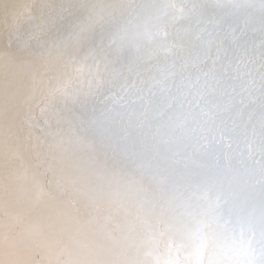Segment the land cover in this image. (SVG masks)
I'll return each mask as SVG.
<instances>
[{
    "label": "rangeland",
    "instance_id": "rangeland-1",
    "mask_svg": "<svg viewBox=\"0 0 264 264\" xmlns=\"http://www.w3.org/2000/svg\"><path fill=\"white\" fill-rule=\"evenodd\" d=\"M4 1V0H3ZM3 1H1L0 0V2H1V6H0V16H1V14H2V21H0L1 23H0V54H1V52L2 51H4V49H5V51L7 52H2V55H3V57H4V59H3V61H2V64H4V65H2V67H0V113H2L3 111H4V115L7 113V114H9L11 117H14L15 119L17 118V122L19 121V120H21V115H22V118H24L25 120L24 121H19V123H17V125L15 124V119H13V118H11V121H10V116H9V118H8V115L6 114L5 116H3L2 114H0V122H5L6 121V119H8L9 121H6L8 124L7 125H5V126H1V124H0V126H1V128L3 127V128H5L4 130L5 131H3L4 133L8 130V127L10 128V125H11V127L12 126H14V124H15V127H17L18 129H20L21 130V128H20V126L18 127V125H21V126H23V125H25L26 126V124H27V122L28 121H31L32 122V119L35 121L36 120V122H34V124H36L39 128H38V130H37V126L36 125H33L34 126V128H36V130L39 132V134L37 133V131H35L34 130V128H33V126L31 127L32 129H29V131H28V129H27V127H25L26 129V131L24 130V127L22 128V130L21 131H18V129L16 128L15 129V127H13V128H10V130L8 131V133L6 134V135H3L2 134V130L3 129H1L0 130V133H1V135H0V141H1V139H4V140H7L8 142H9V140H10V138L9 137H11V140H13V138L12 137H14V140L12 141V143L11 142H9V144H8V147H10L11 145L10 144H13L14 143V141H15V136H17V134H18V132H19V134L21 135L22 133H20V132H23V130L25 131L24 133H26L27 134V131L29 132L28 134H30V132H32V130H34L35 131V133H37V135H35V137L37 138H35L34 137V135L32 136V133H31V135L30 136H28V138L25 136L26 134H24V137H23V135L20 137L19 136V134H18V136L16 137V140H20L21 138L22 139H25V137L30 141V138H31V136H32V138L33 139H31V143L30 142H28V141H26V139H25V142H28L29 143V145H31V144H34L33 145V150H35V148L37 147V146H35L36 144H38L39 146H42L41 145V143H37L38 141H41L42 143H44L43 144V147H47V143H46V140H45V142L44 141H42V139H45L46 138V136L45 135H47L48 134V130H50V131H53V130H51V129H54L55 127H57V128H55V129H58L59 127L61 128V129H63L64 130V128L65 129H67L68 130V128L70 127V124L72 123V129L71 130H73V132H70L71 130H70V128H69V130L67 131V130H64V131H66V132H64V133H67V132H70L71 134L72 133H74V134H72L73 135V138L72 137H69V136H72V135H69V134H65L64 136L66 137V135H67V141H68V139H70V144H73V142L74 143H76L75 145L76 146H80L81 145V147L84 145L83 144V142L82 141H84V137H82V136H79V135H81V134H79L80 132L81 133H83V131L85 132V131H87L88 129H90V132L88 131V132H85V134L86 135H88V137L86 136V135H84V136H86L87 138H85V140L89 143V141H91V139L93 138V136H96V138H99V139H96L95 137V139L97 140V142L95 141L94 143H96L95 145L97 146H95L94 145V143H92V141H91V144H93V145H91L90 144V146H91V148H92V146H93V148H95V150L94 151H92V150H90L91 148H89V144L88 143H86V142H84V143H86L87 144V146H88V153H91L92 154V152H93V154L94 153H96V154H94V156H93V154H92V157H91V155H90V157L92 158V159H90V157H88V158H84V155L87 153V149H85V145L81 148V147H75L76 148V150H75V148L74 147H72V145H70V144H65V142H67L65 139H64V141H63V143L61 144V146H59L60 148L59 149H61V147H63V149L65 148V146H66V148L67 149H71V147H72V151H71V153L69 154V152L70 151H68V152H66L65 151V149L63 150V149H61L62 151H60V150H58L57 151V149H56V152H58V154L56 155V156H58L61 152L63 153V152H65L66 154H61V155H59L57 158H58V160H59V166L58 167H61V168H59V170L61 169V170H63V172L62 171H60V172H62V174H64L65 175V177H67V178H70V179H72V180H75L76 181V184L74 185V187H73V185L72 184H69L71 187H73L74 189H76V186L77 185H79V184H81V182H82V184H81V186H83L86 190H83L82 189V187L80 188L81 190H79V188H77L78 190H77V192H80V193H78L79 195H82L81 197L77 194V192H75V191H72L73 189L69 186V188L67 187V190L68 189H70L71 191H72V193L70 192V194H69V192L66 190V191H64L61 195L62 196H60V198L62 197V199L61 200H64L63 202H65L64 204L66 205V203L68 202L69 203V201H68V199H70L71 200V202L70 203H72V204H74V202L75 203H79V202H84V201H86V204L87 205H89V204H94L95 203V205L97 206V204L98 203H96L97 201L99 202V200H100V202H99V204L100 203H102V202H104L105 203V201H106V203L104 204V203H102L101 205H99L98 204V206L97 207H100V206H104V205H106V206H104V207H108V204H109V202H110V207H114V206H132V205H138V206H141L142 207V209H144L146 206H149V205H151L152 203H156V204H159V205H162V206H167V204H175L176 202H180V201H196L197 203H198V205L199 206H202V207H210V208H217V207H222V206H226V207H228V206H230L229 208H233V207H236V206H238V203L237 202H234L235 201V199L236 198H238V197H240L242 194H244L245 193V191L247 190V189H253V188H264V176H262V177H260V175L261 174H258V173H262V171H260L259 169L261 168V169H264V168H262L261 166H263L264 167V148L262 149L261 148V146L262 147H264L262 144H264L263 142V140H264V136H262V137H260V134H264L263 132V127H264V121H263V110L262 109H264L263 107H264V57H262V56H264V20H262V18H264L263 16H264V14L262 13L264 10V8H263V5L261 4V3H264L263 2V0L261 1L260 0V2H258V1H256V0H249L250 1V3H248V0H230V2H229V0H227V1H224V0H222V2H221V0H217L218 2H214L213 3V1H216V0H205V7H203V4L201 5L200 3H204L203 1L204 0H200V3H198L199 5H200V8H201V10L199 9V5L197 4V3H193L194 1H196V0H156L155 1V5L153 4V2H154V0H137V2H136V0H132V2H131V0H101V1H99V0H90L89 2H93V3H86L84 0V2L86 3V7H84L86 10H89V8H90V6H91V10H89L88 12H84V11H86V10H84V8H82L83 6H84V4H82V5H79L78 6V4L81 2V3H83L82 2V0L79 2V0L77 1V0H64V1H62V0H54L55 2H57L58 4L57 5H55L56 3L55 2H52L53 0H5L4 2ZM7 1H9L10 3H12L14 6L12 7V4H10L9 2H8V4H7ZM12 1V2H11ZM73 2V3H76V5L75 4H73L72 3V5H74L75 6V8H74V6H72L71 5V3L69 4V3H66V5L64 4L65 2ZM127 1V2H126ZM130 1V2H129ZM138 1H140V2H138ZM152 1V2H151ZM159 1V2H158ZM166 1H167V3H166ZM199 1V0H198ZM197 1V2H198ZM238 1V3L240 2L241 3V1H242V3H241V6H240V3H239V5H238V3H236V4H234L235 2H237ZM14 2V3H13ZM20 2V3H19ZM64 2V3H63ZM95 2H97V7H92L94 4H95ZM107 2V4H105ZM134 2V3H133ZM150 3L151 2V4H148V3ZM157 2H158V4H157ZM162 2H164V4L162 5ZM177 4H176V3ZM180 2V3H179ZM220 2V3H219ZM224 2V3H223ZM225 2H228L227 4L225 3ZM234 2V3H233ZM244 2V3H243ZM251 2H253V4L255 3V2H258V3H255V4H258L259 6H260V11H261V15L263 14V16L261 17V16H259V15H255V14H258V11H259V8H257V7H259V6H257V5H255L256 7V9L254 8V6H252L253 4L251 3ZM3 3V4H2ZM18 3V4H17ZM42 3V4H41ZM53 3V4H52ZM78 3V4H77ZM119 3H120V5H121V7L122 6H124L123 8H120V5H119ZM124 3V4H123ZM126 3H127V5H126ZM131 4V6H130V4ZM140 4V6H141V8L143 9H137V8H139V7H137V5H139ZM159 3H160V5H159ZM166 3V4H165ZM182 3V4H181ZM216 3V4H215ZM232 3V4H231ZM247 3V4H246ZM262 5H260V4ZM6 4V5H5ZM17 4V5H16ZM50 4V5H49ZM69 4V5H68ZM123 4V5H122ZM175 4V5H174ZM198 5V9H196V7H192V5ZM218 4V5H217ZM222 4V5H221ZM223 4H225V6L223 5ZM234 4V6H231V5H233ZM243 4V5H242ZM2 5H3V7H2ZM5 5V6H4ZM10 5H11V8H9L10 7ZM47 5V6H46ZM59 5V7L60 6H62V9L61 8H58V10H57V6ZM87 5H89V8L87 7ZM100 5H102L101 7H103V8H101L100 7ZM151 5H154V6H151ZM165 5V6H164ZM187 5V6H186ZM193 5V6H194ZM214 5V6H213ZM219 5H221L222 7H221V9H224V11H225V9H226V7L227 8H229V6L231 7V9L229 8V9H226V12H227V14H226V12H223V10H221L220 9V7H219ZM229 5V6H228ZM250 5H251V7L252 8H254L255 10L254 11H256L257 10V13H255V12H253V10H252V8H250L251 10H249L248 8H246V7H250ZM7 6V7H6ZM19 6V7H18ZM40 6V7H39ZM55 6V7H54ZM66 6H67V9L68 8H70L71 6L73 7L71 10L70 9H68L69 11H70V13H69V11L66 9V11H65V9L64 8H66ZM81 6V7H80ZM95 6H96V4H95ZM115 6V7H114ZM129 6V7H128ZM134 6H135V8H136V10H137V12H136V10H135V8H134ZM144 6H146L145 8H144ZM150 6V7H149ZM166 6H167V8H166ZM176 6V7H175ZM183 6L185 7L186 6V8L184 9L183 8ZM223 6L225 7V8H223ZM245 9H247V10H244V8ZM15 7V8H14ZM23 7V8H22ZM78 7L79 8H81V9H78ZM105 7H107V8H105ZM155 7H158V8H156L155 9ZM175 7V8H174ZM216 8V9H214V8ZM219 7V8H218ZM16 11V12H14L13 11V9ZM18 10H17V9ZM20 8V9H19ZM25 8V9H24ZM105 8V9H104ZM113 8H114V10H113ZM130 8H131V10H130ZM163 8H165V10L163 9ZM172 8V9H171ZM183 10H181V9ZM210 8H211V10H213V11H211L212 12V16H213V14H215L213 17H209L210 19H208V18H206L205 16H208L207 14H208V11L210 10ZM232 8H234V9H232ZM239 8V9H238ZM241 8V9H240ZM8 9H10L9 11H10V13H7V12H9L8 11ZM26 11V9L28 10V11H24V10ZM29 9H31V10H29ZM49 9V10H48ZM64 9V11L67 13V15L68 14H70V17H66V13H65V15H63L62 13V11L61 10H63ZM75 9V10H74ZM96 9V10H95ZM134 9V10H133ZM220 9V10H219ZM21 10H23L22 12H21ZM79 10V11H78ZM81 10V11H80ZM107 10V11H106ZM116 10V11H115ZM125 10V11H124ZM167 10V11H166ZM168 10H170V11H168ZM176 10V11H175ZM194 10L196 11V13H198V12H200V13H198V16L200 15V16H202V19H198L199 17L198 16H195V14L196 13H194ZM203 10H204V12H203ZM215 10H218V11H215ZM234 10V11H233ZM239 12H238V11ZM263 10V11H262ZM2 11V12H1ZM5 11H6V13H5ZM20 11L21 12V14H19L18 12ZM68 11V12H67ZM72 11V12H71ZM96 11V12H95ZM104 11V12H103ZM138 11H140V12H138ZM159 11V12H158ZM228 11L230 12V13H228ZM239 13V14H237L236 13V16H233L232 17V15L230 16V14L231 13ZM236 11V12H235ZM245 11H248V12H245ZM259 11V12H260ZM12 12H14L15 13V15L12 13ZM25 12V13H24ZM60 13V14H58V13ZM62 12V13H61ZM74 12V13H73ZM82 12V13H81ZM85 14H84V13ZM118 12V13H117ZM124 12V13H123ZM129 14H128V13ZM157 12V13H156ZM168 12V13H167ZM171 12V13H170ZM203 12V13H202ZM207 12V13H206ZM211 12L209 11V13H210V15H211ZM222 12V13H221ZM244 12V13H243ZM250 12V14H254L255 16H253V15H247L248 13ZM3 13H4V15H3ZM50 13V14H49ZM75 15V17H74V19H73V14ZM92 13V14H91ZM102 13L103 14H105V15H102ZM115 13H116V15H115ZM127 13V14H126ZM136 13V14H135ZM139 13V14H138ZM205 13V14H204ZM223 13H224V15H223ZM8 14V15H7ZM12 14H13V16H12ZM23 14V15H22ZM30 14V15H29ZM46 14V16L48 17H46L45 16V18H47V19H50L49 20V22L51 23H47V22H43V20L44 21H46L45 20V18L43 17V15H45ZM73 16H72V15ZM79 14H80V16H79ZM84 14V15H83ZM113 14L115 15V16H113ZM202 14H204V15H202ZM222 14V15H221ZM247 16H246V15ZM260 14V13H259ZM12 16V17H10V16ZM29 17H28V16ZM32 15V17L34 18V17H38L37 18V20H36V18H34V19H31L32 17H30ZM36 15V16H35ZM50 15H52L51 16V18H54V16H55V18L54 19H57V17H58V19H63L64 21L66 20V21H68V22H64L63 20L61 21V20H55L53 23H54V25H53V23H52V21H53V19H51L50 18ZM63 15V16H62ZM92 15V16H91ZM219 15V18H221V19H217V16ZM229 16V17H227V16ZM242 15V17H240ZM4 16V17H3ZM6 16V17H5ZM14 16H15V18H14ZM19 16V17H18ZM43 17L42 19L40 18L39 19V17ZM72 16V17H71ZM101 16H105L104 18H102ZM120 18H119V17ZM259 16V17H258ZM18 17V18H17ZM80 17V18H79ZM90 17V18H89ZM128 17V18H127ZM207 19V20H209L208 22H207V20L205 19V18ZM215 17V18H214ZM225 17H226V19H225ZM234 17H237L238 19H235ZM252 17H254V18H252ZM260 18L258 21L256 20V23H255V20L254 19H257V18ZM0 18V19H1ZM3 18H4V20L6 19V18H8V19H6V21L7 22H5L4 20H3ZM25 18V19H24ZM107 18H109V19H107ZM196 18V19H195ZM201 18V17H200ZM233 18V20L231 21V19ZM241 18H243L242 19V21H240L241 20ZM250 18V19H249ZM9 19H12V20H10V23H9ZM16 19H17V21H16ZM23 19L25 20V21H23ZM74 21H73V20ZM101 19V20H100ZM112 19V20H111ZM130 19V20H129ZM247 19V20H246ZM21 20V21H20ZM30 20V21H29ZM33 20V21H32ZM121 21V23H120V21ZM123 20V21H122ZM227 20H228V22L230 21V23H228L227 22ZM236 20V21H235ZM252 20H253V22H252ZM262 20V21H261ZM4 21V23H2ZM29 21V22H28ZM34 22L33 24H31L32 22ZM38 21H40V22H42V23H39ZM73 21V22H72ZM104 21V22H103ZM118 21V22H117ZM181 21V22H180ZM200 21V22H199ZM201 21H203V22H201ZM221 21V24L219 23ZM243 22V23H241L242 25H244L243 26V28H240L239 29V25L237 24L236 25V27L238 28V30L236 29V28H234L235 27V23H238V22ZM245 21L247 22V23H245ZM248 21H249V23H251V24H253V26H252V28H251V26L249 27V24H248ZM259 21H260V23H259ZM19 22V23H18ZM40 24V27H38L39 25L37 24ZM60 22V23H59ZM64 22V23H63ZM72 22V23H71ZM81 22H82V24H81ZM101 22V23H100ZM108 24H107V23ZM115 22V23H114ZM186 22V23H185ZM212 22V23H211ZM223 22H225V24H226V26L223 24ZM227 22V23H226ZM235 22V23H234ZM258 22V23H257ZM263 22V23H262ZM7 23V24H6ZM10 25H9V24ZM56 23V24H55ZM61 23H62V25H61ZM66 23H67V25H66ZM93 23V24H92ZM100 23V24H99ZM106 23V24H105ZM112 24V26H111V24ZM113 23H114V25H113ZM118 23H119V25H118ZM124 23V24H123ZM126 23V24H125ZM128 23H129V25H128ZM138 25H136V24ZM216 23V24H215ZM3 24H5V25H3ZM12 24V25H11ZM41 24L43 25V26H41ZM44 24H45V26H44ZM48 26H47V25ZM58 24H60V25H58ZM72 24V25H71ZM75 26H74V25ZM104 24V25H103ZM191 24V25H190ZM217 24H220V25H218L217 26ZM231 24L232 25H234L231 29H229L230 27H228V26H231ZM240 24V25H241ZM248 24V25H247ZM257 25V29L255 28V26ZM2 25V26H1ZM23 25H26V27L25 26H23ZM50 25H53L55 28H54V31H55V33H56V35H55V33H54V31H52L51 29L53 28V26H50ZM55 25H57L58 26V28H56V26ZM66 26V27H62V26ZM102 27H101V26ZM106 25V26H105ZM133 25L134 26H136V27H133ZM184 25V26H183ZM191 27H190V26ZM204 25H206V27L204 26ZM208 25V26H207ZM211 25H213L212 27H211ZM242 25L240 26V27H242ZM247 27H246V26ZM259 25V26H258ZM24 28H23V27ZM28 26H35L34 28H36L37 29V31H36V29L34 30V29H32L31 30V28L30 27H28ZM40 29V33L42 34L43 33V35H41L40 37L39 36H37V35H39L40 33H38V28ZM46 26H47V28H46ZM59 26H61V27H59ZM69 28H68V27ZM79 26H81V27H79ZM98 27V29H97V27ZM112 27L111 29V31L114 33H116L117 35H115V33H114V35L112 34V32L109 30L110 28H108V27ZM113 26H115V29H114V27ZM117 26V27H116ZM128 28H127V27ZM187 26V27H186ZM195 26V27H194ZM200 26V27H199ZM216 26V27H215ZM7 27V28H6ZM27 27H28V30H27ZM42 27V28H41ZM46 28L45 30H44V28ZM51 27V28H50ZM105 28V30H104V28ZM125 27V28H124ZM186 27V28H185ZM205 27V28H204ZM225 27H226V29H225ZM228 27V28H227ZM246 27V28H245ZM4 28V29H3ZM8 28H10V29H8ZM23 28V29H22ZM26 28V29H25ZM49 28H50V30L53 32V34H52V32L49 30ZM67 30H66V29ZM77 28V29H76ZM119 28V29H118ZM138 30H137V29ZM178 28V29H177ZM201 28V29H200ZM215 28H217V30L215 29ZM223 28V29H222ZM248 28H249V30L250 31H248ZM251 28V29H250ZM6 29V30H5ZM11 29H12V31H11ZM14 29V30H13ZM25 29V30H24ZM29 29L31 30V32H32V34L31 33H29L30 31H29ZM42 29V30H41ZM48 29V30H47ZM56 29H58V30H56ZM60 29V30H59ZM61 29H64V30H61ZM81 29H83L84 30V32H83V36H84V38H83V36L81 37V40H79V42L78 43H76V42H73V34H75L77 31H79V30H81ZM100 29V30H99ZM107 29V30H106ZM121 29V30H120ZM130 29V30H129ZM192 29V30H191ZM197 29H198V32H197ZM206 29V30H205ZM209 29V30H208ZM216 30L217 32H215V35H218V37L217 36H215V35H213V36H215V38L214 37H211V34H214V32L213 33H210V31L212 32L213 30ZM241 29H243V30H241ZM255 29V30H254ZM27 30V31H26ZM34 30V31H33ZM95 30V31H94ZM108 30H109V35H111V36H109L108 35ZM118 32L119 31V33H117L116 31ZM126 30V31H125ZM133 30V31H132ZM178 30V31H177ZM194 30V31H193ZM218 30H220L219 32H218ZM225 30V31H224ZM230 30H232L233 32H230V33H228V31H230ZM253 30H254V33H255V31L257 30L259 33H260V36H258V35H255V37L252 35V37H251V31L253 32ZM29 31V32H28ZM41 31H43V32H41ZM50 31V32H49ZM56 31H61L60 33V36H59V34H58V32H56ZM65 31H67V32H65ZM91 31H93V32H91ZM132 31V32H131ZM192 31H193V33H192ZM200 31H202V35H201V32ZM227 31V32H226ZM250 33H248V32ZM256 31V33L255 34H257L258 32ZM36 34H34V33ZM46 32V33H45ZM48 32V33H47ZM75 32V33H74ZM89 32V33H88ZM98 32V33H97ZM100 32V33H99ZM101 32H104V33H101ZM121 32V33H120ZM123 32V33H122ZM127 32V33H126ZM135 32H137L138 33V35H137V33H135ZM139 32H141V38H142V41H141V38H140V40H138L139 39V37H140V33ZM196 32V33H195ZM225 32L228 34V35H226L225 34ZM1 33H3L4 35H2L1 36ZM51 33V34H50ZM97 33V34H96ZM125 33V34H124ZM130 33V34H129ZM198 33V34H197ZM204 33V34H203ZM217 33V34H216ZM247 33V34H246ZM28 34H30L29 36H28ZM45 34H47V35H45ZM65 34H67V35H65ZM87 34V35H86ZM125 35L124 36V45H121L120 43L121 42H123V40H121V38L123 37V36H121V35ZM128 34V35H127ZM133 34V35H132ZM144 34V35H143ZM190 34H192V35H190ZM196 34V35H195ZM201 35V37H199L200 35ZM206 34V35H205ZM232 34H233V37H232ZM253 34V33H252ZM10 35V36H9ZM26 35V36H25ZM32 35V36H31ZM53 35V36H52ZM56 37H55V36ZM58 35V36H57ZM63 35V36H62ZM72 36V37H70V36ZM120 36V37H117V36ZM148 37H147V36ZM193 35H195L196 36V39H192V37H194L195 38V36H193ZM199 35V36H198ZM205 35V36H204ZM222 35V36H221ZM225 35H226V37H228V38H226L225 37ZM229 35H230V37H232V38H230L229 37ZM235 35V36H234ZM238 35H241V36H239V37H237ZM13 36V37H12ZM35 36L38 38L39 37V39L41 40H44L45 41V45H44V42L43 41H40V40H36L37 38H35ZM45 36H47V39L48 38H50V39H54V41L53 42H51V43H49L50 42V39H48V44L46 43L47 42V40L45 39L46 37ZM65 36V37H64ZM100 36V37H99ZM108 36L110 37V38H108ZM127 36V37H126ZM129 36H131L130 37V40H128L127 38H129ZM144 36V37H143ZM150 36V37H149ZM151 36H153L154 37V39H155V41H154V39L153 38H151ZM257 36V37H256ZM5 37H6V39L7 40H2V39H5ZM45 37V38H44ZM53 37H55V38H53ZM60 39L59 40V43L57 42L58 40V38ZM67 37V38H66ZM90 37V38H89ZM93 37V38H92ZM113 37H115V38H113ZM134 37L136 38V40L134 39ZM137 37H138V39H137ZM156 37V38H155ZM172 37H174L173 39H172ZM176 37H178L177 39H175ZM222 38V37H224L223 39H226L225 41H222V39L219 41V39H217V38ZM235 37H236V39H235ZM240 37H243V38H240ZM44 38V39H43ZM65 38V39H64ZM92 38V39H91ZM100 38H102V39H100ZM117 38H120L119 39V41H121V42H119L118 43V39ZM143 38H145V39H143ZM151 39V41L152 42H150V45L148 44L149 42L148 41H150V40H147V39ZM158 38V39H157ZM202 38V39H201ZM212 38V39H211ZM214 38V39H213ZM257 38H259L260 40H262V41H260L259 39H257ZM33 39H35V41L33 40ZM55 39L57 40V41H55ZM114 39V40H113ZM128 40V42H127V40ZM132 39V40H131ZM134 39V40H133ZM156 39H157V41H158V43L156 42ZM183 39V40H182ZM217 40V42H218V44H220V46H218L215 42H216V40ZM229 39V40H228ZM243 39H244V41H243ZM246 39V40H245ZM3 42H2V41ZM28 40V41H27ZM71 40V41H70ZM89 40H90V42H89ZM111 42H110V41ZM143 40H145L144 41V44H143ZM147 40V41H146ZM161 40V41H160ZM174 40H176V42L174 41ZM204 40V41H203ZM215 40V41H214ZM231 40V41H230ZM238 40H239V42H238ZM240 40L241 41H243V42H245L244 43V45H243V42H241V44H240ZM253 42H251V41ZM254 40H255V42L257 43V41L259 42V43H257L258 45H260L259 46V49L257 50V48H258V46L256 45V43L254 42ZM8 41V42H7ZM18 41H20L19 43H18ZM38 41V42H37ZM64 41V42H63ZM70 41V42H69ZM93 41V42H92ZM142 43H141V42ZM229 41L231 42V43H229ZM233 41V42H232ZM5 42H7L6 44H5ZM10 42V43H9ZM14 42V43H13ZM15 42H16V44H15ZM23 42V43H22ZM30 43V45L32 44L31 42H33V44H35L34 46L33 45H29V43ZM36 42V43H35ZM65 42H68V44L72 47H69V49L67 48L66 49V53H65V56H67V55H69L70 54V52H71V54L70 55H75V56H78V57H91V55L90 54H93V56L95 55V53H96V55H95V59H97V61L94 59V57L92 56V60H94V61H96L95 62V64L98 62H100V61H98V60H103V58L102 57H104V62L102 61V62H100L99 64L101 65L99 68H100V70H99V68L97 67V68H95L94 69V67L93 66H96V65H94V61H93V63H92V61H91V69H93L92 71H94L93 72V74H92V71H91V75H89V78H88V76H87V78L84 80V84H85V86L86 85H88V86H86V88H85V86H84V84L83 85H81L80 86V88L82 89V86H83V91L84 92H81V90H80V94H79V96L81 97V99L83 100H81L80 98H78V100H81V101H79V103L81 102V104H83L84 103V101L86 102H88V98H90L91 100H89V102L85 105V103H84V105L82 106L83 108H79V103L77 104L76 102H78V100H76L74 103L75 104H73L72 103V101L71 102H69L70 103V106H69V103L67 104V103H65V102H63V101H56L55 102V104H53V106H51V107H55V108H51L52 110L50 111V108H49V111L52 113V111H62L61 112V114L63 115H61V114H59L60 112H55V113H53L52 114V116H53V118L51 119L50 117V123L49 122H47L48 124H50V126L52 127V128H49V129H45V130H47L46 132H45V130H43L45 127H49V126H45V125H47V123L45 122L46 120H44V118H46L47 116H51L50 114H46L47 112H45V114H46V116H45V114H44V118L42 117V115L43 114H41L40 115V107L42 106V103H41V97H42V94L44 93V91L45 90H43L42 89V91H41V94L39 93L40 91H38L39 90V87L40 88H44L45 86L47 87V85H48V83L46 82V83H44V84H39V87L38 86H32V84H33V82L31 81L32 79H30L31 78V75L32 74H30V72L31 73H33L34 71H38V69L40 68V70H42L41 71V73L40 74H44L43 75V78H46V79H43V81H49V80H51L52 78H53V75H51V74H54V76L56 75L55 74V72H57V70L59 69H61V68H59L60 66H62V64H63V59L61 58V57H59L58 58V55L56 54L57 53V51L54 53V51H52L53 52V55H51L50 57L48 56V54L46 53V52H49V49H48V51H46L47 49L46 48H49L50 46H51V44H52V48H54V45H57V43H58V45H63V44H60V43H65ZM106 42H108V43H110L109 45H108V43H106ZM115 42H117V43H115ZM134 42H135V45H134ZM145 42L147 43V44H145ZM165 42V43H164ZM196 42L197 43H199V44H196ZM213 42V43H212ZM248 42V43H247ZM263 42V43H262ZM9 43V44H8ZM18 43V44H17ZM21 43H22V45L24 46H22L21 45ZM72 43V44H71ZM111 43H113V44H111ZM126 43H127V46H126ZM128 43H130L129 45H131V47L129 48V45H128ZM155 43V44H154ZM162 43V45H160ZM166 43H167V46H166ZM174 43V44H173ZM179 45H178V44ZM191 43L194 45V43H195V45H197V47H193V45H191ZM202 43H204V44H202ZM211 43V44H210ZM239 43V44H238ZM250 43H252V46L250 47ZM255 43V46H257V48L253 45ZM12 44V45H11ZM15 44V45H14ZM40 44H42V45H40ZM46 44H47V47H46ZM50 44V46H48ZM79 44H80V46H79ZM84 44V45H83ZM98 44V45H97ZM101 44V45H100ZM103 44V45H102ZM115 44V45H114ZM151 44H154V45H156V47L154 46V45H151ZM223 44V45H222ZM231 44V45H230ZM235 46H234V45ZM250 44V45H249ZM26 45V46H25ZM108 45V46H107ZM162 46V47H160V46ZM175 45V46H174ZM215 45H217V46H215ZM5 46V47H4ZM11 46V48H9ZM13 46V47H12ZM18 48H17V47ZM45 46V47H44ZM90 46V47H89ZM111 46V47H110ZM122 46H124V47H122ZM135 46V47H134ZM137 46V47H136ZM139 46V47H138ZM146 46L148 47V48H146ZM158 46V47H157ZM212 46V47H211ZM221 46L222 47H224V48H221ZM245 46H246V48H245ZM20 47V48H19ZM22 47V48H21ZM26 47H27V49L29 50H27L26 49ZM30 47H32V48H30ZM45 49H44V48ZM75 47V48H74ZM111 48V49H108V48ZM127 47V48H126ZM160 47V48H159ZM166 49H165V48ZM199 47V48H198ZM214 47H216V48H214ZM226 47H228V48H226ZM250 47V48H249ZM252 47H253V49H256V50H254L253 51V49H252ZM255 47V48H254ZM8 48V49H7ZM39 48V49H38ZM51 48V47H50ZM50 49V50H56V49ZM79 48H81V50H78ZM83 48V49H82ZM101 48H104V49H101ZM123 49H127L126 50V53L128 54H130L129 56L130 57H132V58H128V56H127V54H124L125 53V51H123V52H121ZM129 48V49H128ZM140 49V50H138L139 52H134V55L136 56V58H134L132 55H133V53H131L132 51L131 50H133L134 49V51H136V49ZM148 49V50H145V49ZM158 48L159 49H162L163 48V50H158ZM173 48V49H172ZM176 48V49H175ZM179 48V49H178ZM211 48H214V50H216V51H214L213 49L211 50ZM225 48H226V50L228 51L229 50V53L230 54H232L233 56H234V58H233V56L232 55H230V54H228V52L226 51L225 52ZM262 50H261V49ZM19 49V50H18ZM23 49H26V50H23ZM42 49L43 50H45V51H42ZM74 49V52L73 51H71V50H73ZM76 49H77V51H76ZM110 50V52H109V55H108V50ZM115 51V53L113 54L112 52H114L113 50ZM131 49V50H130ZM143 51H142V50ZM169 49V50H168ZM194 49V50H193ZM195 49H197V50H195ZM219 49H220V51H219ZM224 49V50H223ZM239 49H241V50H239ZM248 51L247 53L249 54H246L244 51ZM18 50V52L16 53V51ZM41 52H39V51ZM93 52H92V51ZM98 50H100L99 52H97ZM107 50V51H106ZM117 50V51H116ZM129 50V52H127ZM150 50V51H149ZM151 50H153V51H151ZM200 50V51H199ZM231 50V51H230ZM239 50V55L240 54H244V56L242 55H240V59L238 60L237 58V53L235 52V51H238ZM15 51V52H14ZM22 51H24V53H31V54H33V56H31V58H30V61H28L27 63H24L23 61H22V58H23V56H24V53L22 52ZM31 51V52H30ZM35 51V52H34ZM36 51H38L37 52V55L38 56H36ZM68 51H70V52H68ZM80 51V52H79ZM91 51V52H90ZM112 51V52H111ZM195 51V53H193ZM257 51V52H256ZM259 51V52H258ZM21 52V55L19 54ZM52 52H51V54H52ZM73 52V53H72ZM79 52V53H78ZM82 52H84L83 54H81ZM89 52V53H88ZM101 52H103V55L104 56H102V53ZM147 52V53H146ZM152 52V53H151ZM153 52H155V55H153L154 53ZM211 53V55H210V53ZM244 52V53H243ZM10 53V54H9ZM13 53V54H12ZM16 53V54H15ZM47 55H46V54ZM87 53V54H86ZM100 53V54H99ZM111 53H112V55H111ZM138 53V54H137ZM141 55H140V54ZM216 53L217 54V56L216 55H214V54ZM258 53V54H257ZM41 54H42V56H41ZM45 54V55H44ZM98 54V55H97ZM108 55L109 57H106L105 55ZM146 56H145V55ZM148 54H150V55H148ZM210 56H209V55ZM250 54H252V55H250ZM6 55V56H5ZM17 55V56H16ZM23 55V56H22ZM57 55V56H56ZM84 55V56H83ZM90 55V56H89ZM100 55V56H99ZM110 55H111V57L113 58L114 57V55L115 56H117L116 58H111V60H108L109 58H110ZM142 55H143V57H142ZM165 55V56H164ZM190 55V56H189ZM246 55H248V57L250 56V58H248V57H246ZM20 56V57H19ZM36 56V57H35ZM41 56V57H40ZM47 59V65H45V63H44V61H45V59H44V57ZM55 56H56V58H55ZM96 56H98V57H96ZM102 56V57H101ZM127 56V57H126ZM140 57V58H138V57ZM150 56V57H149ZM185 56V57H184ZM230 56V57H229ZM258 56V57H257ZM16 57H18V58H16ZM35 57V58H34ZM41 58V60L42 61H40V59H38V58ZM43 57V58H42ZM102 59H101V58ZM106 57V58H105ZM183 57H184V59H183ZM214 57V58H213ZM216 57V58H215ZM244 58V59H242V58ZM246 57V58H245ZM254 57V58H253ZM257 57V58H256ZM262 57V58H261ZM11 58L13 59V60H11ZM48 58H49V61H48ZM52 58V59H51ZM60 59V62H62L61 64H59L60 62H59V60L58 59ZM119 58V59H118ZM153 58V59H152ZM154 58H156V59H158L157 61H156V59H154ZM163 58V59H162ZM177 58V59H176ZM193 58V59H192ZM209 58V59H208ZM260 58V59H259ZM16 59H18V60H16ZM21 59V60H20ZM36 59L38 60V61H36ZM107 61H106V60ZM136 59V60H135ZM151 61H150V60ZM173 59H174V61H173ZM208 59V60H207ZM219 59V60H218ZM234 59V60H233ZM245 59H250L249 61H247V60H245ZM251 59H252V61H251ZM255 61H254V60ZM15 60V61H14ZM31 60H33V61H31ZM54 60V61H57L58 62V64L56 63V62H52V61ZM89 60V59H88ZM91 60V59H90ZM90 60L88 61V63L90 64ZM115 60H117V62L115 61ZM127 60V61H126ZM140 60H143V61H140ZM149 60V61H148ZM160 60L162 61V62H160ZM163 60H164V62H163ZM179 60V61H178ZM189 60V61H188ZM210 60V61H209ZM212 60V61H211ZM217 60V61H216ZM231 60V61H230ZM243 60H245L244 62H242ZM11 61H13V62H11ZM110 65V67H108L109 65L108 64H106V62ZM112 62L111 64H110V62ZM135 61V62H134ZM150 64H152V66L151 65H149V63ZM155 61V66L153 65V62ZM158 61H159V63H158ZM177 61V62H176ZM4 62V63H3ZM31 62V63H30ZM39 62V63H38ZM119 62V63H118ZM133 62V63H132ZM136 62H138V63H136ZM142 62V63H141ZM145 62V63H144ZM209 62H211V63H209ZM219 62V63H218ZM230 62H232V63H230ZM255 62V63H254ZM256 62H257V66L258 67H256ZM259 62H260V64H259ZM21 63V64H20ZM32 63H34V65L32 64ZM43 63H44V65H43ZM51 63V64H50ZM53 63H55V64H53ZM102 63V64H101ZM103 63H104V65H103ZM115 63V64H114ZM122 63L124 64V65H122ZM131 63V64H130ZM135 63V64H134ZM139 63H140V65H139ZM146 63H148V65L146 64ZM250 63V64H249ZM253 63V64H252ZM262 63V64H261ZM38 64L40 65H42L43 67H41V65L40 66H38ZM50 64V65H49ZM114 64V65H113ZM117 64V65H116ZM133 64V65H132ZM145 66H144V65ZM157 64V65H156ZM163 64V65H162ZM174 64V65H173ZM178 64V65H177ZM180 64H182V65H180ZM198 64V65H197ZM231 64V65H230ZM236 64H238V65H236ZM240 64V65H239ZM252 64V65H251ZM15 65V66H14ZM49 65V66H48ZM102 65H103V67H102ZM130 65V66H129ZM139 65V66H138ZM166 65H168V66H166ZM173 65V66H172ZM184 65H186V66H184ZM206 65V66H205ZM207 65H209L210 67H207ZM218 65V66H217ZM233 65V66H232ZM236 65V66H235ZM245 65V66H244ZM251 65V66H250ZM254 65V66H253ZM22 66V67H21ZM29 66H32V67H37V69H35L34 71H33V68L31 67H29ZM48 66V67H47ZM53 66V67H52ZM55 66H59L58 67V69H57V67H55ZM99 66V65H98ZM119 66V70H118V67ZM138 66V67H137ZM141 66V67H140ZM143 66V67H142ZM174 66H176V67H174ZM180 66V67H179ZM212 66L214 67V68H212ZM217 66V67H216ZM233 68H232V67ZM235 66V67H234ZM259 66H260V68H259ZM15 67V68H14ZM27 67H29V68H27ZM39 67V68H38ZM108 67V68H107ZM130 67H131V69H130ZM133 67V68H132ZM134 67L136 68L135 70L136 71H139L140 70V72H135V70H134ZM146 69H145V68ZM154 68V69H149V68ZM162 67V68H161ZM170 67H172V68H170ZM179 67V68H178ZM195 67V68H194ZM228 67V68H227ZM239 67V68H238ZM5 68H7V70L5 69ZM18 70H17V69ZM22 68V69H21ZM42 68V69H41ZM44 68H47V70H48V72L47 71H45V69ZM51 68H53L52 70L53 71H51L50 69ZM56 68V69H55ZM102 68H103V70H102ZM128 68V69H127ZM138 68V69H137ZM203 68H205V69H203ZM224 68V69H223ZM27 72H29V70H30V72L28 73L29 74V76L30 77H28V76H26L27 74H26V71ZM109 70V75H108V70ZM111 69V70H110ZM143 71H142V70ZM145 69V70H144ZM148 69H149V71L150 72H148ZM163 69V70H162ZM171 69V70H170ZM183 69V70H182ZM198 69V70H197ZM200 69V70H199ZM203 69V70H202ZM225 69H226V71H225ZM228 69H230V70H228ZM240 69H242V71L240 70ZM249 69V70H248ZM256 69H258V70H256ZM15 70V71H14ZM56 70V71H55ZM100 71L101 73H98L97 71ZM107 70V71H106ZM115 70V71H114ZM130 70V71H129ZM161 72H160V71ZM167 70V72H165ZM178 72H177V71ZM191 70V71H190ZM209 70V71H208ZM228 70V71H227ZM233 70V71H232ZM246 70V71H245ZM256 70V72H254ZM261 70V71H260ZM5 71V72H4ZM9 71V72H8ZM12 71V72H11ZM23 71V72H22ZM37 71H36V73H37ZM55 71V72H54ZM97 72V77H99V78H95L96 77V75L94 74V73H96ZM112 71V72H111ZM168 71H169V73H168ZM180 71V72H179ZM182 71H184V72H182ZM194 71V72H193ZM213 71V72H212ZM216 71V72H215ZM220 71V72H219ZM224 71V72H223ZM253 71V72H252ZM258 71V72H257ZM263 71V72H262ZM48 73V75H51L50 77V79L48 80L47 78H49V76L47 75V73ZM104 72H105V74H104ZM118 72V73H117ZM131 74H130V73ZM153 72H155V73H153ZM202 72H203V74H202ZM206 72V73H205ZM234 72V73H233ZM239 72V73H238ZM246 72V73H245ZM248 72V73H247ZM4 73V74H3ZM7 73V74H6ZM24 73H25V75H24ZM111 73H115V75L113 76V74H111ZM121 73V76L119 75ZM135 73H136V75H135ZM146 73V74H145ZM148 73V74H147ZM150 73V74H149ZM151 73H153L152 75H151ZM160 73V74H159ZM161 73H162V75H164V77L161 75ZM165 73V74H164ZM177 73V74H176ZM209 73V74H208ZM215 73V74H214ZM218 73V74H217ZM220 73H222V75L220 74ZM224 73V74H223ZM22 74V75H21ZM40 74H39V71H38V75L40 76ZM101 74V75H100ZM117 74V75H116ZM137 74H139V75H137ZM170 74V75H169ZM188 74V75H187ZM212 74V75H211ZM243 74H245V75H243ZM250 74V75H249ZM254 74H256V75H254ZM45 75H47L46 77H45ZM93 75H95L94 76V78L95 79H93V81L91 80V78H93ZM110 75H111V79H110ZM130 77V79H129V77ZM149 75V77H147ZM155 75V76H154ZM161 75V76H160ZM195 75V76H194ZM236 75V76H235ZM258 75V76H257ZM7 76V77H6ZM12 76V77H11ZM91 76V77H90ZM116 76V77H115ZM118 76H119V78L121 79H119L118 78ZM190 76V77H189ZM199 76V77H198ZM200 76H201V78H200ZM230 76V77H229ZM240 76V77H239ZM243 76H244V78H243ZM260 76V77H259ZM125 77V78H124ZM138 79H137V78ZM157 77H160V79L159 80H161V81H157V79H154L153 80V78H157ZM168 77V78H167ZM172 77V78H171ZM183 77V78H182ZM237 77V78H236ZM249 77V78H248ZM253 77V78H252ZM7 78V79H6ZM16 78V79H15ZM19 78V79H18ZM29 80V81H27V79ZM114 78V79H113ZM118 78V79H117ZM127 78V79H126ZM148 78V79H147ZM182 78V79H181ZM193 78V79H192ZM196 78V79H195ZM198 78H199V80H198ZM212 78V79H211ZM217 78V79H216ZM221 78V79H220ZM236 78V79H235ZM2 79V80H1ZM13 80V82H12V80ZM123 79V80H122ZM133 79H135V80H133ZM175 79V80H174ZM180 79H181V81H180ZM184 79V80H183ZM207 79V80H206ZM27 82H26V81ZM87 80V81H86ZM91 82H90V81ZM100 80H101V82H102V84H103V86H102V84H101V82H100ZM130 80V81H129ZM140 80V81H139ZM148 80H150V81H148ZM219 80H220V82H219ZM221 80H223V81H221ZM225 80V81H224ZM233 80V81H232ZM237 80V81H236ZM253 80V81H252ZM261 80H263V81H261ZM9 81V82H8ZM27 83V84H24L25 82ZM31 81V82H30ZM108 81H110V83L108 82ZM112 81V82H111ZM115 81H117V83L115 82ZM128 81V82H127ZM132 81V82H131ZM135 83H134V82ZM157 81V82H156ZM177 81H178V83H177ZM183 81H184V83H183ZM208 81V82H207ZM5 84H4V83ZM21 83V84H19V83ZM24 82V83H23ZM88 82V83H87ZM95 82V83H94ZM98 82V83H97ZM104 82V83H103ZM124 84H123V83ZM126 82V83H125ZM150 82V83H149ZM155 82V83H154ZM215 82V83H214ZM222 82V83H221ZM226 82H228V83H226ZM235 82H237L236 84H235ZM248 82V83H247ZM252 82V83H251ZM8 83V84H7ZM12 83H14V84H12ZM16 83V84H15ZM24 85H23V84ZM32 83V84H31ZM97 83V84H96ZM112 83H114V84H112ZM122 83V84H121ZM128 83V84H127ZM162 83V84H161ZM180 83V84H179ZM205 83V84H204ZM211 83V84H210ZM217 83V85H215ZM239 83H240V85H239ZM244 83V84H243ZM249 83H251V84H249ZM258 83V84H257ZM30 84H31V86H30ZM47 84V85H46ZM89 84H90V86H89ZM92 84H93V87H92ZM95 84H96V86H95ZM132 84V85H131ZM133 84L135 85V86H133ZM137 84V85H136ZM144 84H145V87H144ZM183 84H185V85H183ZM221 84V85H220ZM222 84H223V86H222ZM256 84V85H255ZM18 85V86H17ZM19 85H20V87L23 89L24 88V90L22 91L23 93V95H25L26 97H28V99H29V104L27 103L28 102V100H27V98L25 97V96H23L20 92V90L21 89H19ZM30 86V87H28V88H25L26 86ZM42 87H41V86ZM44 85V86H43ZM107 85H108V87H107ZM113 85V86H112ZM143 85V86H142ZM146 85H148V86H146ZM155 87H154V86ZM158 85V86H157ZM171 85H173V86H171ZM181 85V86H180ZM231 85V86H230ZM258 85V86H257ZM262 85V86H261ZM4 86V87H3ZM101 88H100V87ZM142 87V88H140V87ZM152 86V87H151ZM163 86V87H162ZM183 86V87H182ZM204 86V87H203ZM227 86L229 87L230 86V88H227ZM242 86V87H241ZM4 88V90L2 89V88ZM31 87H33V88H35V89H31ZM37 87V88H36ZM88 87V88H87ZM114 89H113V88ZM135 87V88H134ZM154 87V88H153ZM160 87V88H159ZM213 87V88H212ZM12 88V89H11ZM14 88V89H13ZM18 89V91H19V93H18V91H17V89ZM89 88H91V89H89ZM95 88H97V90L95 89ZM107 88H109L110 90H111V93H110V90H106ZM140 91L139 93H138V90ZM144 88H146V89H144ZM147 88H149V89H153V90H149V89H147ZM163 88V89H162ZM171 88V89H170ZM185 88V89H184ZM210 88V89H209ZM216 88V89H215ZM218 88H220V89H218ZM231 89V91H228V90H226V89ZM256 88H258V89H256ZM26 89H27V91H29V92H33L34 90L36 91V92H34V93H32L33 95L36 93V95H34V97L35 96H37V94H38V97H35V102L38 100V102L41 104H39L38 103V110H37V107L36 106H34V104H35V102H34V104L31 102V100H34V97L33 96H31L32 98L30 99V95H32L31 93H27L26 92ZM44 89H46V88H44ZM84 89H86V91L84 90ZM94 89V90H93ZM102 89V90H101ZM135 89H136V91H135ZM142 89V90H141ZM168 89V90H167ZM180 89V90H179ZM192 89V90H191ZM8 90V91H7ZM16 90V91H15ZM41 90V89H40ZM88 90H89V92H91V93H88ZM113 90L115 91V92H113ZM144 90V91H143ZM146 90V91H145ZM148 90H149V92H148ZM176 90V91H175ZM182 90V91H181ZM212 90V91H211ZM221 90V91H220ZM251 90V91H250ZM10 91V92H9ZM16 93H15V92ZM38 91V92H37ZM94 91V92H93ZM98 91H100V92H98ZM107 91V92H106ZM143 91V92H142ZM162 91H164V92H162ZM178 91V92H177ZM233 91H236V92H233ZM24 92H26V93H24ZM43 92V93H42ZM104 92V93H103ZM146 92L148 93V94H146ZM152 92H154L153 94H152ZM166 92V93H165ZM167 92H169V93H167ZM180 92V93H179ZM185 92V93H184ZM193 92V93H192ZM218 92H220V93H218ZM222 92V93H221ZM238 92H241V93H238ZM9 93H11V94H9ZM13 93V94H12ZM84 94L85 93V97L84 96H81L82 94ZM88 93V94H87ZM102 93V94H101ZM107 93V94H106ZM108 93H110V94H108ZM144 93V94H143ZM150 93H151V96H153V97H151L150 96ZM164 93V94H163ZM171 93V95H169ZM175 93V94H174ZM214 93H215V95H214ZM11 95V96H9V95ZM28 94H30L29 96H28ZM86 94H87V96H88V98L86 97ZM99 94H101V96H99ZM138 94H140V95H138ZM178 94V95H177ZM182 96H181V95ZM196 94V95H195ZM201 94V95H200ZM210 94V95H209ZM217 94V95H216ZM240 94V95H239ZM242 94H243V96H242ZM263 94V95H262ZM5 95V96H4ZM14 95V96H13ZM18 95L20 96L19 98H21V99H19V98H17L18 97ZM93 95V96H92ZM97 95V96H96ZM105 95V96H104ZM106 95L107 96H109V98L107 97L106 98ZM111 95V96H110ZM115 95V96H114ZM138 95V96H137ZM145 95V96H144ZM163 95H164V98H163ZM166 95V96H165ZM189 95V96H188ZM198 95H199V97H198ZM212 95V96H211ZM259 95H261V96H259ZM7 96H9L10 98L11 97H16L17 99H19V100H16V98H15V100H16V105L14 104V102L13 101H15L14 100V98H12L13 100L11 101L10 100V98H6ZM39 96H41V97H39ZM121 96V97H120ZM135 96H137V97H139V98H137V97H135ZM147 96V97H146ZM156 96V97H155ZM168 96V97H167ZM190 96H192V97H190ZM207 96V97H206ZM25 97V99H23ZM84 97V98H83ZM96 97V98H95ZM98 97V98H97ZM105 97V98H104ZM115 99H113V98ZM141 97V98H140ZM182 97H183V99H182ZM206 97V98H205ZM219 97V98H218ZM239 97V98H238ZM37 98H39V99H37ZM85 98H86V100H85ZM100 98V99H99ZM110 98H112L111 100H113L112 101V103H110L111 101L109 100ZM145 98H147V99H145ZM153 100H152V99ZM205 98V99H204ZM259 98H260V100H259ZM2 99V100H1ZM9 99V100H8ZM37 99V100H36ZM88 99V100H87ZM94 99V100H93ZM95 99L97 100V101H95ZM137 99V100H136ZM142 99V100H141ZM155 99H159V100H155ZM177 99V100H176ZM199 99H201L200 101H199ZM223 99V100H222ZM226 99V100H225ZM241 99V100H240ZM244 99V100H243ZM261 99H262V101H261ZM20 100H21V103H20ZM39 100H41V101H39ZM102 100V101H101ZM106 100H108L107 101V103L109 102L110 104H111V106L113 105V107H111L110 105H108L107 103H105L104 101H106ZM147 100V101H146ZM152 100V101H154V102H150V101ZM207 100V101H206ZM247 100H248V102H247ZM8 103H6V102ZM19 101V102H18ZM92 103H91V102ZM115 101H116V103H115ZM156 101H158V105H156ZM160 101H161V103L163 104V105H161V103H160ZM162 101H164V102H162ZM199 101V102H198ZM224 101V102H223ZM232 101V102H231ZM257 101V102H256ZM261 101V102H260ZM2 102V103H1ZM13 103L12 105V108H10L11 106H8V105H11V103ZM19 103V105L21 104V106H22V104L23 105H25L24 106V108H25V110L26 111H28V113H27V115H26V113H25V115H23L22 114V111H23V106L21 107L20 106V109H21V111H19V112H21L20 114H18V112H16V111H18L17 110V105H18V103ZM28 104H26V103ZM57 102L58 103H61L62 102V104H60L59 106L57 105ZM99 102V103H98ZM119 102V103H118ZM189 102V103H188ZM217 102V103H216ZM37 103V102H36ZM95 103V104H94ZM103 104V106H102V104ZM128 103V104H127ZM131 103H133V104H131ZM154 103V104H153ZM167 103V104H166ZM209 103V104H208ZM214 103V104H213ZM223 103V106L222 105H220V104H222ZM229 103V104H228ZM234 103H235V105H234ZM240 103V104H239ZM254 103H256L255 105H254ZM31 104H33V106L35 107V108H33V106L31 105ZM73 104V105H72ZM94 104V105H93ZM104 104H105V106H107V107H104ZM171 106H170V105ZM253 104V105H252ZM19 105H18V107H19ZM30 105V106H29ZM66 106L65 108L63 107V106ZM68 105V106H67ZM75 105V106H74ZM90 106V105H93V107H88V106ZM143 105H145V107H146V109H145V107L143 106ZM155 106L154 108L156 109H154L153 108V106ZM165 105H166V107H168V108H166L165 107ZM192 105V106H191ZM238 105V106H237ZM243 105V106H242ZM246 105H247V107H246ZM257 105V106H256ZM261 105V106H260ZM2 106H3V108L6 110V108H7V111H5L4 109H2ZM14 106H15V108L16 109H13L14 108ZM28 106V107H27ZM71 106L73 107V109L71 108ZM86 106V107H85ZM98 106H100V107H98ZM157 106V107H156ZM162 107V109H161V107ZM178 106V107H177ZM187 106V107H186ZM195 106V107H194ZM250 106V107H249ZM251 106H252V108H251ZM255 106V107H254ZM29 107H31V108H29ZM59 107V108H58ZM69 107V108H68ZM75 107H78V109H77V112H75L76 111V108ZM97 107V108H96ZM103 108V110H102V108ZM139 108V110L138 109H136L137 111H134L135 110V108ZM151 107V108H150ZM177 107V108H176ZM182 107H183V109H182ZM210 107L212 108V109H210ZM226 107V108H225ZM234 107H236V109H237V111H236V109L234 108ZM238 107V108H237ZM242 108L241 109V111H242V114H241V111H240V108ZM245 107H246V109H245ZM258 107L260 108V109H258ZM29 108V109H28ZM67 108H68V110H67ZM87 108H88V110H90L91 108H93L92 110H90V111H88L87 110ZM111 108V109H110ZM131 108H133V109H131ZM193 108V109H192ZM206 108H207V110H206ZM232 108H234V109H232ZM254 111H251V109ZM262 108V109H261ZM19 109V110H20ZM32 111H31V110ZM61 109V110H60ZM72 109V110H71ZM75 109V110H74ZM99 109V110H98ZM119 109V110H118ZM142 109V110H141ZM152 110V112H150L151 110ZM153 109H154V112H153ZM160 110V112H159V110ZM174 109V110H173ZM227 109V110H226ZM230 109V110H229ZM249 109H250V111L252 112V114H250L251 112H248L249 111ZM258 109V110H257ZM8 110H11V111H13V110H16V111H14V114L15 113H17L18 115H20V116H16V115H13V113L12 112H8ZM24 110V111H25ZM65 110H67L68 111V113L67 112H65ZM69 110H71V112L69 113ZM73 110H74V112H73ZM85 110V111H84ZM97 110V111H96ZM100 110H101V112H100ZM106 110V111H105ZM109 110V111H108ZM118 110V111H117ZM148 110V111H147ZM150 110V111H149ZM161 110H163V111H165V113L164 112H162ZM171 110V111H170ZM209 110V111H208ZM229 110V111H228ZM246 110V113L248 114V115H245L246 113H244L243 111H245ZM255 110L257 111L256 113H255ZM260 110H262L261 111V113H260ZM36 111H37V113H36ZM96 111V112H95ZM132 111H134V113L132 112ZM140 112V114H139V112ZM141 111H143V112H141ZM146 112V114H145V112ZM173 111V112H172ZM231 111V112H230ZM240 111V112H239ZM259 111V112H258ZM40 112V113H39ZM86 112H87V117L88 118H90V119H88V118H86L85 116V114H86ZM90 112H93L94 113V115H93V117H94V119H93V117L91 116L90 117V115H92V113L91 114H89ZM106 112H108V114L106 113ZM124 112H126V113H124ZM149 114H148V113ZM176 112V113H175ZM226 112V113H225ZM237 114H235V113ZM11 113V114H10ZM29 113H32V114H30L29 115ZM34 113H36L37 114V116L36 115H33ZM72 113H74V114H72ZM79 113H81V114H79ZM85 115L84 116V118L82 117V115L83 114ZM99 113V114H98ZM106 113V114H105ZM120 113V114H119ZM135 114V115H133V114ZM138 113V114H137ZM156 113V114H155ZM158 113V114H157ZM161 113V114H160ZM171 113V114H170ZM179 113H180V115H179ZM224 113V114H223ZM229 115H228V114ZM55 114V115H54ZM57 114H59V116L57 115ZM72 114V115H71ZM152 114V115H151ZM167 114V115H166ZM29 115V116H28ZM61 115V116H60ZM74 115H76V116H74ZM80 115V116H79ZM103 115H104V117H103ZM133 117L132 119H130L131 117ZM144 116V118H146V119H143V116ZM149 115V116H148ZM154 115H156V118H155V116ZM175 115V116H174ZM204 115H206V116H204ZM233 115H236V117L235 116H233ZM248 116V118H246L245 117V121L243 120V119H241V121L239 120V118H242L243 116ZM251 115V116H250ZM257 115H261L260 116V118H261V122H263L262 124H263V127L261 126V125H259L260 123L258 122V120H260V118H257ZM7 116V117H6ZM24 116V117H23ZM29 117V119H27L28 117ZM38 117V119L39 120H41L42 122H40V121H38L37 120V118H33V117ZM55 116V117H54ZM111 116V117H110ZM148 116V117H147ZM154 117V119H153V117ZM174 116V117H173ZM199 116V117H198ZM202 116H204V118L202 117ZM217 116V117H216ZM226 116V117H225ZM230 116V117H229ZM252 116H254V118H253V121H251V117ZM258 116V117H259ZM2 117H6V118H4V120L2 121L1 120V118ZM25 117H27V118H25ZM56 117H59V118H56ZM60 117H62V119L60 118ZM65 117H66V119H65ZM67 117H69L68 119L70 120L71 119V121H68L67 120ZM98 117V118H97ZM103 117V118H102ZM135 117V118H134ZM161 117V118H160ZM164 117H166V118H164ZM195 117H197V118H195ZM201 117V118H200ZM213 119H212V118ZM230 118V120H229V118ZM238 117V118H237ZM77 118L79 119V123H77L78 121H77ZM81 118H83V119H81ZM86 118V120H84ZM91 118H92V120H91ZM99 119L100 118V120H99V122L102 124V126L104 127L106 124H107V126L109 127V128H107V126L106 127H104L107 131H108V133H107V131H105V129L101 126V124L99 125V123H98V121H97V119ZM115 118V119H114ZM117 118V119H116ZM124 118V119H123ZM149 118V119H148ZM151 118H152V120H151ZM159 118V119H158ZM175 118V119H174ZM177 118V119H176ZM180 118V119H179ZM210 118V119H209ZM226 118V119H225ZM250 118V119H249ZM257 118V119H256ZM61 119V121L63 120V119H65V120H63L61 123L59 122V120ZM76 119V120H75ZM175 120V121H173V120ZM185 119V120H184ZM207 119H208V121H207ZM236 119H238L237 121H236ZM246 119H247V121H246ZM257 120V122H255L256 120ZM15 122H14V121ZM44 120V121H43ZM57 120H58V122L60 123V125L58 124V122H57ZM84 120V121H83ZM91 120V121H90ZM95 122H94V121ZM102 120V121H101ZM104 120H105V122H107L106 124H105V122H104ZM111 120V121H110ZM118 120V121H117ZM136 120V121H135ZM202 120V121H201ZM204 120V121H203ZM205 120H206V122H205ZM211 120V121H210ZM225 120V121H224ZM229 121V123H227L228 121ZM232 120H233V122H235V123H233L232 122ZM242 120L244 121V122H246V124L244 123V122H242ZM255 120V121H254ZM48 121V120H47ZM52 121H54V123L55 124H53V123H51ZM66 121V122H65ZM75 121V122H74ZM138 121V122H137ZM149 121V122H148ZM153 121H154V123H153ZM155 121H156V123H155ZM160 121V122H159ZM249 121V122H248ZM10 122H11V124H10ZM23 123V125H22V123ZM26 122V123H25ZM67 123V122H69V123H67V124H65V123ZM71 122V123H70ZM96 123V125L97 126H95V124L94 123ZM102 122H104V124L102 123ZM109 122V123H108ZM129 124H128V123ZM191 122V123H190ZM203 122H204V124H203ZM212 122V123H211ZM225 122V123H224ZM230 122H231V124H230ZM254 122H255V125H257L256 126V128H255V130H254V127H253V129L251 128V125H253L254 124ZM25 123V124H24ZM39 123V124H38ZM44 123H45V125H44ZM83 123H84V125H83ZM91 123H92V125L95 127V128H97L98 126L101 128L99 131L98 130H94L95 128L93 127V126H91V127H93L92 128V130H91V127H90V125H91ZM112 123V124H111ZM193 123H195V124H193ZM207 123H210V124H208L207 125ZM214 123V124H213ZM217 123V124H216ZM218 123H222L221 125V127H222V129H221V127H220V125L218 124ZM233 123V124H232ZM237 123H239V124H237ZM241 123H242V125H244L245 127L247 126V127H249L250 129H249V131H248V128L246 127H244V126H241ZM244 123V124H243ZM259 123V124H258ZM3 124V123H2ZM41 124H42V127L43 128H41ZM62 124V125H61ZM74 124L75 125H78L79 127H81L82 125L84 126H82L81 127V129L83 128V131L82 130H79V127L77 126V127H75L74 126ZM114 124V125H113ZM125 124V125H124ZM135 124V125H134ZM139 124V125H138ZM158 124V125H157ZM187 126H186V125ZM197 124V125H196ZM230 124V125H229ZM235 124H237L236 126L237 127H232V125H234L235 126ZM251 124V125H250ZM4 125V124H3ZM28 125V124H27ZM57 125V126H56ZM86 125H89V127H86ZM110 125V126H109ZM123 125V126H122ZM127 125V126H126ZM152 125H153V127H154V129H153V131H152V129H151V127H152ZM172 125V126H171ZM197 127H196V126ZM199 125V126H198ZM214 126V130H212V127ZM255 125H253V126H255ZM6 126H8V127H6ZM36 126V127H35ZM45 126V127H44ZM55 126V127H54ZM59 126V127H58ZM63 126V127H62ZM68 126V127H67ZM118 126V127H117ZM122 126V127H121ZM132 126V127H131ZM146 126H147V128H146ZM151 126V127H150ZM162 127V131H163V129L165 130V131H167V133H165V131H163V132H161V127ZM193 126V127H192ZM195 126V127H194ZM230 126V127H229ZM238 126H240V128L238 127ZM260 126H261V128H260ZM29 127V125H28V128H30ZM75 127V128H74ZM99 127L97 128V129H99ZM113 127V128H112ZM130 127V128H129ZM152 127V128H153ZM160 127V128H159ZM199 127V128H198ZM216 127H217V131L218 132H216L215 131V129H216ZM220 127V128H219ZM260 129V131H259V129ZM7 128V129H6ZM74 128V129H73ZM116 128V129H115ZM127 128H128V130H127ZM135 128V129H134ZM155 128H157V130L155 129ZM176 128H177V130H176ZM233 129V130H231V131H229L230 129ZM236 128V129H235ZM245 129V131H246V129H247V132L248 133H246L245 135L243 134L244 133V129ZM13 129H15L14 131L17 133H15V132H12V130ZM43 130L44 132H45V138H43V137H40L41 135H40V132L41 131H39V130ZM75 129H77L78 130V132L79 133H77V132H75V131H77V130H75ZM86 129V130H85ZM104 129V130H103ZM123 129V130H122ZM141 129H143L142 131H141ZM183 129V130H182ZM187 129V130H186ZM194 129V130H193ZM198 129V130H197ZM203 129H204V131H203ZM235 129V130H234ZM253 131H252V130ZM96 131V135H95V132L94 131ZM111 130H113V133H112V131ZM127 130V131H126ZM139 130V131H138ZM177 132H176V131ZM186 130V131H185ZM196 130V131H195ZM201 130V132H199L198 133V131H200ZM209 130V132L208 133H210V136L208 137V141H210V142H212V144H210L211 146H213V148H215L217 151H215V152H213L215 149H213V148H211V146H209V142L208 143H206V141L207 140H205L206 138H207V135H209L206 131H208ZM212 130V131H211ZM243 130V133L242 132H240V131H242ZM261 130L263 131V132H261ZM18 131V132H17ZM42 131V132H43ZM105 131V132H104ZM116 131H118V132H116ZM142 133H141V132ZM148 131V132H147ZM156 131V132H155ZM184 131V132H183ZM189 131V132H188ZM193 131H195L194 133H193ZM220 131H223V132H221L222 133V136H223V140L224 141H221L222 140V137H220L221 135H219L220 134ZM227 131H229L231 134L233 133L234 135H233V137H232V135L230 136V133H228ZM233 131V132H232ZM254 131H256V132H260L258 135H257V133L255 132V135H253L254 134ZM10 132V133H9ZM11 132H12V136H11ZM41 132V133H42ZM94 133V135L93 134H91L90 136H89V134L90 133ZM116 132V133H115ZM124 132V133H123ZM126 132H127V134H126ZM136 132V133H135ZM146 132V133H145ZM150 132H151V136H150ZM158 132H160L161 133V135H164V136H162L161 137V135H160V133H158ZM180 132V133H179ZM182 132V133H181ZM213 132H216V133H213ZM237 132V133H236ZM249 132L250 133H252V136L249 134ZM79 134V135H77L78 136V138L79 137H81V138H79V140H81V141H78V140H75L74 138H76V136L74 137V135H76V134ZM112 133V134H111ZM140 135H138V134ZM146 135H145V134ZM154 133V134H153ZM158 133V134H157ZM165 133V134H164ZM192 133V134H191ZM197 133V134H196ZM206 135H205V134ZM240 133H242V134H240ZM10 136H9V135ZM16 134V135H15ZM44 134V133H43ZM101 134V135H100ZM109 136H108V135ZM114 134V135H113ZM116 134V135H115ZM118 134H120V135H122V137H120V135H118ZM127 135V136H123V135ZM136 134V135H135ZM152 134H153V136H152ZM167 134H169L168 136H166ZM183 134V135H182ZM187 135V137H188V141H187V137H186V135ZM189 134H191L192 136L193 135H195V137L193 136V137H191V135H189ZM198 134H200V136L201 137H199V135ZM217 134V136L221 139H219L218 137H216L215 135ZM8 135V137H7V139H5L4 137L5 136H7ZM14 135V136H13ZM83 135V134H82ZM93 135V136H92ZM106 135V136H105ZM117 135H118V137H117ZM142 135V136H141ZM147 135H149L150 136V138H154V141L156 140V142H153L150 138H149V136H147ZM171 135V136H170ZM177 135V136H176ZM202 135H204V138H203V136ZM214 137H213V136ZM237 135V136H236ZM239 135V136H238ZM240 135H241V138L243 139L244 138V136L245 137H247L244 141L246 142V140L248 139V135H250L249 136V142H248V147H246L247 146V144L242 140H239V137H240ZM247 135V136H246ZM259 136V140H258V138L257 137H254V136ZM3 136V137H2ZM37 136H39V137H37ZM48 136V135H47ZM97 136H101V138L100 137H97ZM104 136V139L102 138ZM110 136H114V138L113 137H110ZM131 136V137H130ZM137 136H139L138 138H137ZM154 136H156V139H155V137ZM159 136V137H158ZM166 136V137H165ZM197 136V137H196ZM228 136H230L231 137V140H230V143H229V137ZM20 137V138H19ZM89 137H91L90 138V140H88L89 139ZM106 137V138H105ZM120 137V138H119ZM143 137L145 138V139H143ZM163 137H165V138H163ZM168 137V138H167ZM182 137V138H181ZM214 138V140L212 141V140H210L209 138ZM235 137V138H234ZM35 138V139H34ZM108 138H110V139H108ZM120 140H119V139ZM124 140V141H122V139ZM127 138V139H126ZM142 138V139H141ZM161 138V139H160ZM171 138V139H170ZM173 138V139H172ZM195 139L196 140V142H197V139L199 140V142H195V140H193V139ZM203 138V142L202 141H200L201 139ZM217 138V139H216ZM228 138V139H227ZM234 138V139H233ZM256 138H257V140H256ZM21 139V142H19L18 141V143H14L13 144V147H17V144H18V146L21 148V146L20 145H22L23 143H22V141H24V140H22ZM48 139H49V137H48ZM72 139H74L75 141H71ZM77 139V138H76ZM107 139V141H103V140H106ZM139 139H141V140H139ZM150 140L152 143H147V142H145V141H147V140ZM167 141H166V140ZM183 139V140H182ZM185 139H186V141H185ZM219 139V140H218ZM236 139V140H235ZM260 139H262V140H260ZM4 140H2L1 141V145H0V162H2L1 164H0V166H2V164H4V161H10V163L8 162V165L10 166V168L11 167H14L15 166V164L17 163V161L15 160V158H14V155L15 154H13L12 155V153L13 152H17L16 150L18 149V148H16L15 150H14V148L12 149V146H11V155L9 154V152H10V150L9 149H7V145L5 144V141ZM38 140V141H37ZM98 140H99V142H98ZM127 140H129V141H127ZM138 140V141H137ZM163 141V142H161V141ZM165 140V141H164ZM173 140H175V141H173ZM190 140V141H189ZM216 140V141H215ZM226 140H228V142L226 141ZM237 142V143H235V141ZM250 140H253L254 142H255V140H256V142H261V144L259 145L258 143H256V145H255V143H253V141H252V143L250 142ZM6 141V143H8ZM78 142V144H77V142ZM100 141H102V142H100ZM117 141V142H116ZM120 141V143H118ZM137 141V142H136ZM149 141V142H150ZM157 141H160L159 143L157 142ZM171 143H169V142ZM181 141V142H180ZM185 142V144L187 143V145L189 146V149L191 148V149H193L194 147H196L195 149H193L192 150V152L193 153H190L191 152V149L189 150L188 149V146L187 145H185L183 142ZM205 141V142H204ZM231 141H233L234 142V144H235V146H232V145H234L233 144V142H231ZM4 142V143H3ZM33 142V143H32ZM35 142V143H34ZM47 142H48V140H47ZM81 142H82V144H81ZM105 144H104V143ZM128 142V143H127ZM139 142H140V144H139ZM144 142V144L142 145V143ZM166 142V143H165ZM168 142V143H167ZM174 142V143H173ZM217 142V143H216ZM218 142H219V144H218ZM224 142V143H223ZM27 143V144H28ZM79 143H80V145H79ZM97 143H99V145H102L101 146V148H106V147H108V148H106L105 150H106V152H105V150L104 149H101L100 150V148H98V144ZM109 143V144H108ZM177 143V144H176ZM192 143V145H190ZM201 143H203V144H201ZM207 144V147H206V144ZM229 143V144H228ZM250 143V144H249ZM15 144H16V146H15ZM27 144H23L24 146H29V145H27ZM46 144V145H45ZM108 144V145H107ZM127 144V145H126ZM140 146H139V145ZM152 144V145H151ZM176 144V146H175V148H171V146L170 145H172V146H174ZM202 145V147H200L201 145ZM205 144V146H203ZM218 144V145H217ZM237 144H239L238 146H241V148H244L245 150L248 148V150L249 151H251V154H249L248 155V151L246 150V152L244 153V152H242V154L244 153L245 155H247L248 157L250 156V158H248L247 157V160H249V161H247L246 160V158H244L245 157V155L243 154H240L241 152H239V151H236V149L238 148V146H237ZM243 144H246V146L245 145H243ZM255 145V146H253L252 147V145ZM6 145V146H5ZM74 145V144H73ZM74 145V146H75ZM103 145L105 146V147H103ZM107 145V146H106ZM116 145V146H115ZM146 145H149L148 146V148L146 147ZM150 145H151V148H150ZM156 145H157V149L155 148L156 147ZM160 145L163 147L164 146V148H166V145H167V148H168V145H169V147L171 148H168V149H170V152L172 151V149H173V152H171V153H177L176 154V158L178 159V160H180V161H178L176 158H175V154H170V152L168 153L167 151H166V149H165V151H163L162 152V150H164V148H160ZM179 147H178V146ZM182 145V147H181V149L183 150V152L181 153V149H180V146ZM200 145V146H199ZM215 145H217V146H215ZM219 145H221V146H224V148L227 150V153H225V155H224V153L223 152H226L225 150H224V148L223 147H221L220 146V148H219ZM228 145V146H227ZM250 145H251V147H250ZM2 146H4V148H5V153H6V155L7 156H5V153H3L2 154V151H4V149H3V147ZM24 146H22V150L20 149H18V151L20 152H22L23 153V150L24 149H26V151H25V157H26V155L28 156V154L29 155H31L30 153H32V149H30V148H32L31 146L28 148V150H27V148H25ZM34 146H35V148H34ZM38 146V147H39ZM68 146L70 147V148H68ZM124 146H126V147H124ZM135 146V147H134ZM138 146V147H137ZM144 146V147H143ZM152 146H153V148H152ZM187 146V147H186ZM191 146V147H190ZM198 146H199V149H198ZM215 146V147H214ZM237 146V147H236ZM242 146H244V147H242ZM260 146V147H259ZM1 147H2V151H1ZM37 147V148H38ZM43 147H42V151H46V149H44L43 150ZM100 147V146H99ZM111 147V148H110ZM124 147V148H123ZM206 147V148H205ZM211 149H210V148ZM234 147V148H233ZM236 147V148H235ZM259 147V149H257ZM40 149H41V147H39ZM38 148V149H39ZM74 148V149H73ZM98 148V149H97ZM119 148V149H118ZM142 148V149H141ZM145 148V149H144ZM150 148V149H149ZM176 148H178V150H180V152L179 151H176L175 149ZM186 148L187 150H189V152L185 149V151H187V153L185 154L186 156H187V158L189 157L190 159L189 160H186L187 158L185 157V155H184V153H185V151H184V149ZM201 148V149H200ZM204 148V150L206 149V151L207 152H209V155H205L207 152H201V151H203L202 149ZM221 149V150H223L222 152H221V150L220 151H218L219 149ZM249 148H253V150L252 149H249ZM254 148H256V149H254ZM37 149V150H38ZM35 150V151H37L38 153H44V152H42L41 150ZM79 149H80V151H79ZM84 149L86 150L83 154H82V152L84 151ZM97 149V150H96ZM118 149V150H117ZM124 149V150H123ZM141 149V150H140ZM155 149L156 150H158V152L160 153V152H162V153H160V156H161V159L163 160H161L160 159V156H158L157 154H159V153H156L157 151H155ZM196 149H198V150H196ZM209 149L212 151H209ZM229 149V150H228ZM235 151L236 153H238V154H240V155H235V153L233 154V151ZM238 149H240V148H238ZM237 149V150H238ZM263 151H262V150ZM9 150V151H8ZM14 150V151H13ZM81 150H83V151H81ZM108 150V151H107ZM149 150H151V151H149ZM154 150V152H155V154H156V156H154V154H153V151ZM176 152H175V151ZM230 150H231V152H230ZM256 150V151H255ZM7 151H8V154H7ZM13 151V152H12ZM60 151V152H59ZM77 153H76V152ZM99 151H101L100 152V154H101V157H100V155H99V153L97 154V152H99ZM103 151V152H102ZM138 151V152H137ZM194 151H200V152H195L194 153ZM230 153H229V152ZM259 152L260 151V154H259V156L260 155H262V156H258V154H256L255 152ZM36 152V153H37ZM78 152H80V154L78 153ZM105 152V154H103ZM115 154H113V153ZM118 152V153H117ZM119 152H120V154H122V153H125V156H126V158H125V162H122L123 164H125V168H128V165H129V163H131V162H133L134 161V159L137 161V163H139V168H144V169H146V172H144V171H141L140 173H143L144 172V174H138L137 173V175H138V177H136L137 175H132L130 172H133V171H129V170H135L136 172L138 171L137 169V167H135L134 169H132V167L129 165V169H127L126 170V172H127V174H128V177L130 176V175H132L131 176V178L129 177V179L127 178V174H123V175H120L119 177L117 176V177H115L113 180H112V178H109L108 176L111 174V172L109 171L110 169L112 170L118 163H119V159H120V157L118 156L119 155ZM135 152V155H132V153H134ZM141 152V153H140ZM145 152H147V153H145ZM149 152V153H148ZM152 152V153H151ZM182 155V156H184L183 158L184 159H182V157L180 156V154ZM219 152H220V155H221V157L223 158V159H225V158H227V157H230L233 161L236 159L235 158V156L236 157H238L237 159H236V161H234V162H237L236 164H234L233 165V162H229V159H228V161H227V159H225L226 161H224L225 162V164H224V162L223 163H221L222 161V158L220 157H218L219 159H220V163H221V165H218V167L219 166H221L220 167V169L222 170V167L223 166H225V165H227L226 166V168L224 167V169L225 170H228L229 168V170L228 171H230V174H228L229 172L228 171H226V173H223L221 170H218V171H216L215 170V168H218L216 165L219 163L218 161V163L217 162H215L214 163V161H216V160H219V159H215V158H217V157H215V155L217 156V155H219ZM254 152V154L252 155V153ZM261 152H262V154H261ZM164 153V154H163ZM197 153H199V154H204L203 156L201 155H199V154H197ZM214 153H215V155H214ZM216 153H218V154H216ZM247 153V154H246ZM24 154V153H23ZM33 154V153H32ZM68 154L72 157V158H74V157H76L77 159H78V161H80L81 162V160L83 161V158H84V161H83V163H87L86 161L88 160V164H83L82 162V164L83 165H81V163H78V161H71V157H68V158H66L67 159V161L64 159L63 161H61V159L62 158H65V157H63V156H68ZM81 154L83 155V158L82 159H80L79 160V158L80 157H82L81 156ZM108 154H110L111 155V157H110V155H108ZM137 154H140V155H137ZM142 154V155H141ZM151 154H152V156H151ZM165 154H166V157H168V159L165 157ZM168 154V155H167ZM170 154V155H169ZM179 154V157H181L180 159H179V157L177 156ZM189 154H190V156H189ZM194 156H198V158L197 157H194ZM197 154V155H196ZM208 154V153H207ZM228 154H233L232 156L230 155V156H228ZM256 154V155H255ZM4 155V156H3ZM88 154H86V156H87ZM103 155V156H102ZM106 155V158L104 157ZM109 157H108V156ZM130 155H132V156H130ZM211 155H214V159H213V156H211ZM219 155V156H220ZM2 156V157H1ZM13 158H12V157ZM32 156V155H31ZM61 156V157H60ZM85 156V157H86ZM89 156V155H88ZM100 157V159H102V160H98V158L97 159H95L96 157ZM129 156V157H128ZM143 156V157H142ZM147 156V157H146ZM157 157V159L156 158H154V157ZM163 156H164V159H163ZM171 156V157H170ZM191 156H192V158H191ZM207 157V158H205L204 159V157ZM209 156V157H208ZM227 156V157H226ZM251 156H256V159H258V160H255V158H253V157H251ZM79 157V158H78ZM94 157V158H93ZM200 157H202V159H199ZM211 157V158H210ZM10 158H12V159H10ZM28 158H32V157H29L28 156ZM71 158V159H70ZM103 158H105V159H103ZM110 160V161H112V162H110L108 159ZM138 158H140V159H138ZM148 158V159H147ZM150 158V159H149ZM156 160V162L154 161V159ZM186 158V159H185ZM194 158H197L196 160L194 159ZM235 158V159H234ZM239 158H241L242 159V161H244V159L246 160V163H243V162H238V161H241V160H239ZM261 160H260V159ZM68 159H70V160H68ZM75 159V158H74ZM74 159H72V160H74ZM117 160V161H115V160ZM129 159H131V160H129ZM145 159V160H144ZM171 159H172V161H171ZM206 159H208L209 161H211L210 163H213V165L212 164H208L207 165V163H209V161H207ZM86 160V161H85ZM91 160H93V162L91 161ZM96 160V161H95ZM107 160V161H106ZM129 160V161H128ZM148 160H150V161H148ZM161 160V161H160ZM165 160V161H164ZM176 160V161H175ZM184 160H186V164H184ZM200 160V161H199ZM202 160V161H201ZM251 160V161H250ZM252 160H253V162H252ZM260 160V161H259ZM15 161V162H14ZM65 161H66V163H65ZM70 161H71V163H70ZM105 161L107 162V163H105ZM110 163H109V162ZM131 161V162H130ZM148 161V162H147ZM169 161L171 162L170 164H169ZM184 161V162H183ZM188 161H190L191 163H193L194 161H195V163H193V166L191 165V163H189ZM199 161V162H198ZM203 161H207V162H205V164L203 165ZM256 161V163H254ZM257 161L258 162H261L262 161V165L261 164H259V165H257V166H260V167H255L253 164H257ZM69 162V163H68ZM77 164H76V163ZM98 162H102V163H98ZM129 162V163H128ZM155 163V165H154V163ZM163 162H165V163H163ZM172 162H174V163H172ZM181 162H182V164H184L182 167H181ZM230 164H229V163ZM249 162H251V163H253L252 164V166L255 168V169H251V170H248V169H250V168H252V166L251 167H249L250 166V164L251 163H249ZM6 164H4L3 165V168H4V170L5 171H7L8 169H9V166H7V162H5ZM76 164L77 166H76V169H75V166H74V164ZM92 163L94 164V165H92ZM105 163V165H102V164H104ZM128 163V164H127ZM149 165V166H147V164ZM159 163V165H157ZM163 163V164H162ZM197 163H199V164H197ZM219 163V164H220ZM226 163H228V164H226ZM239 163H240V165L243 163V165H239ZM249 164V166H248V164ZM64 164V165H63ZM68 164V165H67ZM69 164H70V166H69ZM95 164H96V166H97V164L99 165L97 168L95 167ZM126 164H127V166H126ZM151 164V165H150ZM155 166V168H154V166ZM188 164V165H187ZM192 166V167H196L195 169H193L192 167H189L190 165ZM196 164H197V166H196ZM200 164H202L201 165V167H203V168H201V167H198V165H200ZM215 164V165H214ZM224 164V165H223ZM231 164L234 166V167H232L231 166ZM244 164H245V166H244ZM102 165V166H101ZM163 165H164V167H163ZM165 165H167V166H165ZM185 165L187 166L186 168H185ZM206 165H207V167H209L208 169H206L207 171H209V172H207L206 170H205V168H207L206 167ZM209 165H212V166H216L215 168H211V166H209ZM5 166V167H4ZM7 166V167H6ZM68 166V167H67ZM80 166H82V167H80ZM83 166H86V167H90V168H88V170H84L83 168H86V167H83ZM92 166V167H91ZM105 166V167H104ZM147 166V167H146ZM176 168V170H175V168ZM248 167V169H247V167ZM71 167H73L74 169H73V171H72V168ZM79 167L82 169H80L79 170ZM100 167H101V169H100ZM151 167V168H150ZM156 167H157V169H156ZM163 167V168H162ZM235 167H238L239 168V170L240 169H242L240 172H247V171H245V169L246 170H248V171H250V175H246V174H248V173H246L245 175H242L243 173H240V172H238L239 170L236 168L235 169ZM244 167V168H243ZM246 167V168H245ZM8 168V169H7ZM78 168V169H77ZM103 168V169H102ZM173 168V170H175L176 171V173H175V171L174 172H172V171H168V170H170V169H172ZM177 168L178 169H180L181 171H183V172H181L180 170H179V172H178V170H177ZM198 168H201L200 170L201 171H203V174L204 175H202V173L200 172L199 173V171L200 170H198ZM232 168H233V170L235 169V171L234 172H232L233 170H232ZM258 168V171L259 172H256L257 173V177H256V175L254 176L253 175V171L255 170L256 171V169ZM89 169H90V171L92 170L93 171V173L92 172H90L89 171ZM99 169V170H98ZM162 169L165 171H162ZM193 169V170H192ZM203 169V170H202ZM211 169H214V170H212L211 171ZM59 170H58V174L59 175H61V176H64V175H62L60 172H59ZM77 170V171H76ZM105 170H107V171H105ZM156 170H158V171H156ZM186 170H191V171H193V172H191V171H189L190 172V174L188 175V174H185L184 172H186ZM195 170V171H194ZM238 170V171H237ZM71 171V172H70ZM83 171L84 173H85V171H86V173H87V175H83L84 173H81V172ZM95 171H96V173H95ZM135 171L133 172V174H136L135 173ZM162 171V172H161ZM197 171H198V173H197ZM205 171V172H204ZM222 173H221V172ZM254 171V172H255ZM264 171V170H263ZM77 172H79V173H77ZM89 172V173H88ZM102 172V173H101ZM105 172L107 173V174H105ZM125 172V173H126ZM129 172V173H128ZM158 172V173H157ZM169 174H168V173ZM174 173V174H172V173ZM177 172H178V174H180V175H177ZM182 173V175H183V173H184V177L185 178H190L191 180H192V178L193 177H191V176H194V178L193 179H196V181H194V182H199L200 183V181L202 180L201 179V177L200 176H202V178H203V180L201 181V182H204V183H206L207 181H205L206 179L205 178H207V180H208V178L211 180V182H212V185H211V182L210 181H208V182H210L209 184L211 185H209L208 184V182L206 183V184H208L207 186H208V188H209V186H210V189H208L207 187H206V190H204L205 188H203V186L205 187L206 185L204 184V183H198L199 184V186H197V184H195L193 181H192V183H190L191 181H190V179H188V181H185V182H183L184 183V185L183 184H181L182 182L181 181H183V179L184 178H181L182 176H181V173ZM188 172V171H187ZM186 172V173H187ZM232 172V173H231ZM235 172H237V174H234L233 175V173H235ZM85 173V174H86ZM99 173V174H98ZM109 173V174H108ZM160 173H162V174H160ZM167 173V174H166ZM191 173H192V175H191ZM240 173V174H239ZM264 173V172H263ZM71 174H73V175H71ZM77 174V175H76ZM96 174H98L97 176H99L100 177V179L102 178L103 180H100V183H99V178L97 177V176H95ZM106 175V177H104L105 175ZM130 174V175H129ZM149 174V180L147 181V180H144V179H147L148 178V176L147 175ZM165 174V175H164ZM194 174V175H193ZM197 174V175H196ZM199 174V175H198ZM201 174V175H200ZM215 174V175H214ZM101 175V176H100ZM143 175H144V177H143ZM162 175V178H165V179H162L161 177H159V176H161ZM167 175V176H166ZM174 175H177L176 176V178L174 177ZM190 176V177H186V176ZM230 175V176H229ZM263 175V174H262ZM77 177V178H75V177ZM90 176H91V180L92 181H94V179L95 178H97V179H95V181L94 182H92V181H87V180H89V178H90ZM93 176L95 177L94 179H93ZM123 178H122V177ZM126 177V179H128L127 181H125L126 179H125V177ZM141 176V177H140ZM153 176H154V178H153ZM169 176H170V178H169ZM179 176V177H178ZM181 176V177H180ZM219 177L218 179H217V177ZM255 178H254V177ZM88 179H87V178ZM121 177V178H120ZM133 177H135V178H133ZM156 177H158V179L156 178ZM197 177V178H196ZM198 177H199V179H198ZM212 177V178H211ZM216 177V178H215ZM49 177H45V179H46V181H47V179H48ZM85 178V179H84ZM107 178H108V180H107ZM139 178H141V179H139ZM144 178V179H143ZM153 178V179H152ZM170 179V182L171 183H169V181H165V180H169ZM175 178V180L173 181V179ZM223 178V179H222ZM237 179L236 180V182H240V183H235V181H234V184H231V182L230 183H228V181H233V180H235V179ZM247 178H250V179H248L247 180ZM254 178V179H253ZM259 178H261V180H259ZM79 179H81L80 181H78ZM87 179V180H86ZM115 179H119V181H116ZM122 179V181H120ZM137 179H138V181H137ZM158 180V182H156L157 180ZM181 180L180 182H178L179 180ZM215 179V180H214ZM221 179H222V181L224 180V179H226V180H224V181H227L226 182V184H225V186H223L224 185V181H223V184L222 183H219L218 182V180L219 181H221ZM227 179H229V180H227ZM242 179H243V181H242ZM85 180V181H84ZM98 180V181H97ZM106 180V181H105ZM111 180V181H110ZM114 180H115V182H114ZM124 180V181H123ZM151 180H153L152 182H150V183H148L149 181H151ZM155 180V181H154ZM161 180H163V181H161ZM176 180H178L177 182H178V184H177V182H176ZM185 180V179H184ZM200 180V181H199ZM213 180H214V182H213ZM249 180H251V181H249ZM257 180H259L258 182H259V184H258V182H255V181H257ZM45 181V182H46ZM83 181L86 183L85 185H84V183H83ZM105 182L104 184H106V182H108V181H110V182H108V185H110V186H108L107 184V187L105 188V190H108V189H110V190H112L113 189V192L115 193L116 192V194H113L112 193V191L110 192V191H107V192H105L103 189H104V185H102L103 184V182ZM145 181V182H144ZM161 181V182H160ZM190 181V182H189ZM215 181H217L216 182V184H215V187H214V184L213 183H215ZM242 181V182H241ZM247 181V182H246ZM249 181V182H248ZM80 182V183H79ZM87 182L89 183L88 185L90 186H93L94 185V187L92 188L91 186V189H90V187L89 186H87ZM97 182H98V185L100 184V186H99V188H102V190H103V192H102V190L101 189H98L97 190V187H98V185H97ZM112 182V183H111ZM121 182H123L122 183V186L120 187V183ZM136 183L135 185H134V189H132V192L133 191H137V192H139V194H141L140 195V197L137 195L138 193H134V195H133V197H135V198H132V201H130L129 203L130 204H127L126 202V204L124 203V204H121V202L120 201H115V200H113L112 199V197H114L115 195L117 196L118 194H119V192H117L118 190H116L117 188H116V185L118 186V189H119V191L121 190V189H123L124 187V185H125V183ZM140 182V183H139ZM148 183L147 185L145 184V185H142V183ZM153 182H154V184H153ZM173 182L175 183V184H177L176 186L173 184ZM157 183H159V184H157ZM160 183H162V186H161V184ZM187 183V184H186ZM194 183V184H193ZM93 184V185H92ZM111 184H113V185H111ZM114 184H116L115 185V187H113L114 186ZM150 184V185H149ZM156 184V185H155ZM163 184H168L167 186L168 187H166L165 188V186L166 185H163ZM173 184V186H175L176 187V190L177 191H173V189H175L174 187L172 188L171 187V185ZM193 184L195 187L197 186V188L195 189V187L192 185ZM180 185H182V187H179ZM185 185H187L186 187H187V190L189 191V189H191L190 187H189V185L192 187V189L191 190H194V191H192V192H190L189 191V193H187L186 191H185ZM236 185V186H235ZM88 187V189L86 188V187ZM141 186H143L144 187V190H145V193H144V191L142 190V188L143 187H141ZM145 186H151V192H150V188L148 189V191L146 190V188H148V187H145ZM164 186V187H163ZM177 186L179 187V188H182V189H184L183 191H181L179 188L177 189ZM212 186L214 187L213 189H211L212 188ZM109 187V188H108ZM155 187V189H154V191H156L155 193L154 192H152L153 191V188ZM159 188V189H157V188ZM184 187V188H183ZM108 188V189H107ZM116 188V189H115ZM121 188V189H120ZM162 188H164L163 190H160V189H162ZM194 188V189H193ZM95 189V190H94ZM115 189V190H114ZM171 189H172V191H171ZM199 189V190H198ZM223 189V190H222ZM93 190H94V192H93ZM141 190V191H140ZM157 190H159V191H157ZM165 190H166V192H165ZM179 190V191H178ZM92 191V192H91ZM142 191H143V193H144V195H142ZM68 192V193H67ZM108 192H110V193H108ZM147 192H149V193H147ZM160 192V193H159ZM169 192V195H170V192H171V194L172 193H176V192H178L177 194H175L176 196H174V195H167L165 198H163L164 196H165V194H167ZM69 194L68 196H72V198H69L67 195H65V194ZM92 195H91V194ZM104 193V194H103ZM109 196L110 195V197H108L106 194ZM118 193V194H117ZM146 193H147V195H146ZM150 193H152L151 195L152 196H149V194ZM153 193L155 194V195H153ZM185 193H187V194H185ZM157 194V195H156ZM161 194V195H160ZM65 195V196H64ZM73 195H74V197H73ZM75 195H77V197L75 196ZM85 195V196H84ZM95 195V196H94ZM114 195V196H113ZM138 196L139 197V202H137L138 200L136 199V196ZM160 195V196H159ZM162 195H164V196H162ZM66 198V200L64 199V197ZM67 196V197H66ZM84 196V197H83ZM97 196V199L95 198ZM115 196V197H116ZM119 196V195H118ZM142 196H143V198H144V200H141V199H143L142 198ZM154 196V197H153ZM156 196H157V198H156ZM161 197V199L159 198V197ZM170 197V199H169V197ZM174 196V197H173ZM83 197V198H82ZM93 197V198H92ZM137 197V198H138ZM146 197H148V199L149 200H147V198ZM152 197V198H151ZM168 197V198H167ZM173 197V198H172ZM79 198V199H78ZM84 198H86V199H84ZM91 198V199H90ZM105 198H106V200H105ZM150 198H151V200H150ZM153 198H155V199H153ZM159 198V199H158ZM167 198V199H166ZM227 198V199H226ZM234 198V199H233ZM79 200L78 202L77 201H75V200ZM82 199V201H80ZM92 199H95L96 200V202L93 200V202L94 203H92ZM153 199V200H152ZM231 199V200H230ZM74 200V201H73ZM87 200L89 201L88 203H87ZM102 200V201H101ZM111 200V201H110ZM137 200V201H136ZM234 200V201H233ZM113 201V202H112ZM115 201V202H114ZM143 201V202H142ZM116 202L118 203L119 202V205L117 204V205H115L116 204ZM68 203H67V205H68ZM69 203V204H70ZM123 203V202H122ZM230 203V204H229ZM71 204V205H72ZM113 204H114V206H113ZM240 204V203H239ZM75 206H77V207H87V208H89V209H91V207H92V205H90V207L89 206H87V205H85V202L82 204V205H84V206H82L80 203L79 204H74ZM95 205H94V207H95ZM14 206V205H13ZM94 207H92V208H94ZM175 210V212L178 210L177 208H175L174 209ZM21 231V228L19 227L18 229H17V232L13 235V237H15L16 236V234L17 233H19ZM147 235V232L145 233H142V234H139V236L135 239V241L136 242H139V241H141L145 236ZM73 238H75V239H79L80 241H82V244H83V247H81V246H77V245H72V251H73V256L75 255V257L77 256L78 257V259H80V260H83V258L84 257H86V256H91V257H93L94 258V262H95V264H98V261L96 260V258H95V256H96V252L93 250V247H94V242L92 241V239H90V238H87V235L84 233L83 234V232L82 231H80V232H77L74 236H72ZM87 240V243H86V245L84 246V242ZM125 240H127V241H129V242H132V240L130 239H122L121 237H119L117 240H114V241H109L108 242V246L109 247H112L117 241L119 242H122V243H124V244H126V241ZM120 245V244H119ZM126 245H130V244H126ZM7 251V250H6ZM12 257H13V259H21V260H25V261H31V262H36V261H39L40 259H41V253H40V251L38 250V249H36V248H34V247H32V246H30L26 241H24L23 239H21L18 243H17V245H16V247H14L12 250ZM59 250H57L56 252H58ZM55 252V253H56ZM19 253V254H18ZM55 253H54V251H52V255H55ZM85 253V254H84ZM129 254H131V253H129ZM132 255H134V254H131V256Z\"/></svg>",
    "mask_w": 264,
    "mask_h": 264
},
{
    "label": "bare ground",
    "instance_id": "bare-ground-1",
    "mask_svg": "<svg viewBox=\"0 0 264 264\" xmlns=\"http://www.w3.org/2000/svg\"><path fill=\"white\" fill-rule=\"evenodd\" d=\"M1 1H3V0H1ZM4 1H5V0H4ZM4 1H3V2H4ZM13 1H14V0H13ZM15 1H16V0H15ZM17 1H18V0H17ZM29 1H30V0H29ZM62 1H64V0H62ZM71 1H72V0H71ZM77 1H78V0H77ZM80 1H81V0H79V2H80ZM84 1L86 2L87 0H84ZM84 1L82 0L83 3H81V2H80L79 4L77 3L78 6L84 4V3H85ZM89 1H90V0H88L86 3H89V4H90V3H93V2H89ZM96 1H97V0H96ZM99 1H101V0H99ZM105 1H106V0H105ZM111 1H112V0H111ZM146 1H147V0H146ZM148 1H149V0H148ZM155 1H156V0H154L153 4L155 3ZM167 1H168V0H167ZM167 1H166V3H167ZM176 1H177V0H176ZM197 1H198V0L194 1L193 3H194V4H195V3H197V4L200 3V0H199L198 2H197ZM218 1H219V0H218ZM218 1H217V0H216V1H213V3H214V2H218ZM224 1H227V0H224ZM232 1H233V0H232ZM234 1H235V0H234ZM238 1H239V0H238ZM238 1L235 2V3L233 2V3L236 4V3H238ZM251 1H252V0H251ZM256 1H258V0H256ZM261 1H262V0H261ZM8 2H9V1H7V4H8ZM11 2H12V1H11ZM52 2H55V1L53 0ZM73 2H74V1H73ZM73 2H69V1H68V2H65V3L63 2V3H64L65 5H66V3H69V4L71 3V5H72ZM97 2H98V1H97ZM97 2H95L96 6H95V4H94L92 7H94V8L97 7ZM126 2H127V1H126ZM129 2H130V1H129ZM131 2H132V0H131ZM136 2H137V0H136ZM138 2H140V1H138ZM151 2H152V1H151ZM151 2H150V3L147 2V3H148V4H151ZM158 2H159V1H158ZM158 2H157V4H158ZM203 2H204V3H200V4H201V5L203 4V7H205V6H204V5H205V0H204ZM221 2H222V0H221ZM229 2H230V0H229ZM258 2H260V0H259ZM258 2H255V3H258ZM263 2H264V0H263ZM9 3H10V2H9ZM13 3H14V2H13ZM19 3H20V2H19ZM55 3H56L55 5L58 4L57 2H55ZM86 3L84 4V6H83L82 8L86 7ZM133 3H134V2H133ZM166 3H165V4H166ZM175 3H176V2H175ZM179 3H180V2H179ZM219 3H220V2H219ZM223 3H224V2H223ZM225 3L227 4L228 2H225ZM239 3H240V2H239ZM239 3H238V5H239ZM241 3H242V1H241ZM241 3H240V6H241ZM243 3H244V2H243ZM248 3H250L249 0H248ZM251 3L253 4V2H251ZM255 3H254V4H255ZM2 4H3V3H2ZM10 4H12V3H10ZM17 4H18V3H17ZM17 4H16V5H17ZM41 4H42V3H41ZM52 4H53V3H52ZM69 4H68V5H69ZM73 4L76 5V3H73ZM105 4H107V2H106ZM123 4H124V3H123ZM123 4H122V5H123ZM129 4H130V3H129ZM138 4H139V3H138ZM155 4H156V3H155ZM155 4H154V5H155ZM163 4H164V2H162V5H163ZM176 4H177V3H176ZM181 4H182V3H181ZM194 4H193V5H194ZM197 4L194 5V6L192 5V7H193V8L196 7V6L198 7L199 4H198V5H197ZM215 4H216V3H215ZM228 4H229V3H228ZM231 4H232V3H231ZM234 4L231 5V6H234ZM246 4H247V3H246ZM254 4L252 5V6H254V8L256 7L255 5L259 6L258 4H255V5H254ZM259 4H260V3H259ZM261 4L263 5L264 3H261ZM261 4H260V5H261ZM5 5H6V4H5ZM5 5H4V6H5ZM49 5H50V4H49ZM90 5H91V4H90ZM119 5H120V3H119ZM126 5H127V3H126ZM154 5H151V6H154ZM159 5H160V3H159ZM174 5H175V4H174ZM217 5H218V4H217ZM221 5H222V4H221ZM221 5H219L220 9H221V7H222ZM223 5L225 6V4H223ZM229 5H230V4H229ZM229 5H228V6H229ZM242 5H243V4H242ZM262 5H261V6H262ZM0 6H1V2H0ZM13 6H14V5L12 4V7H13ZM46 6H47V5H46ZM72 6H74V5H72ZM72 6L70 7L71 9L73 8ZM76 6H77V5H76ZM101 6H102V5H100V7H101ZM124 6H125V5H124ZM124 6L121 7V5H120V8H123ZM130 6H131V4H130ZM139 6H140V4L137 5V7H139ZM164 6H165V5H164ZM186 6H187V5H186ZM186 6H185V7L183 6V8L185 9ZM213 6H214V5H213ZM224 6H223V8H225ZM2 7H3V5H2ZM6 7H7V6H6ZM18 7H19V6H18ZM39 7H40V6H39ZM54 7H55V6H54ZM80 7H81V6H80ZM87 7L89 8V5H87ZM114 7H115V6H114ZM128 7H129V6H128ZM145 7H146V6H144V8H145ZM149 7H150V6H149ZM175 7H176V6H175ZM175 7H174V8H175ZM197 7H196V9H198ZM219 7H218V8H219ZM242 7H243V6H242ZM9 8H11V5H10ZM14 8H15V7H14ZM22 8H23V7H22ZM58 8H61V9H62V6L59 7V5H58V6H57V10H58ZM70 8H68V9H70ZM74 8H75V6H74ZM90 8H91V6H90ZM90 8H89V10H91ZM101 8H103V7H101ZM105 8H107V7H105ZM105 8H104V9H105ZM134 8H135V6H134ZM142 8H143V7H142ZM142 8H141V6H140V7L137 8V9L139 10V9H142ZM156 8H158V7H155V9H156ZM166 8H167V6H166ZM201 8H202V7H201ZM201 8H200V5H199V9H200V10H201ZM213 8H214V7H213ZM216 8H217V7H216ZM216 8H214V9H216ZM229 8L231 9L230 6H229ZM229 8L226 7V9H229ZM243 8H244V7H243ZM246 8H248L249 10H251L250 8H252V7H251V5H250V7H246ZM254 8H252L253 12L257 13V10L254 11L256 8H255V9H254ZM257 8H259V11H260V9H261L262 7L260 8V6H259V7H257ZM263 8H264V5H263ZM263 8H262V9H263ZM12 9H13V8H12ZM16 9H17V8H16ZM19 9H20V8H19ZM24 9H25V8H24ZM24 9H23V10H24ZM64 9H65V11H66L67 6H66V8H64ZM64 9L61 10V11L63 12V13L61 12L63 15H65V13H66V12L64 11ZM68 9H67V10H68ZM71 9H70V10H71ZM78 9H81V8L78 7ZM145 9H146V8H145ZM163 9L165 10V8H163ZM171 9H172V8H171ZM180 9H181V8H180ZM202 9H203V8H202ZM220 9H219V10H220ZM226 9H225V11H224V9H221V10H223V12H226ZM232 9H234V8H232ZM238 9H239V8H238ZM240 9H241V8H240ZM9 10H10V9H8V11H9ZM17 10H18V9H17ZM23 10H21V12H22ZM29 10H31V9H29ZM48 10H49V9H48ZM74 10H75V9H74ZM84 10H86V9L84 8ZM89 10H86V11H84V12H88ZM95 10H96V9H95ZM113 10H114V8H113ZM130 10H131V8H130ZM133 10H134V9H133ZM135 10H136V8H135ZM142 10H143V9H142ZM181 10H182V9H181ZM234 10H235V9H234ZM234 10H233V11H234ZM244 10H247V9L244 8ZM252 10H251V11H252ZM263 10H264V9H263ZM263 10H262V11H263ZM10 11H11V10H10ZM10 11L7 12V13H10ZM13 11L16 12L14 9H13ZM24 11H25V10H24ZM26 11H28V10L26 9ZM26 11H25V12H26ZM68 11H69V10H68ZM68 11H67V12H68ZM78 11H79V10H78ZM80 11H81V10H80ZM106 11H107V10H106ZM115 11H116V10H115ZM124 11H125V10H124ZM166 11H167V10H166ZM168 11H170V10H168ZM175 11H176V10H175ZM182 11H183V10H182ZM209 11L211 12V11H213V10H211V8H210ZM209 11H208V14H207L208 16H205V17L208 18V19H210L211 17H213V16L215 15V14H213V16H212V12H211V15H210ZM215 11H218V10H215ZM233 11H232V12H233ZM237 11H238V10H237ZM259 11H258V14H255V15H259V16L262 17L263 14H264V11L262 12V13H263L262 15H261V11H260V12H259ZM1 12H2V11H1ZM14 12H12V13L15 15ZM17 12H18V11H17ZM21 12L19 11L18 13L21 14ZM25 12H24V13H25ZM64 12H65V13H64ZM71 12H72V11H71ZM84 12H83V13H84ZM95 12H96V11H95ZM103 12H104V11H103ZM136 12H137V10H136ZM138 12H140V11H138ZM158 12H159V11H158ZM203 12H204V10H203ZM203 12H202V13H203ZM230 12H231V11H230ZM230 12L228 11V13H230ZM235 12H236V11H235ZM238 12H239V11H238ZM245 12H248V11H245ZM5 13H6V11H5ZM26 13H27V12H26ZM57 13H58V12H57ZM69 13H70V11H69ZM73 13H74V12H73ZM73 13H72V14H73ZM81 13H82V12H81ZM117 13H118V12H117ZM123 13H124V12H123ZM127 13H128V12H127ZM127 13H126V14H127ZM156 13H157V12H156ZM167 13H168V12H167ZM170 13H171V12H170ZM194 13H196L195 10H194ZM198 13H200V12H198ZM198 13H196L195 16H198ZM206 13H207V12H206ZM221 13H222V12H221ZM236 13H237V12H236ZM236 13L233 12V13L230 14V16H231L232 14H233L232 17H233V16H236ZM243 13H244V12H243ZM259 13H260V14H259ZM10 14H11V13H10ZM13 14H12V16H13ZM49 14H50V13H49ZM58 14H60V13H58ZM72 14H71V15H72ZM84 14H85V13H84ZM84 14H83V15H84ZM91 14H92V13H91ZM128 14H129V13H128ZM135 14H136V13H135ZM138 14H139V13H138ZM204 14H205V13H204ZM204 14H202V15H204ZM226 14H227V12H226ZM237 14H239V13H237ZM249 14H250V12H249L247 15H249ZM3 15H4V13H3ZM7 15H8V14H7ZM22 15H23V14H22ZM29 15H30V14H29ZM60 15H61V14H60ZM63 15H62V16H63ZM73 15H74V14H73ZM73 15H72V16H73ZM75 15H76V14H75ZM75 15L73 16V19H74ZM102 15H105V14L102 13ZM115 15H116V13H115ZM115 15L113 14V16H115ZM221 15H222V14H221ZM223 15H224V13H223ZM245 15H246V14H245ZM247 15H246V16H247ZM250 15L255 16L254 14H250ZM250 15H249V16H250ZM9 16H10V15H9ZM12 16H10V17H12ZM27 16H28V15H27ZM35 16H36V15H35ZM45 16H46V14L43 15L44 18H45ZM51 16H52V15H50V18H51ZM67 16L70 17V14L67 15V13H66V17H67ZM72 16H71V17H72ZM79 16H80V14H79ZM91 16H92V15H91ZM210 16H211V17H210ZM226 16H227V15H226ZM259 16H258V17H259ZM1 17H2V14H1L0 18H1ZM3 17H4V16H3ZM5 17H6V16H5ZM18 17H19V16H18ZM18 17H17V18H18ZM28 17H29V16H28ZM30 17H32V15H31ZM43 17L40 16L39 19H40V18L42 19ZM46 17H47V16H46ZM68 17H67V18H68ZM101 17L104 18L105 16H104V17L101 16ZM118 17H119V16H118ZM198 17H199V18H198L199 20L202 19V16L199 15ZM200 17H201V18H200ZM205 17H204V18H205ZM209 17H210V18H209ZM227 17H229V16H227ZM240 17H242V15H241ZM261 17H260V18H261ZM263 17H264V16H263ZM14 18H15V16H14ZM34 18H36V20H37L38 17H34ZM34 18L32 17L31 19H34ZM44 18H43V19H44ZM47 18H48V17H47ZM47 18H45L46 21H44V20L42 19L43 22H47V23H48L50 19H47ZM54 18H55V16H54ZM54 18H51V19H53L52 23H53L55 20H56V21H57V20H61V21L63 20V19H61V18L58 19V17H57V19H54ZM75 18H76V17H75ZM79 18H80V17H79ZM89 18H90V17H89ZM119 18H120V17H119ZM127 18H128V17H127ZM206 18H205V19H206ZM214 18H215V17H214ZM218 18H219V15L217 16V19H218ZM234 18H235V19H238L237 17H234ZM252 18H254V17H252ZM256 18H257V17H256ZM260 18L254 19V20H255V23H256V20L258 21ZM6 19H8V18H6ZM6 19L4 20V18H3V20H4L5 22H7ZM24 19H25V18H24ZM24 19H23V21H25ZM73 19H72V20H73ZM107 19H109V18H107ZM195 19H196V18H195ZM211 19H212V18H211ZM219 19H221V18H219ZM225 19H226V17H225ZM242 19H243V18H241L240 21H242ZM249 19H250V18H249ZM10 20H12V19H9V23H10ZM34 20H35V19H34ZM100 20H101V19H100ZM109 20H110V19H109ZM111 20H112V19H111ZM129 20H130V19H129ZM206 20H207V19H206ZM232 20H233V18L231 19V21H232ZM243 20H244V19H243ZM246 20H247V19H246ZM262 20H264V18H262ZM262 20H261V21H262ZM0 21H2V18L0 19ZM4 21H3L2 23H4ZM16 21H17V19H16ZM20 21H21V20H20ZM29 21H30V20H29ZM29 21H28V22H29ZM32 21H33V20H32ZM32 21H31V22H32ZM63 21H64V20H63ZM73 21H74V20H73ZM73 21H72V22H73ZM119 21H120V20H119ZM122 21H123V20H122ZM208 21H209V20H207V22H208ZM235 21H236V20H235ZM240 21H239L238 23H235V22H234V23H235V24H234V25H235L234 28H236L237 30H238V28H237L238 26L236 27L237 24L239 25V29H240V28H243V26H244V25L241 24V23H243V22H240ZM34 22H35V21H34ZM34 22H32L31 24H33ZM38 22H39V23H42V22H40V21H38ZM50 22H51V21H50ZM50 22H49V23H50ZM64 22H68V21L65 20ZM64 22H63V23H64ZM72 22H71V23H72ZM103 22H104V21H103ZM117 22H118V21H117ZM180 22H181V21H180ZM199 22H200V21H199ZM201 22H203V21H201ZM227 22H228V20H227ZM227 22H226V23H227ZM252 22H253V20H252ZM252 22H251V23H252ZM0 23H1V22H0ZM9 23H8V24H9ZM18 23H19V22H18ZM36 23H37V22H36ZM59 23H60V22H59ZM100 23H101V22H100ZM100 23H99V24H100ZM106 23H107V22H106ZM106 23H105V24H106ZM114 23H115V22H114ZM114 23H113V25H114ZM120 23H121V21H120ZM185 23H186V22H185ZM211 23H212V22H211ZM219 23L221 24V21H220ZM228 23H230V21H229ZM245 23H247V22L245 21ZM251 23H249V21H248L249 27H250L251 25L253 26V24H254V23H253V24H251ZM257 23H258V22H257ZM259 23H260V21H259ZM262 23H263V22H262ZM6 24H7V23H6ZM37 24H38V23H37ZM42 24H43V23H42ZM42 24H41V26H43ZM50 24H51V23H50ZM55 24H56V23H55ZM81 24H82V22H81ZM92 24H93V23H92ZM107 24H108V23H107ZM110 24H111V23H110ZM123 24H124V23H123ZM125 24H126V23H125ZM135 24H136V23H135ZM215 24H216V23H215ZM220 24H217V26L220 25ZM223 24L226 26L225 22H223ZM240 24L242 25V27H240V26H241ZM243 24H244V23H243ZM248 24H247V25H248ZM3 25H5V24H3ZM9 25H10V24H9ZM11 25H12V24H11ZM38 25H39L38 27H40V24H38ZM46 25H47V24H46ZM53 25H54V23H53ZM53 25H50V26H53ZM58 25H60V24H58ZM61 25H62V23H61ZM66 25H67V23H66ZM71 25H72V24H71ZM73 25H74V24H73ZM103 25H104V24H103ZM118 25H119V23H118ZM128 25H129V23H128ZM136 25H137V24H136ZM190 25H191V24H190ZM190 25H189V26H190ZM234 25L231 24V26H228V27H230L229 29H231ZM255 25H256V24H255ZM1 26H2V25H1ZM23 26L26 27V25H23ZM23 26H22V27H23ZM44 26H45V24H44ZM47 26H48V25H47ZM47 26H46V28H47ZM55 26H56V28H58L57 25H55ZM74 26H75V25H74ZM100 26H101V25H100ZM105 26H106V25H105ZM111 26H112V24H111ZM137 26H138V25H137ZM183 26H184V25H183ZM204 26L206 27V25H204ZM207 26H208V25H207ZM212 26H213V25H211V27H212ZM245 26H246V25H245ZM252 26H251V28H252ZM258 26H259V25H258ZM28 27H30V28L32 27L31 30H32V29H34V30L36 29V28H34L35 26H28ZM28 27H27V30H28ZM36 27H37V26H36ZM38 27H37V28H38ZM59 27H61V26H59ZM62 27H66V26L63 25ZM67 27H68V26H67ZM79 27H81V26H79ZM96 27H97V26H96ZM101 27H102V26H101ZM113 27H114V29H115V26H113ZM116 27H117V26H116ZM126 27H127V26H126ZM133 27H136V26L133 25ZM186 27H187V26H186ZM186 27H185V28H186ZM190 27H191V26H190ZM194 27H195V26H194ZM199 27H200V26H199ZM205 27H204V28H205ZM215 27H216V26H215ZM228 27H227V28H228ZM246 27H247V26H246ZM246 27H245V28H246ZM256 27H257V25L255 26V28H256ZM6 28H7V27H6ZM23 28H24V27H23ZM23 28H22V29H23ZM41 28H42V27H41ZM43 28H44V27H43ZM46 28H44V30H45ZM50 28H51V27H50ZM50 28H49V30H50ZM54 28H55V27L53 26V28H52L51 30L54 31ZM68 28H69V27H68ZM103 28H104V27H103ZM105 28H106V27H105ZM105 28H104V30H105ZM108 28H110V29H109L110 31L112 30V29H111L112 27L109 26ZM124 28H125V27H124ZM127 28H128V27H127ZM251 28H250V29H251ZM3 29H4V28H3ZM8 29H10V28H8ZM25 29H26V28H25ZM25 29H24V30H25ZM38 29H39V28H38ZM65 29H66V28H65ZM76 29H77V28H76ZM97 29H98V27H97ZM118 29H119V28H118ZM136 29H137V28H136ZM177 29H178V28H177ZM200 29H201V28H200ZM215 29L217 30V28H215ZM215 29H214L212 32L210 31V33H213V32H214V34H211V37H214V38H215V36L218 37V35H215V32H217ZM222 29H223V28H222ZM225 29H226V27H225ZM252 29H253V28H252ZM256 29H257V28H256ZM5 30H6V29H5ZM13 30H14V29H13ZM27 30H26V31H27ZM31 30L29 29L30 32H29V31H28V32L32 34ZM34 30H33V31H34ZM41 30H42V29H41ZM47 30H48V29H47ZM51 30H50V31H51ZM56 30H58V29H56ZM59 30H60V29H59ZM61 30H64V29H61ZM66 30H67V29H66ZM99 30H100V29H99ZM106 30H107V29H106ZM109 30H108V32H107L108 35L110 34V33H109ZM120 30H121V29H120ZM129 30H130V29H129ZM137 30H138V29H137ZM191 30H192V29H191ZM205 30H206V29H205ZM208 30H209V29H208ZM226 30H227V29H226ZM241 30H243V29H241ZM254 30H255V29H254ZM254 30H253V32L251 31V37H252V35H253L254 37H255V35L260 36V33L257 31L258 29L256 30V31L258 32L257 34H255L256 31H255V33H254ZM11 31H12V29H11ZM36 31H37V29H36ZM39 31H40V29L38 30V33H40ZM50 31H49V32H50ZM52 31H51V32H52ZM94 31H95V30H94ZM115 31H116V30H115ZM125 31H126V30H125ZM132 31H133V30H132ZM132 31H131V32H132ZM177 31H178V30H177ZM193 31H194V30H193ZM193 31H192V33H193ZM219 31H220V30H218V32H219ZM224 31H225V30H224ZM248 31H250L249 28H248ZM248 31H247V32H248ZM41 32H43V31H41ZM56 32H58V34H59V36H60V34H61L60 32H61V31H60V32H59V31H56ZM65 32H67V31H65ZM91 32H93V31H91ZM111 32H112V31H111ZM116 32H117V31H116ZM197 32H198V29H197ZM200 32H201V35H202V31H200ZM226 32H227V31H226ZM226 32H225V34L228 35ZM230 32H233V31H232V30L228 31V33H230ZM33 33H34V32H33ZM45 33H46V32H45ZM47 33H48V32H47ZM54 33H55V31H54ZM74 33H75V32H74ZM88 33H89V32H88ZM97 33H98V32H97ZM97 33H96V34H97ZM99 33H100V32H99ZM101 33H104V32H101ZM114 33H115V32H114ZM114 33L112 32L113 35H114ZM117 33H119V31H118ZM120 33H121V32H120ZM122 33H123V32H122ZM126 33H127V32H126ZM135 33H137V32H135ZM139 33H140V34H139L140 37H139V39H138V37H137L138 40H140V38H141V32H139ZM195 33H196V32H195ZM248 33H249V32H248ZM252 33H253V34H252ZM34 34H35V33H34ZM50 34H51V33H50ZM52 34H53V32H52ZM112 34H111V35H112ZM124 34H125V33H124ZM124 34L121 35V36H123V37L121 38V40H123V42L119 41L120 38H117V39H118V43L121 42V43H120L121 45H124V44H123L124 41H125V40H124V36H125ZM129 34H130V33H129ZM197 34H198V33H197ZM203 34H204V33H203ZM216 34H217V33H216ZM246 34H247V33H246ZM249 34H250V33H249ZM2 35H4V34L1 33V36H2ZM29 35H30V34H28V36H29ZM32 35H33V34H32ZM32 35H31V36H32ZM35 35H36V34H35ZM41 35H43V33H42V34L40 33V34L37 35V36L40 37ZM45 35H47V34H45ZM55 35H56V33H55ZM55 35H54V36H55ZM65 35H67V34H65ZM73 35H74V34H73ZM86 35H87V34H86ZM111 35H109V36H111ZM115 35H117V34L115 33ZM127 35H128V34H127ZM132 35H133V34H132ZM137 35H138V33H137ZM143 35H144V34H143ZM190 35H192V34H190ZM195 35H196V34H195ZM195 35H193V36H195ZM199 35H200V34H199ZM199 35H198V36H199ZM201 35H200L199 37H201ZM205 35H206V34H205ZM205 35H204V36H205ZM213 35H215V36H213ZM226 35H225V37H226ZM9 36H10V35H9ZM25 36H26V35H25ZM43 36H44V35H43ZM47 36H48V35H47ZM47 36H45L46 38H45V37H44V38L47 40L46 43L48 44V39H50V38L47 39ZM52 36H53V35H52ZM57 36H58V35H57ZM62 36H63V35H62ZM69 36H70V35H69ZM109 36H108V38H110ZM146 36H147V35H146ZM221 36H222V35H221ZM234 36H235V35H234ZM239 36H241V35H238L237 37H239ZM12 37H13V36H12ZM39 37L37 38V37L35 36V38H37L36 40H40ZM55 37H56V36H55ZM55 37H53V38H55ZM64 37H65V36H64ZM70 37H72V36H70ZM99 37H100V36H99ZM117 37H120V36L118 35ZM126 37H127V36H126ZM130 37H131V36H129V38H127V39L130 40ZM143 37H144V36H143ZM147 37H148V36H147ZM149 37H150V36H149ZM217 37H216V38H217ZM229 37H230V35H229ZM232 37H233V34H232ZM232 37H230V38H232ZM256 37H257V36H256ZM40 38H41V37H40ZM44 38H43V39H44ZM57 38H58V37H57ZM66 38H67V37H66ZM83 38H84V36H83ZM89 38H90V37H89ZM92 38H93V37H92ZM92 38H91V39H92ZM113 38H115V37H113ZM131 38H132V37H131ZM151 38L154 39L153 36H151ZM155 38H156V37H155ZM173 38H174V37H172V39H173ZM177 38H178V37H176L175 39H177ZM214 38H213V39H214ZM223 38H224V37H222V38H220V39L217 38V39H219V41H220L221 39H222V41H225L226 39H223ZM226 38H228V37H226ZM240 38H243V37H240ZM64 39H65V38H64ZM100 39H102V38H100ZM127 39H126V40H127ZM134 39L136 40L135 37H134ZM134 39H133V40H134ZM143 39H145V38H143ZM157 39H158V38H157ZM157 39H156V42L158 43ZM192 39H196V36H195V38L192 37ZM201 39H202V38H201ZM211 39H212V38H211ZM235 39H236V37H235ZM257 39H259V38H257ZM2 40L5 41V40H7V39H6V37H5V39H2ZM2 40H1V41H2ZM33 40L35 41V39H33ZM57 40H58V41H57ZM57 40L55 39V41H57V42L59 43V40H60V39L58 38ZM80 40H81V39H80ZM113 40H114V39H113ZM128 40H127V42H128ZM131 40H132V39H131ZM147 40H150V41H148L149 43L147 42V43L150 45V42H152L151 39L149 38V39H147ZM147 40H146V41H147ZM182 40H183V39H182ZM215 40H216V39H215ZM215 40H214V41H215ZM228 40H229V39H228ZM236 40H237V39H236ZM245 40H246V39H245ZM259 40H260V39H259ZM27 41H28V40H27ZM40 41H43V42H44V45H45V41H44V40L41 39ZM53 41H54V39H53V40L50 39V42H49V43H51V42H53ZM70 41H71V40H70ZM70 41H69V42H70ZM109 41H110V40H109ZM136 41H137V40H136ZM141 41H142V38H141ZM141 41H140V42H141ZM144 41H145V40H143V44H144ZM154 41H155V39H154ZM160 41H161V40H160ZM174 41L176 42V40H174ZM203 41H204V40H203ZM219 41H218V42H219ZM230 41H231V40H230ZM230 41H229V43H231ZM243 41H244V39H243ZM243 41L240 40V44H241V42H243ZM250 41H251V40H250ZM260 41H262V40H260ZM2 42H3V41H2ZM7 42H8V41H7ZM7 42H5V44H6ZM19 42H20V41H18V43H19ZM37 42H38V41H37ZM63 42H64V41H63ZM89 42H90V40H89ZM92 42H93V41H92ZM110 42H111V41H110ZM218 42H217V40H216L215 43H216L218 46H220V44H218ZM232 42H233V41H232ZM238 42H239V40H238ZM251 42H252V41H251ZM254 42H255V40H254ZM0 43H1V42H0ZM9 43H10V42H9ZM9 43H8V44H9ZM13 43H14V42H13ZM18 43H17V44H18ZM22 43H23V42H22ZM22 43H21V45H22ZM28 43H29V42H28ZM31 43H32L31 45H33V46L35 45V44H33V42H31ZM35 43H36V42H35ZM58 43H57V45H58ZM67 43H68V42H67ZM76 43H78V42H76ZM106 43H108V42H106ZM115 43H117V42H115ZM118 43H117V44H118ZM141 43H142V42H141ZM147 43L145 42V44H147ZM164 43H165V42H164ZM212 43H213V42H212ZM244 43H245V42H243V45H244ZM247 43H248V42H247ZM252 43H253V42H252ZM252 43H250L251 45L249 44L250 47L252 46ZM255 43H256V42H255ZM255 43L253 44L254 46H255ZM257 43H259V42L257 41ZM257 43H256V45L258 46V48H257V46H255V47H256L257 50H258L260 45H258ZM262 43H263V42H262ZM15 44H16V42H15ZM15 44H14V45H15ZM47 44H46V47H47ZM52 44H53V43H52ZM52 44H51V46H50V44H49L48 46H50V47L52 48ZM60 44H64V43H60ZM71 44H72V43H71ZM109 44H110V43H108V45H109ZM111 44H113V43H111ZM129 44H130V43H128V45H129ZM154 44H155V43H154ZM154 44H151V45H154ZM158 44H159V43H158ZM173 44H174V43H173ZM177 44H178V43H177ZM196 44H199V43L196 42ZM202 44H204V43H202ZM210 44H211V43H210ZM238 44H239V43H238ZM11 45H12V44H11ZM29 45H30V43H29ZM31 45H30V46H31ZM40 45H42V44H40ZM83 45H84V44H83ZM97 45H98V44H97ZM100 45H101V44H100ZM102 45H103V44H102ZM108 45H107V46H108ZM114 45H115V44H114ZM134 45H135V42H134ZM156 45H157V44H156ZM156 45H154V46L156 47ZM160 45H162V43H161ZM160 45H159V46H160ZM178 45H179V44H178ZM191 45H193V44L191 43ZM204 45H205V44H204ZM217 45H215V46H217ZM222 45H223V44H222ZM230 45H231V44H230ZM233 45H234V44H233ZM22 46H23V45H22ZM25 46H26V45H25ZM62 46H63V45H62ZM71 46H72V45H71ZM71 46L69 45V47H71ZM79 46H80V44H79ZM126 46H127V43H126ZM166 46H167V43H166ZM174 46H175V45H174ZM234 46H235V45H234ZM4 47H5V46H4ZM12 47H13V46H12ZM16 47H17V46H16ZM23 47H24V46H23ZM44 47H45V46H44ZM44 47H43V48H44ZM50 47H49V48H46V49H47L46 51H48V49L50 50V49H51ZM69 47H68V49H69ZM89 47H90V46H89ZM110 47H111V46H110ZM122 47H124V46H122ZM130 47H131V45H129V48H130ZM134 47H135V46H134ZM136 47H137V46H136ZM138 47H139V46H138ZM157 47H158V46H157ZM160 47H162V46H160ZM160 47H159V48H160ZM193 47H197V45H195V43H194ZM211 47H212V46H211ZM250 47H249V48H250ZM255 47H254V48H255ZM9 48H11V46H10ZM17 48H18V47H17ZM19 48H20V47H19ZM21 48H22V47H21ZM30 48H32V47H30ZM71 48H72V47H71ZM74 48H75V47H74ZM107 48H108V47H107ZM124 48H125V47H124ZM126 48H127V47H126ZM129 48H128V49H129ZM146 48H148V47L146 46ZM159 48H158V50H163V48H162V49H159ZM164 48H165V47H164ZM198 48H199V47H198ZM214 48H216V47H214ZM214 48H211V50H212V49L214 50ZM221 48H224V47L221 46ZM226 48H228V47H226ZM226 48H225V52L227 51ZM245 48H246V46H245ZM5 49H6V48H5ZM5 49H4V51H5ZM7 49H8V48H7ZM26 49H27V47H26ZM26 49H23V50H26ZM38 49H39V48H38ZM44 49H45V48H44ZM52 49H55V47L52 48ZM82 49H83V48H82ZM101 49H104V48H101ZM108 49H111V48H108ZM108 49H107V50H108ZM120 49H121V48H120ZM144 49H145V48H144ZM165 49H166V48H165ZM172 49H173V48H172ZM175 49H176V48H175ZM178 49H179V48H178ZM252 49H253V47H252ZM260 49H261V48H260ZM18 50H19V49H18ZM18 50L16 51V53L18 52ZM27 50H28V49H27ZM78 50H81V48H79ZM104 50H105V49H104ZM107 50H106V51H107ZM112 50H113V49H112ZM121 50H122V49H121ZM126 50H127V49H123L121 52L125 51V53H124V52H123V53H124V54H127V53H126ZM130 50H131V49H130ZM138 50H140V49L137 48L136 51H134V49L131 50V51H132L131 53H133L132 56H133L134 58H136V56L134 55V52H139ZM141 50H142V49H141ZM145 50H148V49H145ZM168 50H169V49H168ZM193 50H194V49H193ZM195 50H197V49H195ZM223 50H224V49H223ZM239 50H241V49H239ZM239 50H238V51H235L236 53L238 52V53H237V55H238V56H237V57H238L237 59H238V60L240 59V58H239L240 55H241V56H242V55L244 56L245 53H246V54L249 53L248 51H247V52H248V53H247L246 51H244V50L242 49L245 53L243 52L244 54H240V55H239ZM254 50H256V49H253V51H254ZM261 50H262V49H261ZM4 51H2V52H4ZM28 51H29V50H28ZM38 51H39V50H38ZM38 51H36V56H38V55H37V52H38ZM42 51H45V50L42 49ZM52 51H54V53L56 52V50H51V52H52ZM71 51L74 52V49L71 50ZM76 51H77V49H76ZM91 51H92V50H91ZM91 51H90V52H91ZM99 51H100V50H98L97 52H99ZM113 51H114V50H113ZM116 51H117V50H116ZM142 51H143V50H142ZM149 51H150V50H149ZM151 51H153V50H151ZM199 51H200V50H199ZM214 51H216V50H214ZM219 51H220V49H219ZM230 51H231V50H230ZM2 52H1V54H2ZM5 52H6V51H5ZM7 52H8V51H7ZM7 52H6V53H7ZM14 52H15V51H14ZM22 52L24 53V51H22ZM30 52H31V51H30ZM34 52H35V51H34ZM39 52H40V51H39ZM68 52H70V51H68ZM73 52H72V53H73ZM79 52H80V51H79ZM79 52H78V53H79ZM92 52H93V51H92ZM107 52H108V55H109L110 50H108ZM111 52H112V51H111ZM127 52H129V50H128ZM227 52H228V54H230V53H229V50H228ZM256 52H257V51H256ZM258 52H259V51H258ZM16 53H15V54H16ZM31 53H32V52H31ZM31 53H24V56L22 55V56H23L22 61H23L24 63H27L28 61H30L31 56H33V54H31ZM40 53H41V52H40ZM46 53L48 54L49 52H46ZM46 53H45V54H46ZM65 53H66V52H65ZM74 53H75V52H74ZM83 53H84V52H82L81 54H83ZM88 53H89V52H88ZM101 53H102V56H104V55H103V52H101ZM112 53L114 54L115 51L112 52ZM112 53H111V55H112ZM146 53H147V52H146ZM151 53H152V52H151ZM153 53H154L153 55H155V52H153ZM193 53H195V51H194ZM209 53H210V52H209ZM9 54H10V53H9ZM12 54H13V53H12ZM19 54L21 55V52H20ZM45 54H44V55H45ZM47 54H46V55H47ZM56 54H57V53H56ZM70 54H71V52H70ZM70 54H69V55H70ZM86 54H87V53H86ZM99 54H100V53H99ZM137 54H138V53H137ZM139 54H140V53H139ZM141 54H142V53H141ZM141 54H140V55H141ZM213 54H214V53H213ZM257 54H258V53H257ZM3 55H4V54H3ZM51 55H53V52H52ZM57 55H58V54H57ZM57 55H56V56H57ZM90 55H91V57H88V56H87V57H88L89 60L91 59L89 65H92V64H91V61H92V63H93V61H94V60H92V56H93V54H90ZM90 55H89V56H90ZM95 55H96V53H95ZM95 55L93 56L94 59H95ZM97 55H98V54H97ZM108 55L106 54L105 56H106V57H109ZM111 55H110V58H109L108 60H111V58H112ZM129 55H130V54L128 53V54H127L128 58L130 57ZM144 55H145V54H144ZM148 55H150V54H148ZM208 55H209V54H208ZM210 55H211V53H210ZM210 55H209V56H210ZM214 55L217 56L216 53H215ZM230 55H232V54H230ZM248 55H249V54H248ZM248 55H246V57H248ZM250 55H252V54H250ZM5 56H6V55H5ZM16 56H17V55H16ZM36 56H35V57H36ZM41 56H42V54H41ZM41 56H40V57H41ZM56 56H55V58H56ZM83 56H84V55H83ZM99 56H100V55H99ZM102 56H101V57H102ZM127 56H126V57H127ZM145 56H146V55H145ZM164 56H165V55H164ZM189 56H190V55H189ZM232 56H233V55H232ZM19 57H20V56H19ZM35 57H34V58H35ZM40 57H39L38 59H40V61H42ZM43 57H44V56H43ZM43 57H42V58H43ZM45 57H46V56H45ZM45 57H44V59H46ZM77 57H78V56H77ZM85 57H86V56H85ZM96 57H98V56H96ZM101 57H100V58H101ZM106 57H105V58H106ZM116 57H117V56L114 55L113 58H116ZM137 57H138V56H137ZM140 57H141V56H140ZM140 57H138V58H140ZM142 57H143V55H142ZM149 57H150V56H149ZM184 57H185V56H184ZM184 57H183V59H184ZM229 57H230V56H229ZM246 57H245V58H246ZM257 57H258V56H257ZM257 57H256V58H257ZM262 57H264V56H262ZM262 57H261V58H262ZM16 58H18V57H16ZM58 58H59V56H58ZM58 58H57V59H58ZM102 58H103V60H104V57H102ZM102 58H101V59H102ZM113 58H112V59H113ZM130 58H132V57H130ZM130 58H129V59H130ZM213 58H214V57H213ZM215 58H216V57H215ZM233 58H234V56H233ZM241 58H242V57H241ZM248 58H250V56H249ZM253 58H254V57H253ZM13 59H14V58H13ZM13 59L11 58V60H13ZM51 59H52V58H51ZM60 59H61V58H60ZM60 59H58L59 62H60ZM62 59H63V58H62ZM62 59H61V60H62ZM116 59H117V58H116ZM118 59H119V58H118ZM152 59H153V58H152ZM154 59H156V58H154ZM162 59H163V58H162ZM176 59H177V58H176ZM192 59H193V58H192ZM208 59H209V58H208ZM208 59H207V60H208ZM242 59H244V58H242ZM259 59H260V58H259ZM263 59H264V58H263ZM16 60H18V59H16ZM20 60H21V59H20ZM89 60H88V61H89ZM95 60L97 61V59H95ZM103 60H102V61H103ZM105 60H106V59H105ZM113 60H114V59H113ZM135 60H136V59H135ZM149 60H150V59H149ZM149 60H148V61H149ZM157 60H158V59H156V61H157ZM218 60H219V59H218ZM233 60H234V59H233ZM245 60H247V59H245ZM245 60H243L242 62H244ZM249 60H250V59H248L247 61H249ZM253 60H254V59H253ZM14 61H15V60H14ZM31 61H33V60H31ZM36 61H38V60L36 59ZM48 61H49V58H48ZM51 61H52V60H51ZM53 61H54V60H53ZM53 61H52V62H53ZM96 61H94V65H96V66H93L94 69L97 68V67L99 68V67L101 66L99 63L102 62L101 60H98V61H100V62H99V63L97 62V63L95 64ZM106 61H107V60H106ZM106 61H105V62H106ZM115 61L117 62V60H115ZM126 61H127V60H126ZM140 61H143V60H140ZM148 61H147V62H148ZM150 61H151V60H150ZM173 61H174V59H173ZM178 61H179V60H178ZM188 61H189V60H188ZM209 61H210V60H209ZM211 61H212V60H211ZM216 61H217V60H216ZM230 61H231V60H230ZM251 61H252V59H251ZM254 61H255V60H254ZM11 62H13V61H11ZM33 62H34V61H33ZM54 62H56V63L58 64L57 61H54ZM62 62H63V61H62ZM62 62H60L59 64H61ZM103 62H104V61H103ZM109 62H110V61H109ZM134 62H135V61H134ZM160 62H162V61L160 60ZM163 62H164V60H163ZM176 62H177V61H176ZM249 62H250V61H249ZM3 63H4V62H3ZM30 63H31V62H30ZM38 63H39V62H38ZM111 63H112V62H110V64H111ZM118 63H119V62H118ZM132 63H133V62H132ZM136 63H138V62H136ZM141 63H142V62H141ZM144 63H145V62H144ZM148 63H149V62H148ZM148 63H146V64L148 65ZM154 63H155V61L153 62V65L155 66ZM158 63H159V61H158ZM209 63H211V62H209ZM218 63H219V62H218ZM230 63H232V62H230ZM254 63H255V62H254ZM20 64H21V63H20ZM32 64L34 65V63H32ZM47 64H48V63H47ZM50 64H51V63H50ZM50 64H49V65H50ZM53 64H55V63H53ZM101 64H102V63H101ZM106 64H108V63L106 62ZM106 64H105V65H106ZM114 64H115V63H114ZM114 64H113V65H114ZM130 64H131V63H130ZM134 64H135V63H134ZM159 64H160V63H159ZM249 64H250V63H249ZM252 64H253V63H252ZM252 64H251V65H252ZM259 64H260V62H259ZM261 64H262V63H261ZM2 65H4V64H2ZM40 65H41V64H40ZM40 65L38 64V66H40ZM43 65H44V63H43ZM49 65H48V66H49ZM98 65H99V66H98ZM103 65H104V63H103ZM103 65H102V67H103ZM105 65H104V66H105ZM108 65H109V64H108ZM111 65H112V64H111ZM116 65H117V64H116ZM122 65H124V64L122 63ZM132 65H133V64H132ZM139 65H140V63H139ZM139 65H138V66H139ZM143 65H144V64H143ZM149 65L152 66V64H150V63H149ZM156 65H157V64H156ZM162 65H163V64H162ZM173 65H174V64H173ZM173 65H172V66H173ZM177 65H178V64H177ZM180 65H182V64H180ZM197 65H198V64H197ZM230 65H231V64H230ZM236 65H238V64H236ZM236 65H235V66H236ZM239 65H240V64H239ZM251 65H250V66H251ZM255 65H256V67H258V66H257V62H256ZM14 66H15V65H14ZM34 66H35V65H34ZM48 66H47V67H48ZM129 66H130V65H129ZM138 66H137V67H138ZM144 66H145V65H144ZM166 66H168V65H166ZM184 66H186V65H184ZM205 66H206V65H205ZM217 66H218V65H217ZM217 66H216V67H217ZM232 66H233V65H232ZM232 66H231V67H232ZM235 66H234V67H235ZM244 66H245V65H244ZM253 66H254V65H253ZM21 67H22V66H21ZM29 67L31 68L32 66H29ZM29 67H27V68H29ZM41 67H43V66L41 65ZM52 67H53V66H52ZM55 67H57V66H55ZM58 67H59V66H58ZM58 67H57V69H58ZM108 67H110V65H109ZM108 67H107V68H108ZM140 67H141V66H140ZM142 67H143V66H142ZM174 67H176V66H174ZM179 67H180V66H179ZM179 67H178V68H179ZM207 67H210V66L207 65ZM14 68H15V67H14ZM32 68H33V71H34L35 69H37V67H36V68H35V67H32ZM34 68H35V69H34ZM38 68H39V67H38ZM59 68H61V66H60ZM100 68H101V67H100ZM100 68H99V70H100ZM117 68H118V70H119V66H118ZM132 68H133V67H132ZM144 68H145V67H144ZM161 68H162V67H161ZM170 68H172V67H170ZM194 68H195V67H194ZM212 68H214V67L212 66ZM227 68H228V67H227ZM232 68H233V67H232ZM238 68H239V67H238ZM259 68H260V66H259ZM263 68H264V67H263ZM5 69L7 70V68H5ZM16 69H17V68H16ZM21 69H22V68H21ZM41 69H42V68H41ZM44 69H45V68H44ZM52 69H53V68H51L50 70L53 71ZM55 69H56V68H55ZM127 69H128V68H127ZM130 69H131V67H130ZM135 69H136V68L134 67V70H135ZM137 69H138V68H137ZM145 69H146V68H145ZM145 69H144V70H145ZM149 69L152 70V69H154V68L152 67V68H149ZM149 69H148V72H150ZM203 69H205V68H203ZM203 69H202V70H203ZM223 69H224V68H223ZM17 70H18V69H17ZM24 70H25V69H24ZM42 70H43V69H42ZM42 70H40V68L38 69L39 74L41 73ZM58 70H59V69H58ZM58 70H57V71H58ZM92 70H93V69H91V71H92ZM99 70H98L97 72H98V73H101ZM102 70H103V68H102ZM107 70H108V69H107ZM107 70H106V71H107ZM110 70H111V69H110ZM141 70H142V69H141ZM162 70H163V69H162ZM170 70H171V69H170ZM182 70H183V69H182ZM197 70H198V69H197ZM199 70H200V69H199ZM228 70H230V69H228ZM228 70H227V71H228ZM240 70L242 71V69H240ZM248 70H249V69H248ZM256 70H258V69H256ZM256 70H255L254 72H256ZM14 71H15V70H14ZM25 71H26V70H25ZM36 71H37V70H36ZM36 71H34V72L36 73ZM38 71H37V73H36L37 76H39V75H38ZM55 71H56V70H55ZM55 71H54V72H55ZM114 71H115V70H114ZM129 71H130V70H129ZM142 71H143V70H142ZM152 71H153V70H152ZM159 71H160V70H159ZM176 71H177V70H176ZM190 71H191V70H190ZM208 71H209V70H208ZM225 71H226V69H225ZM232 71H233V70H232ZM245 71H246V70H245ZM260 71H261V70H260ZM4 72H5V71H4ZM8 72H9V71H8ZM11 72H12V71H11ZM22 72H23V71H22ZM29 72H30V70H29ZM29 72L26 71V74H27L26 76H28V77H30L29 74H28ZM31 72H32V71H31ZM31 72H30V74H33V73H34V72L31 73ZM42 72H43V71H42ZM47 72H48V70H47ZM47 72H46V73H47ZM93 72H94V71H92V74H93ZM95 72H96V71H95ZM97 72L94 73V74L96 75L95 78H99V77H97V76L99 75V74L97 75ZM111 72H112V71H111ZM135 72H136V73H137V72H140V70H139V71H136V70H135ZM160 72H161V71H160ZM165 72H167V70H166ZM177 72H178V71H177ZM179 72H180V71H179ZM182 72H184V71H182ZM193 72H194V71H193ZM212 72H213V71H212ZM215 72H216V71H215ZM219 72H220V71H219ZM223 72H224V71H223ZM252 72H253V71H252ZM257 72H258V71H257ZM262 72H263V71H262ZM56 73H57V72H55V74H56ZM109 73H110V72H109V70H108V75H109ZM117 73H118V72H117ZM129 73H130V72H129ZM136 73H135V75H136ZM153 73H155V72H153ZM153 73H151V75H152ZM168 73H169V71H168ZM205 73H206V72H205ZM233 73H234V72H233ZM238 73H239V72H238ZM245 73H246V72H245ZM247 73H248V72H247ZM3 74H4V73H3ZM6 74H7V73H6ZM104 74H105V72H104ZM111 74H113V76L115 75V73H111ZM130 74H131V73H130ZM145 74H146V73H145ZM147 74H148V73H147ZM149 74H150V73H149ZM155 74H156V73H155ZM159 74H160V73H159ZM164 74H165V73H164ZM176 74H177V73H176ZM202 74H203V72H202ZM208 74H209V73H208ZM214 74H215V73H214ZM217 74H218V73H217ZM220 74L222 75V73H220ZM223 74H224V73H223ZM0 75H1V74H0ZM21 75H22V74H21ZM24 75H25V73H24ZM47 75H48V73H47ZM47 75H45V77H46ZM51 75H53V77H54V74H51ZM51 75H48V76H49V78H47L48 80L52 77ZM95 75H93V78H91L92 81H93V79H95V78H94ZM100 75H101V74H100ZM116 75H117V74H116ZM119 75L121 76V73H120ZM137 75H139V74H137ZM161 75H162V73H161ZM161 75H160V76H161ZM169 75H170V74H169ZM187 75H188V74H187ZM211 75H212V74H211ZM243 75H245V74H243ZM249 75H250V74H249ZM254 75H256V74H254ZM50 76H51V77H50ZM91 76H92V75H91ZM91 76H90V77H91ZM127 76H128V75H127ZM154 76H155V75H154ZM162 76L164 77V75H162ZM194 76H195V75H194ZM235 76H236V75H235ZM257 76H258V75H257ZM263 76H264V75H263ZM6 77H7V76H6ZM11 77H12V76H11ZM31 77H32V75H31ZM115 77H116V76H115ZM128 77H129V76H128ZM147 77H149V75H148ZM189 77H190V76H189ZM198 77H199V76H198ZM229 77H230V76H229ZM239 77H240V76H239ZM259 77H260V76H259ZM86 78H87V76H86ZM86 78H85V79H86ZM88 78H89V76H88ZM111 78H112V77H111V75H110V79H111ZM118 78H119V76H118ZM118 78H117V79H118ZM124 78H125V77H124ZM136 78H137V77H136ZM138 78H139V77H138ZM138 78H137V79H138ZM158 78L160 79V77H157V78H153V80H154V79H157V81H158V80H159ZM167 78H168V77H167ZM171 78H172V77H171ZM182 78H183V77H182ZM182 78H181V79H182ZM200 78H201V76H200ZM236 78H237V77H236ZM236 78H235V79H236ZM243 78H244V76H243ZM248 78H249V77H248ZM252 78H253V77H252ZM6 79H7V78H6ZM15 79H16V78H15ZM18 79H19V78H18ZM26 79H27V78H26ZM28 79H29V78H28ZM28 79H27V81H29ZM30 79H31V78H30ZM43 79H46V78H43ZM113 79H114V78H113ZM119 79H120V78H119ZM126 79H127V78H126ZM129 79H130V77H129ZM147 79H148V78H147ZM181 79H180V81H181ZM192 79H193V78H192ZM195 79H196V78H195ZM211 79H212V78H211ZM216 79H217V78H216ZM220 79H221V78H220ZM1 80H2V79H1ZM11 80H12V79H11ZM120 80H121V79H120ZM122 80H123V79H122ZM133 80H135V79H133ZM161 80H162V79H161ZM161 80H159V81H161ZM174 80H175V79H174ZM183 80H184V79H183ZM198 80H199V78H198ZM206 80H207V79H206ZM25 81H26V80H25ZM25 81H24V82H25ZM27 81H26V82H27ZM31 81H32V80H31ZM31 81H30V82H31ZM49 81H50V80H49ZM49 81H46V80H45V81H43V82H44V83H46V82L48 83ZM86 81H87V80H86ZM89 81H90V80H89ZM129 81H130V80H129ZM139 81H140V80H139ZM148 81H150V80H148ZM157 81H156V82H157ZM199 81H200V80H199ZM221 81H223V80H221ZM224 81H225V80H224ZM232 81H233V80H232ZM236 81H237V80H236ZM252 81H253V80H252ZM261 81H263V80H261ZM8 82H9V81H8ZM12 82H13V80H12ZM24 82H23V83H24ZM26 82H25L24 84H27ZM90 82H91V81H90ZM100 82H101V80H100ZM108 82L110 83V81H108ZM111 82H112V81H111ZM115 82L117 83V81H115ZM127 82H128V81H127ZM131 82H132V81H131ZM133 82H134V81H133ZM135 82H136V81H135ZM135 82H134V83H135ZM207 82H208V81H207ZM219 82H220V80H219ZM3 83H4V82H3ZM18 83H19V82H18ZM23 83H22V84H23ZM44 83H42V84H44ZM87 83H88V82H87ZM94 83H95V82H94ZM97 83H98V82H97ZM97 83H96V84H97ZM103 83H104V82H103ZM122 83H123V82H122ZM122 83H121V84H122ZM125 83H126V82H125ZM149 83H150V82H149ZM154 83H155V82H154ZM177 83H178V81H177ZM183 83H184V81H183ZM214 83H215V82H214ZM221 83H222V82H221ZM226 83H228V82H226ZM236 83H237V82H235V84H236ZM247 83H248V82H247ZM251 83H252V82H251ZM251 83H249V84H251ZM4 84H5V83H4ZM7 84H8V83H7ZM12 84H14V83H12ZM15 84H16V83H15ZM19 84H21V83H19ZM24 84H23V85H24ZM31 84H32V83H31ZM31 84H30V86H31ZM83 84H84V83H83ZM83 84H82V85H83ZM96 84H95V86H96ZM101 84H102V82H101ZM110 84H111V83H110ZM112 84H114V83H112ZM123 84H124V83H123ZM127 84H128V83H127ZM161 84H162V83H161ZM179 84H180V83H179ZM204 84H205V83H204ZM210 84H211V83H210ZM228 84H229V83H228ZM243 84H244V83H243ZM257 84H258V83H257ZM46 85H47V84H46ZM131 85H132V84H131ZM136 85H137V84H136ZM183 85H185V84H183ZM215 85H217V83H216ZM220 85H221V84H220ZM239 85H240V83H239ZM255 85H256V84H255ZM0 86H1V85H0ZM17 86H18V85H17ZM30 86L27 85L25 88H28V87H30ZM32 86H34V85L32 84ZM40 86H41V85H40ZM43 86H44V85H43ZM47 86H48V85H47ZM84 86H85V84H84ZM86 86H88V85H86ZM86 86H85V88H86ZM89 86H90V84H89ZM102 86H103V84H102ZM112 86H113V85H112ZM133 86H135V85L133 84ZM142 86H143V85H142ZM146 86H148V85H146ZM153 86H154V85H153ZM157 86H158V85H157ZM171 86H173V85H171ZM180 86H181V85H180ZM222 86H223V84H222ZM230 86H231V85H230ZM230 86H229V87L227 86V88H230ZM257 86H258V85H257ZM261 86H262V85H261ZM3 87H4V86H3ZM34 87H35V86H34ZM38 87H39V85H38ZM41 87H42V86H41ZM92 87H93V84H92ZM99 87H100V86H99ZM107 87H108V85H107ZM139 87H140V86H139ZM144 87H145V84H144ZM148 87H149V86H148ZM151 87H152V86H151ZM154 87H155V86H154ZM154 87H153V88H154ZM162 87H163V86H162ZM182 87H183V86H182ZM203 87H204V86H203ZM223 87H224V86H223ZM241 87H242V86H241ZM1 88H2V87H1ZM32 88H33V87H31V89H32ZM36 88H37V87H36ZM44 88H47V87L45 86ZM44 88H43V87H42V88L39 87V90H38V91H40V92H39L40 94H41L42 89L46 91V89H44ZM87 88H88V87H87ZM93 88H94V87H93ZM100 88H101V87H100ZM112 88H113V87H112ZM134 88H135V87H134ZM140 88H142V87H140ZM159 88H160V87H159ZM212 88H213V87H212ZM2 89L4 90V88H2ZM11 89H12V88H11ZM13 89H14V88H13ZM16 89H17V88H16ZM19 89H21V90H20V91H21L20 93L22 94V93H23L22 91L24 90V88L22 89V88L20 87V85H19ZM33 89H35V88H33ZM40 89H41V90H40ZM80 89H81V88H80ZM89 89H91V88H89ZM95 89L97 90V88H95ZM113 89H114V88H113ZM136 89H137V88H136ZM136 89H135V91H136ZM144 89H146V88H144ZM147 89H149V88H147ZM162 89H163V88H162ZM170 89H171V88H170ZM184 89H185V88H184ZM209 89H210V88H209ZM215 89H216V88H215ZM218 89H220V88H218ZM225 89H226V88H225ZM256 89H258V88H256ZM35 90H36V89H35ZM35 90H34L33 92H32V91L29 92V91H27V89H26V92H27V93L29 92V93L32 94V93L36 92ZM84 90L86 91V89H84ZM93 90H94V89H93ZM101 90H102V89H101ZM106 90L108 91V90H110V89L107 88ZM137 90H138V89H137ZM139 90H140V89H139ZM139 90H138V93L140 92ZM141 90H142V89H141ZM149 90H153V89L151 88V89H149ZM149 90H148V92H149ZM167 90H168V89H167ZM179 90H180V89H179ZM191 90H192V89H191ZM226 90L231 91V89H230V90H229V89H226ZM7 91H8V90H7ZM15 91H16V90H15ZM15 91H14V92H15ZM17 91H18V89H17ZM38 91H37V92H38ZM45 91H44V92H45ZM107 91H106V92H107ZM143 91H144V90H143ZM143 91H142V92H143ZM145 91H146V90H145ZM175 91H176V90H175ZM181 91H182V90H181ZM211 91H212V90H211ZM220 91H221V90H220ZM250 91H251V90H250ZM9 92H10V91H9ZM26 92H24V93H26ZM81 92H84V91H83V86H82ZM86 92H87V91H86ZM93 92H94V91H93ZM98 92H100V91H98ZM113 92H115V91L113 90ZM136 92H137V91H136ZM162 92H164V91H162ZM177 92H178V91H177ZM233 92H236V91H233ZM15 93H16V92H15ZM18 93H19V91H18ZM42 93H43V92H42ZM88 93H91V92H89V90H88ZM88 93H87V94H88ZM103 93H104V92H103ZM110 93H111V90H110ZM110 93H108V94H110ZM153 93H154V92H152V94H153ZM165 93H166V92H165ZM167 93H169V92H167ZM179 93H180V92H179ZM184 93H185V92H184ZM192 93H193V92H192ZM218 93H220V92H218ZM221 93H222V92H221ZM238 93H241V92H238ZM0 94H1V93H0ZM9 94H11V93H9ZM9 94H8V95H9ZM12 94H13V93H12ZM43 94H44V93H43ZM43 94H42V95H43ZM81 94H82V93H81ZM87 94H86V97L88 98L89 95L87 96ZM101 94H102V93H101ZM101 94H99V96H101ZM106 94H107V93H106ZM111 94H112V93H111ZM143 94H144V93H143ZM146 94H148V93L146 92ZM163 94H164V93H163ZM174 94H175V93H174ZM22 95H23V94H22ZM29 95H30V94H28V96H29ZM34 95H36V93H35ZM34 95H33V94L30 95V99L32 98L31 96L34 97ZM84 95H85V93L82 94L81 96H84ZM138 95H140V94H138ZM138 95H137V96H138ZM169 95H171V93H170ZM177 95H178V94H177ZM180 95H181V94H180ZM195 95H196V94H195ZM200 95H201V94H200ZM209 95H210V94H209ZM214 95H215V93H214ZM216 95H217V94H216ZM239 95H240V94H239ZM262 95H263V94H262ZM4 96H5V95H4ZM9 96H11V95H9ZM9 96H7L6 98H10ZM13 96H14V95H13ZM23 96H25V95H23ZM92 96H93V95H92ZM96 96H97V95H96ZM104 96H105V95H104ZM110 96H111V95H110ZM114 96H115V95H114ZM137 96H135V97H137ZM140 96H141V95H140ZM144 96H145V95H144ZM150 96H151V93H150ZM165 96H166V95H165ZM181 96H182V95H181ZM188 96H189V95H188ZM211 96H212V95H211ZM242 96H243V94H242ZM259 96H261V95H259ZM19 97H20V96L18 95L17 98H19ZM25 97H26V96H25ZM25 97H24L23 99H25ZM35 97H38V94H37V96H35ZM35 97H34V100H31V102L33 101V102H32L33 104H34V102H35ZM39 97H41V96H39ZM84 97H85V96H84ZM84 97H83V98H84ZM107 97L109 98V96L106 95V98H107ZM120 97H121V96H120ZM141 97H142V96H141ZM141 97H140V98H141ZM146 97H147V96H146ZM151 97H153V96H151ZM155 97H156V96H155ZM167 97H168V96H167ZM190 97H192V96H190ZM198 97H199V95H198ZM206 97H207V96H206ZM206 97H205V98H206ZM263 97H264V96H263ZM12 98H14V100H15L16 97H11V98H10L11 101L13 100ZM17 98H16V100L21 99V98H19V99H17ZM26 98H27V100H28L27 103L29 104L30 101H29L28 97H26ZM41 98H42V97H41ZM79 98L81 99L80 96H79ZM95 98H96V97H95ZM97 98H98V97H97ZM104 98H105V97H104ZM112 98H113V97H112ZM112 98L109 99V100L111 101L110 103H112V101H113V100H111ZM114 98H115V97H114ZM114 98H113V99H114ZM137 98H139V97H137ZM163 98H164V95H163ZM205 98H204V99H205ZM218 98H219V97H218ZM238 98H239V97H238ZM37 99H39V98H37ZM37 99H36V100H37ZM88 99L91 100L90 98H88ZM88 99H87V100H88ZM99 99H100V98H99ZM145 99H147V98H145ZM151 99H152V98H151ZM182 99H183V97H182ZM1 100H2V99H1ZM8 100H9V99H8ZM16 100L13 101L14 104L16 103ZM25 100H26V99H25ZM41 100H42V99H41ZM41 100H39V101H41ZM77 100H78V99H77ZM81 100H82V99H81ZM81 100H78V102H76V103L78 104L79 101H81ZM85 100H86V98H85ZM89 100H88V102H89ZM93 100H94V99H93ZM114 100H115V99H114ZM136 100H137V99H136ZM141 100H142V99H141ZM147 100H148V99H147ZM147 100H146V101H147ZM152 100H153V99H152ZM152 100H151V101H152ZM155 100H159V99H155ZM176 100H177V99H176ZM183 100H184V99H183ZM200 100H201V99H199V101H200ZM222 100H223V99H222ZM225 100H226V99H225ZM240 100H241V99H240ZM243 100H244V99H243ZM259 100H260V98H259ZM82 101H83V100H82ZM82 101H81V102H82ZM95 101H97V100L95 99ZM101 101H102V100H101ZM107 101H108V100H106V101H104V102L107 103ZM149 101H150V100H149ZM151 101H150V102H151ZM199 101H198V102H199ZM206 101H207V100H206ZM261 101H262V99H261ZM261 101H260V102H261ZM263 101H264V100H263ZM5 102H6V101H5ZM18 102H19V101H18ZM18 102H17V103H18ZM36 102H37V103H36ZM36 102H35L34 106H36V107H37V110H38V108H39V107H38V106H39L38 103H39V102H38V100H37ZM58 102H59V101H58ZM58 102H57V105H58V106H59L60 104H62V102H61V103H58ZM70 102H71V101H70ZM74 102H75V101H74ZM74 102L72 101L73 104H75ZM81 102L79 103V104H80V105H79V108H80V107L83 108L82 106L84 105V103H85V105L88 103L87 101H86L87 103L84 101V103L81 104ZM90 102H91V101H90ZM113 102H114V101H113ZM152 102H154V101H152ZM156 102H157L156 105H158V101H156ZM162 102H164V101H162ZM223 102H224V101H223ZM231 102H232V101H231ZM247 102H248V100H247ZM256 102H257V101H256ZM1 103H2V102H1ZM6 103H7V102H6ZM10 103H11V102H10ZM20 103H21V100H20ZM25 103H26V102H25ZM27 103H26V104H27ZM41 103H42V101H41ZM68 103H69V102H68ZM68 103H67V104H68ZM91 103H92V102H91ZM98 103H99V102H98ZM108 103H109V102H108ZM108 103H107V104H108ZM110 103H109L108 105L111 106ZM115 103H116V101H115ZM118 103H119V102H118ZM154 103H155V102H154ZM154 103H153V104H154ZM160 103H161V101H160ZM188 103H189V102H188ZM216 103H217V102H216ZM7 104H8V103H7ZM12 104H13V103H11V105H8V106H11L10 108H12V106H13ZM28 104H27V105H28ZM33 104H31V105L33 106ZM39 104H40V103H39ZM73 104H72V105H73ZM94 104H95V103H94ZM94 104H93V105H94ZM101 104H102V103H101ZM116 104H117V103H116ZM127 104H128V103H127ZM131 104H133V103H131ZM163 104H164V103H163ZM163 104L161 103V105H163ZM166 104H167V103H166ZM208 104H209V103H208ZM213 104H214V103H213ZM228 104H229V103H228ZM239 104H240V103H239ZM255 104H256V103H254V105H255ZM263 104H264V103H263ZM15 105H16V104H15ZM18 105H19V103H18ZM18 105H17V107H16L18 111H16V110H13V111L8 110V112H12L13 115H16V116H17L18 114H20L21 112H19V111H21L22 108L20 109L21 104L19 105V107H18ZM40 105H41V104H40ZM81 105H82V106H81ZM93 105H90V106L93 107ZM169 105H170V104H169ZM220 105L223 106V103L220 104ZM234 105H235V103H234ZM252 105H253V104H252ZM22 106H23L22 114L25 112L26 115H27L28 111L25 110V108H24L25 105L22 104ZM22 106H21V107H22ZM29 106H30V105H29ZM34 106H33V108H35ZM52 106H53V105H52ZM62 106H63V105H62ZM67 106H68V105H67ZM69 106H70V103H69ZM74 106H75V105H74ZM87 106H88V105H87ZM90 106H88V107H90ZM102 106H103V104H102ZM143 106L145 107V105H143ZM152 106H153V105H152ZM170 106H171V105H170ZM191 106H192V105H191ZM237 106H238V105H237ZM242 106H243V105H242ZM256 106H257V105H256ZM260 106H261V105H260ZM25 107H26V106H25ZM27 107H28V106H27ZM63 107L65 108L66 106H63ZM85 107H86V106H85ZM98 107H100V106H98ZM104 107H107V106H105V104H104ZM111 107H113V105H112ZM154 107H155V106H153V108H154ZM156 107H157V106H156ZM160 107H161V106H160ZM165 107H166V105H165ZM177 107H178V106H177ZM177 107H176V108H177ZM186 107H187V106H186ZM194 107H195V106H194ZM246 107H247V105H246ZM246 107H245V109H246ZM249 107H250V106H249ZM254 107H255V106H254ZM4 108H5V107H4ZM4 108H3V106H2V109H4ZM16 108H15V106H14L13 109H16ZM29 108H31V107H29ZM29 108H28V109H29ZM51 108H55V107H51ZM51 108H50V111L52 110ZM58 108H59V107H58ZM68 108H69V107H68ZM68 108H67V110H68ZM71 108L73 109L72 106H71ZM75 108H76V111H75V112H77L78 107H75ZM96 108H97V107H96ZM101 108H102V107H101ZM134 108H135V107H134ZM150 108H151V107H150ZM166 108H168V107H166ZM225 108H226V107H225ZM234 108L236 109V107H234ZM234 108H232V109H234ZM237 108H238V107H237ZM239 108H240V107H239ZM251 108H252V106H251ZM251 108H250V109H251ZM263 108H264V107H263ZM19 109H20V110H19ZM72 109H71V110H72ZM83 109H84V108H83ZM92 109H93V108H91L90 110H92ZM110 109H111V108H110ZM131 109H133V108H131ZM136 109L139 110V108L137 107V108H135L134 111H137ZM145 109H146V107H145ZM154 109H155V108H154ZM154 109H153V112H154ZM161 109H162V107H161ZM182 109H183V107H182ZM192 109H193V108H192ZM210 109H212V108L210 107ZM235 109H234V110H235ZM241 109H242V108H240V111H241ZM250 109H249L248 112L253 111L252 109H251V111H250ZM258 109H260V108L258 107ZM258 109H257V110H258ZM261 109H262V108H261ZM4 110H5V109H4ZM24 110H25V111H24ZM30 110H31V109H30ZM39 110H40V109H39ZM39 110H38V111H39ZM60 110H61V109H60ZM67 110H65V112L68 113ZM71 110H69V113L71 112ZM74 110H75V109H74ZM74 110H73V112H74ZM87 110H88V108H87ZM90 110H88V111H90ZM98 110H99V109H98ZM102 110H103V108H102ZM118 110H119V109H118ZM118 110H117V111H118ZM141 110H142V109H141ZM150 110H151V109H150ZM150 110H149V111H150ZM155 110H156V109H155ZM158 110H159V109H158ZM173 110H174V109H173ZM206 110H207V108H206ZM226 110H227V109H226ZM229 110H230V109H229ZM229 110H228V111H229ZM262 110L264 111V109H262ZM262 110H260V113H261ZM5 111H7V108H6ZM14 111L18 112V114H17V113L14 114ZM31 111H32V110H31ZM50 111L48 110L46 114H47V115L50 114V113H51ZM84 111H85V110H84ZM96 111H97V110H96ZM96 111H95V112H96ZM105 111H106V110H105ZM108 111H109V110H108ZM134 111H132V112L134 113ZM147 111H148V110H147ZM161 111L165 113V111H163V110H161ZM170 111H171V110H170ZM208 111H209V110H208ZM236 111H237V109H236ZM240 111H239V112H240ZM49 112H50V113H49ZM55 112H56V111H55ZM55 112L52 111V113L50 114L51 116H47L46 118L43 117L44 114H45V113H44V114L42 115V117L44 118V120H46V119L48 118V119H47L48 121L46 120L45 122H49V121H50L49 119H50L51 117L53 118L52 114L55 113ZM57 112H60L59 114H61L62 111H57ZM57 112H56V113H57ZM100 112H101V110H100ZM138 112H139V111H138ZM141 112H143V111H141ZM144 112H145V111H144ZM150 112H152V110H151ZM159 112H160V110H159ZM172 112H173V111H172ZM230 112H231V111H230ZM243 112L246 113V110L243 111ZM248 112H247V113H248ZM253 112H254V111H253ZM256 112H257V111L255 110V113H256ZM258 112H259V111H258ZM3 113H4V111H3L2 113H0V114H2L3 116H5V115L7 114V113H6V114L4 115ZM25 113H24L23 115H25ZM36 113H37V111H36ZM36 113H34L33 115H36V116H37ZM39 113H40V112H39ZM91 113H92V115H90V117H91V116L93 117L94 113H93V112H90L89 114H91ZM106 113L108 114V112H106ZM106 113H105V114H106ZM124 113H126V112H124ZM133 113H132V114H133ZM147 113H148V112H147ZM175 113H176V112H175ZM225 113H226V112H225ZM234 113H235V112H234ZM247 113H246L245 115H248ZM10 114H11V113H10ZM30 114H32V113H29V115H30ZM46 114H45V116H46ZM59 114H57V115L59 116ZM72 114H74V113H72ZM72 114H71V115H72ZM79 114H81V113H79ZM82 114H83V113H82ZM98 114H99V113H98ZM119 114H120V113H119ZM137 114H138V113H137ZM139 114H140V112H139ZM145 114H146V112H145ZM148 114H149V113H148ZM155 114H156V113H155ZM157 114H158V113H157ZM160 114H161V113H160ZM170 114H171V113H170ZM223 114H224V113H223ZM227 114H228V113H227ZM235 114H236V113H235ZM241 114H242V111H241ZM250 114H252V112H251ZM263 114H264V112H263ZM2 115H1V116H2ZM7 115H8V118H9L10 115H9V114H7ZM29 115H28V116H29ZM40 115H41V113H40ZM54 115H55V114H54ZM61 115H62V114H61ZM61 115H60V116H61ZM85 115H86V116H85ZM85 115L83 114L82 117L84 118V116H85L86 118H88V117H87V112H86ZM133 115H135V114H133ZM146 115H147V114H146ZM151 115H152V114H151ZM166 115H167V114H166ZM179 115H180V113H179ZM228 115H229V114H228ZM236 115H237V114H236ZM236 115H233V116L236 117ZM1 116H0V117H1ZM11 116H12V115H11ZM11 116H10V121H11V118L15 119L14 117H11ZM18 116H20V115H18ZM28 116H27V117H28ZM62 116H63V115H62ZM74 116H76V115H74ZM79 116H80V115H79ZM129 116H130V115H129ZM142 116H143V115H142ZM148 116H149V115H148ZM148 116H147V117H148ZM154 116H155V118H156V115H154ZM174 116H175V115H174ZM174 116H173V117H174ZM204 116H206V115H204ZM204 116H202V117L204 118ZM242 116H243V115H242ZM250 116H251V115H250ZM258 116H259V115H257V118H260L261 115H260L259 117H258ZM6 117H7V116H6ZM6 117H2L1 120H2V119L4 120V118H6ZM23 117H24V116H23ZM27 117H25V118H27ZM32 117H33V116H32ZM49 117H50V118H49ZM54 117H55V116H54ZM76 117H77V116H76ZM103 117H104V115H103ZM103 117H102V118H103ZM110 117H111V116H110ZM130 117H131V116H130ZM152 117H153V116H152ZM198 117H199V116H198ZM206 117H207V116H206ZM216 117H217V116H216ZM225 117H226V116H225ZM229 117H230V116H229ZM229 117H228V118H229ZM245 117L248 118V116H243L242 118H239V120L241 121V119L244 118L243 120L245 121ZM263 117H264V115H263ZM33 118H37L38 121L42 122L41 120H39L40 118L38 119V117H33ZM52 118H51V119H52ZM56 118H59V117H56ZM60 118L62 119V117H60ZM68 118H69V117H67V120H68V121H71V119L69 120ZM83 118H81V119H83ZM86 118H85L84 120H86ZM97 118H98V117H97ZM97 118H96V119H97ZM132 118H133V117H131L130 119H132ZM134 118H135V117H134ZM160 118H161V117H160ZM164 118H166V117H164ZM195 118H197V117H195ZM200 118H201V117H200ZM211 118H212V117H211ZM237 118H238V117H237ZM251 118H252L251 121H253L254 116H252ZM257 118H256V119H257ZM27 119H29V117H28ZM61 119H60V120L58 119L59 122L61 121ZM65 119H66V117H65ZM65 119H63V120H65ZM88 119H90V118H88ZM93 119H94V117H93ZM114 119H115V118H114ZM116 119H117V118H116ZM123 119H124V118H123ZM143 119H146V118H144V116H143ZM148 119H149V118H148ZM153 119H154V117H153ZM156 119H157V118H156ZM158 119H159V118H158ZM174 119H175V118H174ZM176 119H177V118H176ZM179 119H180V118H179ZM209 119H210V118H209ZM212 119H213V118H212ZM225 119H226V118H225ZM249 119H250V118H249ZM256 119H255V120H256ZM3 120H2V121H3ZM16 120H17V118L15 119V121H16ZM21 120H22V121L25 120L24 118H22V115H21ZM21 120H19V121H21ZM44 120H43V121H44ZM58 120H57V122H58ZM63 120H62V121H63ZM75 120H76V119H75ZM84 120H83V121H84ZM91 120H92V118H91ZM91 120H90V121H91ZM94 120H95V119H94ZM94 120H93V121H94ZM99 120H100V118L97 119V121H98V123H99V125H100L101 123L99 122ZM151 120H152V118H151ZM172 120H173V119H172ZM184 120H185V119H184ZM229 120H230V118H229ZM237 120H238V119H236V121H237ZM243 120H242V122H244ZM255 120H254V121H255ZM6 121H9V120L6 119ZM6 121H5V122H0L1 126H5V125H7L8 123H7ZM13 121H14V120H13ZM15 121H14V122H15ZM19 121H18V122L16 121L15 124L17 125V123H19ZM33 121H34L33 119H32V122L30 121V123H31L32 126L37 124V123L34 124V122H36V120H35L34 122H33ZM62 121H61V122H62ZM72 121H73V120H72ZM72 121H71V122H72ZM77 121H78L77 123H79V119H78V118H77ZM101 121H102V120H101ZM110 121H111V120H110ZM117 121H118V120H117ZM135 121H136V120H135ZM173 121H175V120H173ZM201 121H202V120H201ZM203 121H204V120H203ZM207 121H208V119H207ZM210 121H211V120H210ZM224 121H225V120H224ZM227 121H228V120H227ZM230 121H231V120H230ZM246 121H247V119H246ZM261 121H262V120H261V118H260V120H258V122L260 123V124L258 123L259 125H261V124L263 123V122H261ZM263 121H264V118H263ZM59 122H58V124L60 125L61 122H60V123H59ZM65 122H66V121H65ZM65 122H64V123H65ZM71 122H70V123H71ZM74 122H75V121H74ZM94 122H95V121H94ZM94 122H93V123H94ZM104 122H105V120H104ZM104 122H102V123L104 124ZM137 122H138V121H137ZM148 122H149V121H148ZM159 122H160V121H159ZM205 122H206V120H205ZM232 122H233V120H232ZM248 122H249V121H248ZM255 122H257V120H256ZM255 122H254L253 125H255ZM2 123H3L4 125H3ZM21 123H22V122H21ZM25 123H26V122H25ZM25 123H24V124H25ZM49 123H50V122H49ZM51 123L55 124L56 122L54 123V121H52ZM67 123H69V122H67ZM67 123H65V124H67ZM96 123H97V122H96ZM96 123H94L95 126H97ZM98 123H97V124H98ZM106 123H107V122H105V124H106ZM108 123H109V122H108ZM127 123H128V122H127ZM153 123H154V121H153ZM155 123H156V121H155ZM190 123H191V122H190ZM211 123H212V122H211ZM224 123H225V122H224ZM227 123H229V121H228ZM233 123H235V122H233ZM233 123H232V124H233ZM244 123L246 124V122H244ZM244 123H243V124H244ZM10 124H11V122H10ZM15 124H14V126H12V127H11V125H12V124H11V125H10V128L15 127ZM27 124L29 125V121L27 122ZM27 124H26V126H25V125H23V123H22L23 126L18 125V127L20 126V128H21V130H22V128L25 126V127H27V129H28V131H29V129H32V128H31L32 126H31V127L29 126L30 128H28V125H27ZM38 124H39V123H38ZM56 124H57V123H56ZM94 124H93V125H94ZM111 124H112V123H111ZM128 124H129V123H128ZM193 124H195V123H193ZM203 124H204V122H203ZM208 124H210V123H207V125H208ZM213 124H214V123H213ZM216 124H217V123H216ZM218 124L220 125V127L222 126V125H221L222 123H221V124L218 123ZM230 124H231V122H230ZM230 124H229V125H230ZM237 124H239V123H237ZM237 124H235V126L232 125V127H233V128H234V127H237V126H236ZM44 125H45V123H44ZM61 125H62V124H61ZM67 125H68V124H67ZM83 125H84V123H83ZM83 125H82V126H83ZM93 125H92V123H91L90 127L93 126ZM113 125H114V124H113ZM124 125H125V124H124ZM134 125H135V124H134ZM138 125H139V124H138ZM157 125H158V124H157ZM185 125H186V124H185ZM196 125H197V124H196ZM196 125H195V126H196ZM250 125H251V124H250ZM253 125H251V128L253 129V127H254V130H255V128H256L257 125H255V126H253ZM1 126H0V128H1ZM36 126H37V125H36ZM36 126H35V127H36ZM45 126H49V127H45ZM45 126H44L45 128H44L43 130H45L46 128H47V129L52 128V127L50 126V124H48V123H47V125H45ZM56 126H57V125H56ZM74 126L77 127L78 125H75V124H74ZM82 126H81V127H82ZM101 126H102V124H101ZM106 126H107V124H106L104 127H106ZM109 126H110V125H109ZM122 126H123V125H122ZM122 126H121V127H122ZM126 126H127V125H126ZM171 126H172V125H171ZM186 126H187V125H186ZM195 126H194V127H195ZM198 126H199V125H198ZM212 126H213V125H212ZM241 126H244V125H242V123H241ZM247 126H248V125H247ZM247 126H246V127H247ZM261 126L263 127V124H262ZM261 126H260V128H261ZM6 127H8V126H6ZM25 127H24V130L26 129ZM54 127H55V126H54ZM58 127H59V126H58ZM62 127H63V126H62ZM67 127H68V126H67ZM72 127H73V126H72V123H71V124H70V127H69L70 130L72 129ZM75 127H74V128H75ZM78 127H79V126H78ZM81 127H79V130H82V131H83V128L81 129ZM83 127H84V126H83ZM86 127H89V125H86ZM90 127H89V128H90ZM93 127H94V126H93ZM93 127H91V130H92ZM98 127H99V126H98ZM98 127H97V128H98ZM102 127H103V126H102ZM104 127H103V128H104ZM117 127H118V126H117ZM131 127H132V126H131ZM150 127H151V126H150ZM152 127H153V125H152ZM152 127H151V129H152V131H153L154 127H153V128H152ZM160 127H161V126H160ZM160 127H159V128H160ZM192 127H193V126H192ZM196 127H197V126H196ZM220 127H219V128H220ZM229 127H230V126H229ZM238 127L240 128V126H238ZM244 127H245V126H244ZM246 127H245V128H246ZM10 128L8 127V130L6 131L7 133H8V131L10 130ZM16 128H17V127H15V129H16ZM33 128H34V126H33ZM36 128H37V130H38L39 127L37 126ZM36 128H34L35 131H37ZM41 128H43V127H42V124H41ZM55 128H57V127H55ZM55 128H54V129H51V130L55 131V130H56ZM69 128H68V130H69ZM74 128H73V129H74ZM94 128H95V127H94ZM97 128H95L94 130H98V131H99V130L101 129L100 127H99V129H97ZM107 128H109V127L107 126ZM112 128H113V127H112ZM129 128H130V127H129ZM146 128H147V126H146ZM198 128H199V127H198ZM213 128H214V126L212 127V130H214ZM247 128H248V131H249L250 128H249V127H247ZM257 128H258V127H257ZM1 129H3V130L1 131L2 134H3V133H4L3 131H5V130H4L5 128L2 127ZM1 129H0V130H1ZM6 129H7V128H6ZM15 129H13L12 132H15V131H16ZM17 129H18V128H17ZM59 129H61V128L59 127ZM104 129H105V128H104ZM104 129H103V130H104ZM115 129H116V128H115ZM134 129H135V128H134ZM155 129L157 130V128H155ZM221 129H222V127H221ZM235 129H236V128H235ZM235 129H234V130H235ZM243 129H244V128H243ZM252 129H251V130H252ZM258 129H259V128H258ZM14 130H15V131H14ZM21 130L18 129V131H21ZM24 130H23V132H20V133H22L21 135H20L19 132L17 131L20 137H21L22 135H23V137H24V134H26V133H24L26 130H25V131H24ZM34 130H32V132H30V134H28L29 132L27 131V134H26L25 136L28 138V136H30L31 133H32V136H33L34 134L37 135V133L39 134L38 131H37V133H35ZM43 130L41 129V130H39V131L42 132ZM64 130H67V129L64 128ZM68 130H67V131H68ZM70 130H69V131H70ZM75 130H77V129H75ZM85 130H86V129H85ZM94 130H93V131H94ZM107 130H108V129H107ZM107 130L105 129V131H107ZM122 130H123V129H122ZM127 130H128V128H127ZM127 130H126V131H127ZM142 130H143V129H141V131H142ZM160 130H161V132L165 131L164 129H163V131H162V127H161ZM176 130H177V128H176ZM176 130H175V131H176ZM182 130H183V129H182ZM186 130H187V129H186ZM186 130H185V131H186ZM193 130H194V129H193ZM197 130H198V129H197ZM212 130H211V131H212ZM231 130H233V129L231 128L229 131H231ZM10 131H11V130H10ZM46 131H47V130H45V132H46ZM49 131H50V130H48V132H49ZM88 131L90 132V129H88V130L85 131V132H88ZM105 131H104V132H105ZM111 131H112V133H113V130H111ZM138 131H139V130H138ZM141 131H140V132H141ZM167 131H168V130H167ZM167 131H165V133H167ZM195 131H196V130H195ZM195 131H193V133H194ZM203 131H204V129H203ZM215 131L218 132V131H217V127H216ZM229 131H227V132L230 133ZM252 131H253V130H252ZM259 131H260V129H259ZM263 131H264V127H263ZM263 131L261 130V132H263ZM6 132H5L3 135H6V134H7ZM12 132H11V136H12ZM41 132H40V135H41L40 137L45 138V136H46V138H45V139H42V141L45 142L46 139L49 140V139H48V136H47L48 134L45 135V132H44V131H43L42 133H41ZM64 132H66V131H64ZM70 132H73V130H71ZM70 132H67V133H65V134H69V135L74 134V133L71 134ZM75 132L79 133L78 130L75 131ZM85 132H84V131H83V133L80 132L79 134H81V135L75 133L76 135H74V137L76 136L77 139H76V138H74V139H75V140H78V141H81L82 139L79 140V138H81V137L78 138L77 135L84 137V141H82V142H83V144L85 145L86 143H88V142L85 140V138L88 137V135H86ZM94 132H95V135H96V134H97L96 131H94ZM116 132H118V131H116ZM116 132H115V133H116ZM142 132H143V131H142ZM142 132H141V133H142ZM147 132H148V131H147ZM155 132H156V131H155ZM176 132H177V131H176ZM183 132H184V131H183ZM188 132H189V131H188ZM199 132H201V130L198 131V133H199ZM206 132L208 133L209 130L206 131ZM216 132H213V133H216ZM221 132H223V131H220V134H219V135H221L220 137H222V140L218 137L219 135H218V136H217V134H216V135L214 134V135H215L216 137H218L221 141H224V140H223L224 138H223ZM232 132H233V131H232ZM240 132L243 133V130L240 131ZM245 132L248 133V132H247V129H246V131H245V129H244V133H243L244 135L246 134ZM255 132H256V131H254V134H253V135H255ZM9 133H10V132H9ZM15 133H16V132H15ZM23 133H24V134H23ZM43 133H44V134H43ZM46 133H47V132H46ZM107 133H108V131H107ZM112 133H111V134H112ZM123 133H124V132H123ZM135 133H136V132H135ZM145 133H146V132H145ZM145 133H144V134H145ZM158 133H160V132H158ZM158 133H157V134H158ZM165 133H164V134H165ZM179 133H180V132H179ZM181 133H182V132H181ZM201 133H202V132H201ZM236 133H237V132H236ZM242 133H240V134H242ZM256 133H257V135H258L260 132H256ZM263 133H264V132H263ZM16 134H17V133H16ZM16 134H15V135H16ZM18 134H17V136H18ZM82 134H83V135H82ZM91 134L94 135V133L91 132V133L89 134V136H90ZM126 134H127V132H126ZM137 134H138V133H137ZM153 134H154V133H153ZM153 134H152V136H153ZM191 134H192V133H191ZM191 134H189V135H191ZM196 134H197V133H196ZM204 134H205V133H204ZM208 134H209V135H207V138H206L205 140H207L208 137L210 136V133H208ZM243 134H242V135H243ZM249 134L252 136V133L249 132ZM0 135H1V133H0ZM8 135H9V134H8ZM8 135L5 136L4 138L7 139ZM35 135H34V137H35ZM44 135H45V136H44ZM84 135H86L87 137L84 136ZM93 135H92V136H93ZM100 135H101V134H100ZM107 135H108V134H107ZM113 135H114V134H113ZM115 135H116V134H115ZM118 135H120V134H118ZM118 135H117V137H118ZM135 135H136V134H135ZM138 135H139V134H138ZM145 135H146V134H145ZM160 135H161V133H160ZM168 135H169V134H167L166 136H168ZM182 135H183V134H182ZM185 135H186V134H185ZM198 135H199V137H201L200 134H198ZM205 135H206V134H205ZM231 135H232V137H233L234 134H233V133H232V134L230 133V136H231ZM250 135H248V139L246 140V142H245L244 140H245L247 137L244 136V138H245V139L243 138L244 140L241 138V135H240V137H239V140L242 139V140L247 144V146H246V144H243V145H245L246 147H248V142H249V136H250ZM257 135L254 136V137H257L258 140H259V136H257ZM9 136H10V135H9ZM13 136H14V135H13ZM17 136H15V141H14V143H15V142L18 143V141L21 142V139H22V138H21L20 140H19V139L16 140V137H17ZM32 136H31V138H30V141L28 140L29 138L27 139V138L25 137L26 141H28V142L31 143V139H33ZM105 136H106V135H105ZM108 136H109V135H108ZM123 136H127V135L124 134ZM139 136H140V135H139ZM139 136H137V138H138ZM141 136H142V135H141ZM147 136H149V135H147ZM150 136H151V132H150ZM150 136H149V138H150ZM162 136H164V135H161V137H162ZM166 136H165V137H166ZM170 136H171V135H170ZM176 136H177V135H176ZM193 136L195 137V135H193ZM193 136L191 135V137H193ZM202 136H203V138H204V135H202ZM212 136H213V135H212ZM230 136H228V137L230 138V139H229V143H230V140H231V137H230ZM234 136H235V135H234ZM236 136H237V135H236ZM238 136H239V135H238ZM246 136H247V135H246ZM251 136H250V137H251ZM262 136H264V134H260V137H262ZM2 137H3V136H2ZM20 137H19V138H20ZM37 137H39V136H37ZM69 137H72V138H73V135H72V136H69ZM94 137L96 138V136H93V138L91 139V141L94 139V140L97 142L96 139H99V138H96V139H95ZM97 137H100V138H101V136H97ZM110 137H113V138H114V136H110ZM120 137H122V135H120ZM120 137H119V138H120ZM130 137H131V136H130ZM154 137H155V139H156V136H154ZM158 137H159V136H158ZM165 137H163V138H165ZM168 137H169V136H168ZM168 137H167V138H168ZM186 137H187V135H186ZM196 137H197V136H196ZM213 137H214V136H213ZM213 137H212V138H209V139L213 141V140H214ZM252 137H253V136H252ZM252 137H251V138H252ZM9 138H10L9 142L12 143V141L14 140V137H12L13 140H11V137H9ZM35 138H36V137H35ZM35 138H34V139H35ZM65 138H66V139H65ZM67 138H68L67 135H66V137L64 136V139H65L66 141H67ZM90 138H91V137H89L88 140H90ZM102 138L104 139V136H103ZM105 138H106V137H105ZM119 138H118V139H119ZM145 138H146V137H145ZM145 138L143 137V139H145ZM181 138H182V137H181ZM203 138H202L200 141L203 142ZM234 138H235V137H234ZM234 138H233V139H234ZM240 138H241V139H240ZM257 138H256V140H257ZM25 139H22V140H24V141H22V143H23L24 145L28 143V142H25ZM36 139H37V138H36ZM70 139H71V138H70ZM70 139H68V141L65 142V144H70V143H69V142H70ZM74 139H72L71 141H72V142L75 141ZM108 139H110V138H108ZM121 139H122V138H121ZM123 139H124V138H123ZM123 139H122V141H124ZM126 139H127V138H126ZM141 139H142V138H141ZM141 139H139V140H141ZM150 139H151L153 142H156V140L154 141V138H153V139L150 138ZM160 139H161V138H160ZM170 139H171V138H170ZM172 139H173V138H172ZM192 139H193V138H192ZM216 139H217V138H216ZM219 139H218V140H219ZM227 139H228V138H227ZM252 139H253V138H252ZM2 140H4V139H1V141H2ZM47 140H46V143H47ZM94 140L92 141V143L95 142ZM119 140H120V139H119ZM165 140H166V139H165ZM165 140H164V141H165ZM182 140H183V139H182ZM193 140H195V139H193ZM235 140H236V139H235ZM235 140H234V141H235ZM242 140H241V141H242ZM256 140H255V142H256ZM260 140H262V139H260ZM1 141H0V143H1ZM4 141H5V144L7 145V149H9V150L11 149V146H12V149L14 148V150H15L16 148H18V149L20 150V149L22 148V146H24V145L22 144V145H20V146H21V148H20V147L18 146V144H17V147H13V144H14V143H13V144H10V145H11L10 147H8L9 142H8L7 140H4ZM6 141H7L8 143H6ZM37 141H38V140H37ZM91 141H89V143H88V144H89V148H91V146H90ZM103 141L105 142V141H107V139H106V140H103ZM127 141H129V140H127ZM137 141H138V140H137ZM137 141H136V142H137ZM149 141H150V140L148 139V140L145 141V142H147V143H149V144L152 143L151 141H150V142H149ZM160 141H161V140H160ZM160 141H157V142L159 143ZM166 141H167V140H166ZM173 141H175V140H173ZM185 141H186V139H185ZM187 141H188V137H187ZM189 141H190V140H189ZM215 141H216V140H215ZM226 141L228 142V140H226ZM252 141H253V140H250L251 143H252ZM263 141H264V140H263ZM76 142H77V141H76ZM82 142H81V144H82ZM84 142H86V143H84ZM98 142H99V140H98ZM100 142H102V141H100ZM104 142H103V143H104ZM116 142H117V141H116ZM161 142H163V141H161ZM161 142H160V143H161ZM168 142H169V141H168ZM168 142H167V143H168ZM170 142H171V141H170ZM170 142H169V143H170ZM180 142H181V141H180ZM182 142H183V141H182ZM195 142H196V140H195ZM197 142H199L198 139H197ZM197 142H196V143H197ZM204 142H205V141H204ZM208 142H209V146H211L210 144H212V142H210V141L207 140L206 143H208ZM231 142H233V141H231ZM237 142H238V141H237ZM237 142L235 141V143H237ZM255 142L253 141V143H255ZM258 142H259V141H258ZM258 142H256V143H258ZM3 143H4V142H3ZM32 143H33V142H32ZM34 143H35V142H34ZM37 143H41L42 146H39L38 144H36L35 146H37V147H38V146L41 147V149H40L39 147H38V148L42 151V147H43V144H44V143H42L41 141H38ZM118 143H120V141H119ZM127 143H128V142H127ZM165 143H166V142H165ZM173 143H174V142H173ZM183 143L185 144V142H183ZM206 143H205V144H206ZM216 143H217V142H216ZM223 143H224V142H223ZM229 143H228V144H229ZM256 143H255V145H256ZM263 143H264V142H263ZM1 144H2V143H1ZM1 144H0V145H1ZM73 144L75 145L76 143L73 142ZM73 144H70V145H72V147H74V148H75V147H77V148H78V147H81L80 143H79L80 146H76V145L74 146ZM77 144H78V142H77ZM83 144H82V145H83ZM95 144H96V143H94V145H95ZM97 144H98V148H100V150H101V149H104V148H101L102 145H99V143H97ZM104 144H105V143H104ZM108 144H109V143H108ZM108 144H107V145H108ZM139 144H140V142H139ZM139 144H138V145H139ZM143 144H144V142L142 143V145H143ZM170 144H171V143H170ZM176 144H177V143H176ZM176 144H175L174 146L170 145L171 148H172V147L175 148ZM201 144H203V143H201ZM201 144H200V145H201ZM205 144H204L203 146H205ZM213 144H214V143H213ZM213 144H212V145H213ZM218 144H219V142H218ZM218 144H217V145H218ZM233 144H234V142H233ZM249 144H250V143H249ZM258 144L260 145L261 142H259ZM6 145H5V146H6ZM27 145H29V143H28ZM31 145H32V146H31ZM31 145H29V146H24L25 148H27V147L29 148L30 146L32 147V148H30V149H32V153H33V154L30 153L32 156L28 154L29 157H33V155H34V150H33V145H34V144H31ZM45 145H46V144H45ZM84 145H83V146H84ZM91 145H93V144H91ZM94 145H93V146H94ZM107 145H106V146H107ZM126 145H127V144H126ZM151 145H152V144H151ZM151 145H150V148H151ZM185 145H187V143H186ZM190 145H192V143H191ZM200 145H199V146H200ZM217 145H215V146H217ZM238 145H239V144H237V146H238ZM251 145H252V144H251ZM251 145H250V147H251ZM255 145H252V147L255 146ZM262 145L264 146V144H262ZM15 146H16V144H15ZM35 146H34V148H35ZM60 146H61V145H60ZM66 146H67V145H66ZM66 146H65V148H66ZM83 146H82V147H83ZM93 146H92V148L90 149V150H92V151H94L95 148L97 147V146L95 145L96 147L94 146L95 148H93ZM99 146H100V147H99ZM115 146H116V145H115ZM139 146H140V145H139ZM148 146H149V145H146L147 148H148ZM177 146H178V145H177ZM187 146H188V145H187ZM187 146H186V147H187ZM199 146H198V149H199ZM215 146H214V147H215ZM220 146H221V145H219V148H220ZM227 146H228V145H227ZM232 146H235V144L232 145ZM237 146H236V147H237ZM2 147H3L4 151H2ZM2 147H1V151H2V154H3V153H5V148H4V146H2ZM37 147L35 148V150L38 149ZM63 147H64V146H63ZM63 147H61V149H63ZM72 147H71L70 150L67 149V148H66V149L64 148V149H65L66 152L70 151V152H69V154H70L71 151H72ZM82 147H81V148H82ZM86 147L88 148L87 144L85 145V149H87ZM103 147H105V146L103 145ZM124 147H126V146H124ZM124 147H123V148H124ZM134 147H135V146H134ZM137 147H138V146H137ZM143 147H144V146H143ZM161 147H162V146L160 145V148H161ZM178 147H179V146H178ZM181 147H182V145L180 146V149H181ZM190 147H191V146H190ZM200 147H202V145H201ZM206 147H207V144H206ZM206 147H205V148H206ZM221 147L224 148V146H221ZM236 147H235V148H236ZM242 147H244V146H242ZM259 147H260V146H259ZM259 147H258L257 149H259ZM28 148H27V150H28ZM59 148H60V147L57 148V151H58V150L62 151V150L59 149ZM68 148H70V147L68 146ZM74 148H73V149H74ZM89 148H88V149H89ZM98 148H97V149H98ZM106 148H108V147H106ZM106 148H105V149H106ZM110 148H111V147H110ZM150 148H149V149H150ZM152 148H153V146H152ZM155 148L157 149V145H156ZM162 148H164V146H163ZM168 148H170L169 145H168ZM168 148H167V145H166V148H164V150H162V152L165 151V149H166L167 152H168V151L170 152V149H171V148H170V149H168ZM195 148H196V147H194L193 149H195ZM209 148H210V147H209ZM211 148H213V146H211ZM211 148H210V149H211ZM219 148H218V149H219ZM225 148H226V147H225ZM225 148H224V150H225L226 152H223L224 155H225V153H227V150H226L227 148H226V149H225ZM233 148H234V147H233ZM238 148H240V149H238ZM238 148H237L238 150L236 149V151H239V150H240L239 152H241V151L243 150L242 152H244V151L246 152V150H247V151L249 152L248 155L251 154V151H249L248 148H247L246 150L244 149L245 147H244V148H241V146H238ZM261 148L263 149L264 147L261 146ZM12 149H11V150H12ZM18 149H17L16 151H18ZM22 149H23V148H22ZM22 149H21V150H22ZM39 149H38V150H39ZM44 149H46V147H43V150H44ZM64 149H63V150H64ZM82 149H83V148H82ZM85 149H84V151L81 150V151H83L82 154L86 151ZM88 149H87V153H86V152H85V153L88 154L89 156H88V155L86 156V154L84 153V154H85V155H84V158H88V157H90V155H91V157H92L93 152H92V154H91V153H88V151H89ZM93 149H94V150H93ZM97 149H96V150H97ZM105 149H104V150H105ZM118 149H119V148H118ZM118 149H117V150H118ZM141 149H142V148H141ZM141 149H140V150H141ZM144 149H145V148H144ZM156 149H155V151H157L156 153H159L158 150H156ZM183 149H184V148H183ZM185 149H186V148H185ZM185 149H184V151H185ZM188 149H189V146H188ZM190 149H191V148H190ZM190 149H189V150H190ZM193 149H191V152H190V153H193V152H192ZM198 149H196V150H198ZM200 149H201V148H200ZM210 149H209V151H211ZM213 149H215V148H213ZM249 149H252V150H253V148H249ZM254 149H256V148H254ZM257 149H256V150H257ZM262 149H261V150H262ZM9 150H8V151H9ZM11 150H10V152H9L10 155H11ZM14 150H13V151H14ZM38 150H37V151H38ZM67 150H68V151H67ZM75 150H76V148H75ZM77 150H78V149H77ZM77 150H76V151H77ZM123 150H124V149H123ZM175 150L180 152V150H178V148H176ZM175 150H174V151H175ZM186 150H187V149H186ZM189 150H187V151L189 152ZM202 150H203V151H201V152H204V151L207 152L206 149L204 150V148H203ZM220 150H221V149H219L218 151H220ZM228 150H229V149H228ZM231 150H232V149H231ZM231 150H230V152H231ZM256 150H255V151H256ZM259 150H260V149H259ZM8 151H7V154H8ZM13 151H12V152H13ZM25 151H26V149L23 150L24 155H25ZM28 151H29V150H28ZM37 151H35V152H37ZM60 151H59V152H60ZM76 151H75V152H76ZM79 151H80V149H79ZM107 151H108V150H107ZM149 151H151V150H149ZM176 151H175V152H176ZM187 151H185L184 155L187 153ZM215 151H217V150L215 149L213 152H215ZM222 151H223V150H221V152H222ZM232 151H233V150H232ZM262 151H263V150H262ZM20 152H21V151H20ZM42 152H44V151H42ZM100 152H101V151L97 152V154L99 153V155H100V157H101ZM102 152H103V151H102ZM105 152H106V150H105ZM105 152H104L103 154H105ZM137 152H138V151H137ZM152 152H153L154 156H156L154 150H153ZM152 152H151V153H152ZM162 152H160V153H162ZM169 152H168V153H169ZM171 152H173V149H172ZM171 152H170V154H172V155L175 154V153H171ZM179 152H178V153H179ZM182 152H183V150L181 149V153H182ZM195 152H200V151H194V153H195ZM211 152H212V151H211ZM228 152H229V151H228ZM230 152H229V153H230ZM242 152H241L240 154H242ZM245 152H244V153H245ZM37 153H38V152H37ZM40 153H41V152H40ZM56 153L58 154V152H56ZM56 153H55V154H56ZM76 153H77V152H76ZM78 153L80 154V152H78ZM112 153H113V152H112ZM117 153H118V152H117ZM140 153H141V152H140ZM145 153H147V152H145ZM148 153H149V152H148ZM160 153L157 154V155L160 156ZM207 153H208V154H207ZM207 153H206V154L204 153V154H205V155H209V152H207ZM234 153H235V155H240V154L236 153L235 151H233V154H234ZM244 153H243V154H244ZM255 153L258 154V156H259L260 151H259V152L257 151V152H255ZM263 153H264V152H263ZM13 154H15V152H13L12 155H13ZM57 154H56V155H57ZM61 154L63 155V154H66V153H65V152H63V153L61 152L59 155H61ZM69 154H68L67 157H66V156H63V157H65V158H62L61 161H63L64 159L67 161L66 158L72 156V155L70 156ZM82 154H81L82 157H80V158L78 157L79 160L83 158V155H82ZM94 154H96V153H94ZM94 154H93V156H94ZM113 154H114V153H113ZM163 154H164V153H163ZM170 154H169V155H170ZM176 154H177V153H176ZM176 154H175V158H176ZM179 154H180V153H179ZM179 154L177 155L178 157H179ZM197 154H199V153H197ZM197 154H196V155H197ZM204 154H203V155H204ZM216 154H218V153H216ZM233 154H232V155H233ZM243 154H242V155H243ZM246 154H247V153H246ZM253 154H254V152L252 153V155H253ZM256 154H255V155H256ZM261 154H262V152H261ZM59 155H58V156H59ZM108 155H110V154H108ZM108 155H107V156H108ZM114 155H115V154H114ZM132 155H135V152L132 153ZM132 155H130V156H132ZM137 155H140V154H137ZM141 155H142V154H141ZM167 155H168V154H167ZM192 155H193V154H192ZM199 155L201 156L202 154H199ZM199 155H198V156H199ZM203 155H202V156H203ZM214 155H215V153H214ZM214 155H211V156H213V159H214ZM219 155H220V152H219ZM219 155H217V156L215 155V157H217V158H215V159H219V158L221 157L222 154H221L220 156H219ZM230 155H231V154H228V156H230ZM232 155H231V156H232ZM244 155H245V154H244ZM262 155H263V154H262ZM262 155H260V156H262ZM3 156H4V155H3ZM5 156H7L6 153H5ZM28 156L26 155V158H28ZM58 156H57V157H58ZM85 156H86V157H85ZM102 156H103V155H102ZM118 156L120 157V159H119V160H120L119 163H118V164H117L112 170H111V169L109 170V171L111 172V174H110L108 177H109V178H112V180H113L115 177H117V176L119 177L120 175H123V174L125 175V174H127L126 170L129 169V165L132 167V169H134L135 167L138 166V167H137V168H138V169H137V170H138L137 172H136L135 170H129V171H133V172L135 171L136 174H133V172H130L132 175H137V173L140 175V174H144V172H146V169H144V168H139V163H137V161L135 160L136 158L134 159L133 162H131V161H130L131 163L128 162V163H129L128 168H125V164L122 163V162H125V161H126V160H125V158H126L125 153L120 154V152H119V155H118ZM151 156H152V154H151ZM154 156H153V157H154ZM158 156H157V157H158ZM161 156H162V155H161ZM161 156H160V159H161ZM180 156L182 157V159H184V158H183L184 156H182L181 154H180ZM189 156H190V154H189ZM193 156H194V155H193ZM198 156H194V157H197V158H198ZM260 156H259V157H260ZM263 156H264V155H263ZM263 156H262V157H263ZM1 157H2V156H1ZM11 157H12V156H11ZM60 157H61V156H60ZM91 157H90V159H92ZM100 157L97 156L95 159L98 158V160H99ZM104 157L106 158V155H105ZM108 157H109V156H108ZM110 157H111V155H110ZM128 157H129V156H128ZM142 157H143V156H142ZM146 157H147V156H146ZM157 157H154V158L157 159ZM165 157H166V154H165ZM168 157H169V156H168ZM168 157H166V158L168 159ZM170 157H171V156H170ZM181 157H179V159H180ZM185 157L187 158L186 155H185ZM208 157H209V156H208ZM218 157H219V158H218ZM222 157H223V156H222ZM222 157H221V158H222ZM226 157H227V156H226ZM232 157H233V156H232ZM247 157H248V156L245 155L244 158H246V160H247ZM251 157L255 158V160H258V159H256V156H251ZM12 158H13V157H12ZM12 158H10V159H12ZM71 158H72V157H71ZM71 158H70V159H71ZM74 158H75V159H74ZM74 158H72V159H74V160L71 159V161H73V162H74V161H78V159H77L76 157H74ZM84 158H83V161H84ZM93 158H94V157H93ZM105 158H103V159H105ZM111 158H112V157H111ZM154 158H153V159H154ZM186 158H185V159H186ZM191 158H192V156H191ZM197 158H194V159L196 160ZM205 158H207V157L205 156L204 159H205ZM210 158H211V157H210ZM229 158H230V157H227V158H225V159H227V161H228ZM235 158L237 159L238 157L235 156ZM235 158H234V159H235ZM248 158H250V156H249ZM70 159H68V160H70ZM107 159H108V158H107ZM138 159H140V158H138ZM147 159H148V158H147ZM149 159H150V158H149ZM158 159H159V158H158ZM158 159H157V160H158ZM163 159H164V156H163ZM176 159H177V158H176ZM189 159H190V158L188 157L186 160H189ZM192 159H193V158H192ZM199 159H202V157H200ZM225 159L222 158V160H221L222 162L220 161V159H219V160H216V161H214V163L217 162V161H218V162L220 161L221 163H223L224 161H226ZM230 159H231V158H230ZM230 159H229V162H230L233 158H232L231 160H230ZM236 159H235L234 161H236ZM250 159H251V158H250ZM259 159H260V158H259ZM263 159H264V158H263ZM88 160H89V159H88ZM88 160H87V161L85 160V161L87 162L86 164H88ZM100 160H102V159H100ZM108 160H109V159H108ZM114 160H115V159H114ZM129 160H131V159H129ZM129 160H128V161H129ZM144 160H145V159H144ZM161 160H162V159H161ZM161 160H160V161H161ZM177 160H178V159H177ZM180 160H181V159H180ZM180 160H178V161H180ZM186 160H184L185 162L183 161L184 164H186ZM206 160L209 161L208 159H206ZM223 160H224V161H223ZM237 160H238V159H237ZM239 160H241V161H238V162L246 163V160H245V159H244V161H242V159L239 158ZM260 160H261V159H260ZM260 160H259V161H260ZM66 161H65V163H66ZM71 161H70V163H71ZM83 161L81 160L82 163H83ZM91 161L93 162V160H91ZM95 161H96V160H95ZM106 161H107V160H106ZM106 161H105V163H107ZM109 161H110V160H109ZM109 161H108V162H109ZM112 161H113V160H112ZM112 161H110V162H112ZM115 161H117V160H115ZM148 161H150V160H148ZM148 161H147V162H148ZM154 161L156 162L155 159H154ZM162 161H163V160H162ZM164 161H165V160H164ZM171 161H172V159H171ZM175 161H176V160H175ZM196 161H197V160H196ZM199 161H200V160H199ZM199 161H198V162H199ZM201 161H202V160H201ZM207 161H203V162H204L203 165H204L205 162H207ZM234 161H233V160L231 161V162H233V165L237 163V162H234ZM247 161H249V160H247ZM250 161H251V160H250ZM5 162H7V166H9V165H8V162L10 163V161H4V164H6ZM14 162H15V161H14ZM81 162L78 161V163H81ZM110 162H109V163H110ZM188 162L191 163L190 161H188ZM210 162H211V161H209V163H207V165H208V164H212V165H213V163H210ZM218 162H217V163H218ZM220 162H219V163H220ZM229 162H228V163H229ZM252 162H253V160H252ZM1 163H2V162H0V164H1ZM68 163H69V162H68ZM75 163H76V162H75ZM82 163H81V165L85 164V163H83V164H82ZM98 163L100 164V163H102V162H98ZM105 163L102 164V165H105ZM128 163H127V164H128ZM153 163H154V162H153ZM163 163H165V162H163ZM163 163H162V164H163ZM170 163H171V162L169 161V164H170ZM172 163H174V162H172ZM193 163H195V161H194ZM193 163H191L192 166H193ZM219 163L216 165L217 167H218V165H221V163H220V164H219ZM228 163H226V164H228ZM243 163H242L241 165H243ZM249 163H251V162H249ZM254 163H256V161H255ZM258 163L261 164L262 161H261V162H258V161H257V164H256V165L253 164V163H251L250 166H249V164H248V163H247V164H248L249 167H251L252 164L256 167L257 165H259ZM263 163H264V162H263ZM4 164H2V166H3ZM71 164H72V163H71ZM73 164H74V163H73ZM76 164H77V163H76ZM76 164H74L75 169H76V166H77ZM86 164H85V165H86ZM127 164H126V166H127ZM146 164H147V163H146ZM184 164H182V162H181V167H182ZM197 164H199V163H197ZM197 164H196V166H197ZM224 164H225V162H224ZM224 164H223V165H224ZM229 164H230V163H229ZM229 164H228V165H229ZM15 165H16V164H15ZM63 165H64V164H63ZM67 165H68V164H67ZM92 165H94V164L92 163ZM102 165H101V166H102ZM150 165H151V164H150ZM152 165H153V164H152ZM154 165H155V163H154ZM154 165H153V166H154ZM157 165H159V163H158ZM187 165H188V164H187ZM189 165H190V164H189ZM191 165H190L189 167H192ZM201 165H202V164L198 165V167H201ZM207 165H206V167H207ZM212 165H209V166H211V168H212V167H213V168L216 167V166H212ZM214 165H215V164H214ZM233 165L231 164L232 167H234ZM239 165H240V163H239ZM241 165H240V166H241ZM261 165H262V164H261ZM263 165H264V164H263ZM7 166H6V167H7ZM58 166H59V165H58ZM69 166H70V164H69ZM86 166H87V165H86ZM86 166H83V167H86ZM98 166H99L98 164H97V166H96V164H95V167H96V168H97ZM147 166H149V165L147 164ZM147 166H146V167H147ZM159 166H160V165H159ZM165 166H167V165H165ZM221 166H222V165H221ZM221 166H219L218 168H215V170H216V169H217L216 171L221 170V169H220ZM226 166H227V165H225V166L222 167V170H221V171H222V172L224 171L223 173H226V171H228V170L230 169V168H229L228 170H225L224 167L226 168ZM244 166H245V164H244ZM4 167H5V166H4ZM67 167H68V166H67ZM80 167H82V166H80ZM80 167H79V170L81 169ZM91 167H92V166H91ZM104 167H105V166H104ZM163 167H164V165H163ZM163 167H162V168H163ZM173 167H174V166H173ZM186 167H187V166L185 165V168H186ZM203 167H204V166H203ZM203 167H201V168H203ZM246 167H247V166H246ZM246 167H245V168H246ZM257 167H260V166H257ZM261 167L264 168L263 166H261ZM9 168H10V166H9ZM59 168H61V167H58V169H59ZM71 168H72V171H73L74 168H73V167H71ZM88 168H90V167L88 166V167L83 168V169H84V170H88ZM150 168H151V167H150ZM154 168H155V166H154ZM174 168H175V167H174ZM192 168L195 169L196 167L194 166V167H192ZM201 168H198V170H200ZM208 168H209V167L205 168V170L208 169ZM236 168L239 170L238 167H235V169H236ZM243 168H244V167H243ZM7 169H8V168H7ZM77 169H78V168H77ZM100 169H101V167H100ZM102 169H103V168H102ZM156 169H157V167H156ZM193 169H192V170H193ZM196 169H197V168H196ZM235 169L233 170V168H232V170H233L232 172H234ZM247 169H248V167H247ZM251 169L253 170V169H255V168L252 166V168H250V169H248V170H251ZM81 170H82V169H81ZM98 170H99V169H98ZM172 170H173V168L170 169V170H168V171H172ZM175 170H176V168H175ZM175 170H173L172 172H174ZM177 170H178V172H179L180 169L177 168ZM202 170H203V169H202ZM208 170H209V169H208ZM212 170H214V169H211V171H212ZM238 170H237V171H238ZM241 170H242V169H240L238 172H240ZM248 170L245 169V171H247V172H245V173H244V172H240V173H243L242 175H245V174L248 173V172L250 173V171H248ZM252 170H251V171H252ZM259 170L262 171V173H258V174H261L260 177L264 176V173H263V172H264V171H263L264 169H261V168H260ZM60 171L63 172V170H61V169L59 170V172H60ZM76 171H77V170H76ZM89 171H90V169H89ZM105 171H107V170H105ZM141 171H144V172H143V173H140ZM156 171H158V170H156ZM162 171H164V170L162 169ZM162 171H161V172H162ZM180 171H181V170H180ZM187 171H188V172H187ZM189 171H191V170H186L187 173H186V172H184V173L189 175V174H190ZM194 171H195V170H194ZM206 171H207V170H206ZM221 171H220V172H221ZM230 171H231V170H230ZM230 171H228V172H229L228 174H230ZM254 171H255V170H254ZM254 171H253L252 173H253L254 176L256 175V177H257L258 175H257L256 172H259V171H258V168L256 169L255 172H254ZM62 172H60V173L62 174ZM70 172H71V171H70ZM80 172H81V171H80ZM90 172L93 173L92 170H91ZM107 172H108V171H107ZM125 172H126V173H125ZM164 172H165V171H164ZM172 172H171V173H172ZM178 172H177V175H180V174H178ZM181 172H183V171H181ZM181 172H180V173H181ZM191 172H193V171H191ZM200 172L202 173V175H204V174L206 173V172L204 171L205 173L203 174V171H201V170L199 171V173H200ZM207 172H209V171H207ZM212 172H213V171H212ZM222 172H221V173H222ZM232 172H231V173H232ZM77 173H79V172H77ZM81 173H84V172L82 171ZM85 173H86V171H85ZM85 173H84L83 175H87V173H86V174H85ZM88 173H89V172H88ZM95 173H96V171H95ZM101 173H102V172H101ZM128 173H129V172H128ZM157 173H158V172H157ZM167 173H168V172H167ZM167 173H166V174H167ZM175 173H176V171H175ZM184 173H183V175H182V173H181V176H182V177H181V176H180V177H181V178H184L185 180L183 179V181H181V180L178 179L179 181L176 180V182H177V181H178V182L181 181V182H182L181 184L184 185L183 182L188 181V179H190V178H185V177H184V176H185ZM197 173H198V171H197ZM213 173H214V172H213ZM240 173H239V174H240ZM249 173L246 174V175H250V174H251V173H250V174H249ZM64 174H65V173H64ZM64 174H62V175H64ZM66 174H67V173H66ZM66 174H65V175H66ZM98 174H99V173H98ZM98 174H96L95 176H97ZM105 174H107V173L105 172ZM105 174H104V175H105ZM108 174H109V173H108ZM160 174H162V173H160ZM168 174H169V173H168ZM172 174H174V173H172ZM206 174H207V173H206ZM234 174H237V172L233 173V175H234ZM262 174H263V175H262ZM65 175H64V177H65ZM71 175H73V174H71ZM76 175H77V174H76ZM129 175H130V174H129ZM132 175H130L129 177L131 178ZM146 175H147V174H146ZM164 175H165V174H164ZM177 175H174V177L176 178ZM188 175H187L186 177H190V176H188ZM191 175H192V173H191ZM193 175H194V174H193ZM196 175H197V174H196ZM198 175H199V174H198ZM200 175H201V174H200ZM207 175H208V174H207ZM214 175H215V174H214ZM66 176H67V175H66ZM100 176H101V175H100ZM125 176H126V175H125ZM125 176H124V177H125ZM147 176H148V178H147V179H144L145 177H144V175H143V177H144L143 179L148 181L151 177L149 178V174H148ZM166 176H167V175H166ZM229 176H230V175H229ZM254 176H253V177H254ZM74 177H75V176H74ZM77 177H78V176H77ZM77 177H75V178H77ZM79 177H80V176H79ZM79 177H78V178H79ZM97 177L99 178L98 180H99V183H100V180H103V179H102V178L100 179L99 176H97ZM104 177H106V175H105ZM121 177H122V176H121ZM121 177H120V178H121ZM129 177H128V174H127V178H128V179H129ZM136 177H138V175H137ZM140 177H141V176H140ZM159 177L162 178V175L159 176ZM178 177H179V176H178ZM191 177L194 178V176H191ZM200 177H201V179L203 180L202 176H200ZM216 177H217V176H216ZM216 177H215V178H216ZM78 178H77V179H78ZM86 178H87V177H86ZM88 178H89V177H88ZM88 178H87V179H88ZM94 178H95V177L93 176V179H94ZM122 178H123V177H122ZM133 178H135V177H133ZM153 178H154V176H153ZM153 178H152V179H153ZM156 178L158 179V177H156ZM165 178H166V177H165ZM165 178H162V179H165ZM169 178H170V176H169ZM169 178H168V179H169ZM175 178L173 179V181L175 180ZM193 178H192V180L190 179V181H191V182L189 181L190 183H192L193 180L196 181V179H193ZM196 178H197V177H196ZM211 178H212V177H211ZM218 178H219V177H217V179H218ZM254 178H255V177H254ZM254 178H253V179H254ZM84 179H85V178H84ZM87 179H86V180H87ZM91 179H92V178H91V176H90L89 180H87V181H88V182H89V181H92ZM95 179H97V178H95ZM95 179H94V181H95ZM125 179H126V177H125ZM128 179H126L125 181H127ZM139 179H141V178H139ZM157 179H156V180H157ZM166 179H167V178H166ZM198 179H199V177H198ZM205 179H206L205 181H207V182H208V181L211 182V180H212V179L210 180L209 178H208V180H207V178H205ZM222 179H223V178H222ZM222 179H221V181L218 180V182L223 184V181L226 180V179H224L223 181H222ZM234 179H235V178H234ZM248 179H250V178H247V180H248ZM80 180H81V179H79L78 181H80ZM98 180H97V181H98ZM107 180H108V178H107ZM115 180H116V181H119V179H118V180L115 179ZM115 180H114V182H115ZM202 180H201V181H202ZM214 180H215V179H214ZM214 180H213V182H214ZM227 180H229V179H227ZM236 180H237V179H235V180H233V181H228V183L231 182V184H234V181H235L236 184H237V183H240V182H236ZM259 180H261V178H259ZM259 180L255 181V182H258ZM45 181H46V179H45ZM81 181H82V180H81ZM84 181H85V180H84ZM84 181H83V183H84V185H85L86 183H85ZM94 181H92V182H94ZM103 181H104V180H103ZM103 181H102V182H103ZM105 181H106V180H105ZM110 181H111V180H110ZM110 181H108V182H110ZM120 181H122V179H121ZM123 181H124V180H123ZM137 181H138V179H137ZM152 181H153V180L149 181L148 183H150V182H152ZM154 181H155V180H154ZM161 181H163V180H161ZM161 181H160V182H161ZM165 181H169V183H171V182H170V179H169V180H165ZM194 181H193V182H194ZM199 181H200V180H199ZM201 181H200L201 184L204 183V182H201ZM203 181H204V180H203ZM242 181H243V179H242ZM242 181H241V182H242ZM249 181H251V180H249ZM249 181H248V182H249ZM46 182H47V181H46ZM88 182H87V186H89L88 184L90 183V182H89V183H88ZM108 182H106L107 185H108ZM144 182H145V181H144ZM144 182L142 183V185H145V184L147 185V184H148V183H144ZM156 182H158V180H157ZM176 182H175V183H176ZM178 182H177V184H178ZM207 182H206V183H207ZM210 182H208V184H209ZM216 182H217V181H215V183H213V184H214V187H215ZM226 182H227V181H224V185H223V186H225ZM246 182H247V181H246ZM259 182H260V181H259ZM259 182H258V184H259ZM79 183H80V182H79ZM104 183H105V182H103L102 185L105 186L104 189H103L105 192H107V191H110V192H111V191H112L113 194H116V192H115V193L113 192V189H112V190H110L111 188L108 189L109 187L107 188L108 190H105V188L107 187V185L104 184ZM111 183H112V182H111ZM119 183H120V182H119ZM122 183H123V182L120 183V187L122 186ZM124 183H125V182H124ZM139 183H140V182H139ZM175 183L173 182V184L176 186L177 184H175ZM194 183L197 184V186H199V184H200L198 181H197V182H194ZM194 183H193V184H194ZM198 183H199V184H198ZM206 183H204L206 186H205V187L203 186V188H205L204 190H206V187L208 188V186H207L208 184H206ZM81 184H82V182H81ZM81 184H79V185L81 186ZM135 184H136V183H130V182H129V183H125V185L123 186L124 188H123V189L120 188V189H121L120 191H119L118 186H117L118 184H117V185L114 184L113 187H115V185H116V188H117V189H116V188H115V189L118 190L117 192H119V194H118V193H117V194H118L119 196H118V195H117V196L115 195V196H116V197H115V196L113 195L114 197H112V199L115 200V201H120L121 204H124L125 202H126L127 204H130V203H131L130 201H132V198H135V197H133V195H134L135 192L138 193L137 195H138L139 197H140V195H141V194H139V192H137V191H133V192H132V189H134V185H135ZM153 184H154V182H153ZM157 184H159V183H157ZM160 184H161V186H162V183H160ZM173 184L171 185L172 188H173V187L175 188V189H173V191H177V190H176V187L173 186ZM186 184H187V183H186ZM193 184H192V185H193ZM79 185L76 186V189H74V188H75L74 185H73L74 188L71 187L70 185H68V188H69V186H70V187L73 189L72 191L77 192V190H78L77 188L80 187ZM92 185H93V184H92ZM97 185H98V182H97ZM111 185H113V184H111ZM149 185H150V184H149ZM155 185H156V184H155ZM163 185H166V184H163ZM167 185H168V184H167ZM167 185L165 186V188L168 187ZM190 185H191V184H190ZM190 185H189V187L192 189V187H191L192 185H191V186H190ZM209 185H210V184H209ZM211 185H212V182H211ZM211 185H210V186H211ZM216 185H217V184H216ZM237 185H238V184H237ZM90 186H91V185H90ZM90 186H89V187H90ZM99 186H100V184L98 185L97 190H98V189H101V190H102L103 187H102V188H99ZM108 186H110V185H108ZM186 186H187V185H185V187H186ZM193 186H194V185H193ZM197 186H196V187L194 186L195 189L197 188ZM210 186H209L208 189H210ZM235 186H236V185H235ZM81 187H82V189L84 188L83 186H81ZM81 187H80V188H81ZM85 187H86V186H85ZM91 187L93 188L94 185L91 186ZM91 187H90V189H91ZM141 187H143V186H141ZM145 187H148V188H146L147 191H148V189L150 188V192H151V186H150V187H149V186H145ZM163 187H164V186H163ZM179 187H182V185H180ZM179 187L177 186V189H178ZM199 187H200V186H199ZM214 187L212 186L211 189H213ZM71 188H70V189H71ZM80 188H79V190H81ZM86 188L88 189V187H86ZM156 188H157V187H156ZM183 188H184V187H183ZM70 189H68V190L66 189V190H67L68 192L70 191V192L72 193V191H71ZM115 189H114V190H115ZM154 189H155V187L153 188V191H152V192L155 193L156 191H154ZM157 189H159V188H157ZM163 189H164V188H162V189H160V190H163ZM166 189H167V188H166ZM179 189H180L181 191L184 190V189H182V188H179ZM191 189H189V191H190ZM193 189H194V188H193ZM195 189H194V190H195ZM66 190H65V191H66ZM79 190H78V191H79ZM83 190H86V189L84 188ZM94 190H95V189H94ZM94 190H93V192H94ZM103 190H102V192H103ZM142 190H143L144 193H145L144 187L142 188ZM186 190H187V187L185 188V191H186ZM194 190H191L190 192H192V191H194ZM198 190H199V189H198ZM222 190H223V189H222ZM140 191H141V190H140ZM143 191H142V195H144ZM157 191H159V190H157ZM163 191H164V190H163ZM171 191H172V189H171ZM178 191H179V190H178ZM189 191L187 190L186 192L189 193ZM68 192H67V193H68ZM70 192H69V194H70ZM91 192H92V191H91ZM110 192H108V193H110ZM165 192H166V190H165ZM183 192H184V191H183ZM78 193H80V192H77V194H78ZM136 193H135V194H136ZM147 193H149V192H147ZM147 193H146V195H147ZM154 193H153V195H155ZM156 193H157V192H156ZM159 193H160V192H159ZM177 193H178V192H176L175 194H177ZM187 193H185V194H187ZM64 194H65V193H64ZM69 194H68V195H69ZM72 194H73V193H72ZM90 194H91V193H90ZM103 194H104V193H103ZM105 194H106V193H105ZM132 194H133V195H132ZM151 194H152V193H150L149 196H152ZM175 194H174V193L171 194V192H170V195H171V196H172V195L176 196ZM65 195H67V194H65ZM65 195H64V196H65ZM68 195H67V196H68ZM78 195H79V194H78ZM91 195H92V194H91ZM106 195H107V194H106ZM156 195H157V194H156ZM160 195H161V194H160ZM160 195H159V196H160ZM167 195H169V192H168L167 194H165V196H164V195H162V196H164L163 198H165ZM170 195H169V196H170ZM61 196H62V195H61ZM64 196H63V197H64ZM67 196H66V197H67ZM75 196L77 197V195H75ZM79 196L81 197L82 195H79ZM84 196H85V195H84ZM84 196H83V197H84ZM94 196H95V195H94ZM107 196H108V195H107ZM135 196H136V195H135ZM138 196H136V199H137V200L139 199ZM159 196H158V197H159ZM169 196H168V197H169ZM174 196H173V197H174ZM68 197H69V198H72V196H71V197L68 196ZM73 197H74V195H73ZM83 197H82V198H83ZM108 197H110V195H109ZM137 197H138V198H137ZM153 197H154V196H153ZM168 197H167V198H168ZM173 197H172V198H173ZM74 198H75V197H74ZM92 198H93V197H92ZM95 198L97 199V196H96ZM142 198H143V196H142ZM146 198H147V200H149L148 197H146ZM151 198H152V197H151ZM151 198H150V200H151ZM156 198H157V196H156ZM159 198L161 199V197H159ZM159 198H158V199H159ZM167 198H166V199H167ZM60 199H62V197H61ZM64 199L66 200L65 197H64ZM72 199H73V198H72ZM78 199H79V198H78ZM78 199L75 200V201L78 202V201H79ZM84 199H86V198H84ZM90 199H91V198H90ZM153 199H155V198H153ZM153 199H152V200H153ZM169 199H170V197H169ZM226 199H227V198H226ZM233 199H234V198H233ZM93 200L96 202L95 199H92V203H94ZM105 200H106V198H105ZM137 200H136V201H137ZM139 200H140V199H139ZM139 200H138L137 202H139ZM141 200H144V198L141 199ZM230 200H231V199H230ZM62 201H64V200H62ZM68 201H69V203L71 202L70 199H68ZM73 201H74V200H73ZM80 201H82V199H81ZM89 201H90V200H89ZM89 201L87 200V203H88ZM101 201H102V200H101ZM110 201H111V200H110ZM115 201H114V202H115ZM233 201H234V200H233ZM84 202H85V205H87V204H86V201H84ZM84 202H82V203L79 202V203L82 205ZM90 202H91V201H90ZM99 202H100V200H99ZM99 202L97 201L96 203L99 204ZM112 202H113V201H112ZM122 202H123V203H122ZM129 202H130V203H129ZM132 202H133V201H132ZM142 202H143V201H142ZM234 202H237V203H238V206L233 207V208H229L230 206H228V207H226V206H222V207H217V208H214V209H213V208H210V207H202V206H199L198 203H197L196 201H180V202H176L175 204H167V206H162V205H159V204H156V203H152L151 205L146 206L144 209H142V207H141V206H138V205H132V206H125V205H124V206H114V204H113L114 207L112 208V207H110V205H111L110 202H109L110 205L108 204V207H104V206H106V205H104V206H100V207H97L98 204H97V206H96L95 203H94L93 205H92V204H89V205H87V206H89V207H90V205H92V207H94V205H95L94 208L91 207V209H89V208H87V207H77V206L74 205V204H79V203H75V202H74V204H72V203L69 204V203L67 202L68 205H67V203H66V205L64 204L65 207H66V209H67V214H66L65 216H63V217L61 218V220H60V225H61V227H62L63 230H62V231H61V230H58V231H56V233L53 235V239H54V241H56V245H55V247L52 249V251H54V253H55L57 250H60V249L64 246V244L69 243V239H68L69 236H74L77 232L82 231L83 234L85 233V234L87 235V238L92 239V241L94 242L93 250L96 252V256H95V258H96V260L98 261V264H113V261H114V260H120V259L123 258L122 254H121V249H125L126 252H127V255H129V256H131V254H135L136 249H135L134 245L138 243V242L135 241V239L139 236V234H142V233H144V232L146 233V226H147V224H148L149 222H151V223L154 224V223H156V221H157V219H158V217L160 216L161 213H164L165 215H171L173 212H175L174 209L177 208L178 210H177L175 213H180V212H190V213H195V214H199V213H208V214H210V215H212V216H218V217H220L222 222H224V221H228L229 223H228V226H227V231H221V232H220V236H221V238H225V237H226V238L229 239V242H231V240L234 239V240L236 241V246H237V248H239L240 251H241V254H243V250H244V249H247V251H248L249 253H252L253 250H255V253H256V254H259L260 250H261L262 248H264V188H253V189H247V190L245 191V193L242 194L240 197L236 198ZM64 203H65V202H64ZM102 203H104V202H102ZM102 203H100L99 205H101ZM105 203H106V201H105ZM105 203H104V204H105ZM126 203H125V204H126ZM239 203H240V204H239ZM71 204H72V205H71ZM117 204L119 205V202H118V203L116 202L115 205H117ZM127 204H126V205H127ZM229 204H230V203H229ZM13 205H14V204H13ZM82 206H84V205H82ZM18 228H19V226L13 228V229H12V232H11L10 235L13 236V235L17 232V229H18ZM122 230H123V232H124L125 234H127V238H128L129 240H130V239L132 240V242H129V241L125 240V241H126V244H130V245H126V244H124V243H122V242L119 241V243H115L112 247H109V246H108V242L111 241V240H112V241L117 240L119 237H121V236H122ZM241 241L243 242L242 246H241ZM86 243H87V240L84 242V246L86 245ZM119 244H120V245H119ZM161 250H162V249H161ZM129 253H131V254H129ZM18 254H19V253H18ZM84 254H85V253H84ZM74 258H78V257H77V256L75 257V255H74ZM82 261H94V258L91 257V256H86V257L83 258Z\"/></svg>",
    "mask_w": 264,
    "mask_h": 264
},
{
    "label": "snow or ice",
    "instance_id": "snow-or-ice-1",
    "mask_svg": "<svg viewBox=\"0 0 264 264\" xmlns=\"http://www.w3.org/2000/svg\"><path fill=\"white\" fill-rule=\"evenodd\" d=\"M83 32V29L77 31L73 42H79ZM54 47L63 58V64L42 95L41 114L56 101H76L85 77L91 75L88 57L65 56L69 47L67 42ZM48 56H51V50ZM3 59L0 54V67ZM44 63L47 65V59ZM43 75L32 74L34 86L43 83ZM64 135L63 129L49 131L44 153L34 150L33 157L26 158L17 151L14 167L5 171L0 166V264H95L74 258L72 245L83 247V244L72 236L68 238L69 243L52 255L56 245L53 235L63 230L60 220L67 214L60 196L69 184H76L75 180L58 174L59 160L55 153L63 143ZM45 177H49L47 182ZM228 223L208 213H161L156 223L147 224V235L134 245L135 254L129 256L121 249L123 258L114 260L113 264H264V248L259 254L255 250L249 253L247 249L241 254L234 239L229 242L228 238H221L220 232L227 231ZM17 226L21 231L13 237L10 234ZM121 238L127 239L123 230ZM21 239L40 251L39 261L13 259L11 250Z\"/></svg>",
    "mask_w": 264,
    "mask_h": 264
}]
</instances>
